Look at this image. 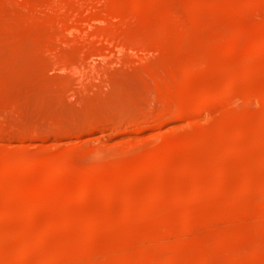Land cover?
<instances>
[{"label": "rangeland", "instance_id": "obj_1", "mask_svg": "<svg viewBox=\"0 0 264 264\" xmlns=\"http://www.w3.org/2000/svg\"><path fill=\"white\" fill-rule=\"evenodd\" d=\"M84 1V2H83ZM96 1V2H95ZM113 1V0H112ZM112 1H110V0H0V6L1 7H3V8H1L0 7V63H2L1 65H0V85L2 86V88L0 87V89L1 90H5V88H9V90L8 89H6L7 91H22L23 89V92H22V94L23 93H27V96H24V95H21V94H19L18 96L17 95H15V93L14 92H12L11 93V91L9 92V93H11V95L9 94H6L7 92H5L4 93V90L3 91H1L2 93L0 94L1 96V98H0V102L2 103H5V104H1L0 103V112H4L3 114L2 113H0V115H5L6 114V116H4V118L2 117V116H0V133H1V135H2V138L4 139H2L1 141H0V151H1V153H0V192L2 193H0V206H2V207H0V246H4L5 247V245H7L8 246V248H10L9 250H11V252H13L14 250V254H15V256H14V254H12V255H10L9 253H11V252H9L8 254L10 255V260H12V261H10V260H8L7 262H10L11 264H44V262H45V260H46V258H45V255H47L46 253L47 252H45V248H47L48 249V251H49V249H52L51 247H56L57 245H59L60 243H63L64 242V245H65V243H67L66 241H69V239H70V241H72V243L70 242L69 243V245L68 246H70V247H68L67 245H65V246H67L68 248H67V251H68V249H69V251L67 252L68 253V255L70 254V253H72V252H74L75 251V248L73 247V245L75 244H73V242H77V243H79V241H77V238H78V240H82V243L84 244L86 241L87 242H91V241H88L89 239H87V237H93V236H89V234L90 233H97V234H95L94 235V238L92 239L93 241L89 244L90 246H91V248H90V246L87 248V251H85V248H83L84 246L86 247V245H82L81 247H80V245L78 246V245H74V246H77V248H83L82 250H80V251H78V252H81L82 254V257L84 256V255H86V257H81L80 256V254L78 255V252H77V250L75 251L76 252V255H78V257L76 256V255H74L73 253V255H71L72 256V259L70 260L69 259V257L66 255L65 256V254H64V256L65 257H67L66 259L67 260H65V258H64V260H65V262H63V258H61L62 259V261H61V259H60V261H61V263H60V261H58L56 264H93L94 263V261L93 260H96L95 262V264H112V263H115L116 264V261H115V258H116V255H118L119 254V252H121V254H122V251L123 252H125L124 254H126L125 256H126V258H131V257H133V258H137L138 259V262H135L136 260H134V262H131L132 264H158V262L161 260V262H160V264H164V263H168V262H170L171 260H169V254H170V252H168L167 250H166V248H165V250L163 251V247L165 246L164 244V246H161L162 245V242H160V244L159 243H157L153 238L151 239V240H148V239H150V237L148 236L149 235V233H150V235L152 236V234L153 235H155V233L154 232H157V231H159L160 229H166V228H168V227H170V224L172 225V223H170V222H166V221H168L167 219H166V216H167V218H170V216H172V217H174V218H172V219H176V218H178V220H174V223H175V221H176V223H177V225H175V227H176V229H175V227H174V229L176 230L175 232H172V234H174L175 236H177V239H178V242H177V240H175L176 238H174V237H172L173 235H170V231L169 232H167V230L169 229H166V234L164 233V231H165V229L163 230L162 229V232L161 233H164L165 235H163V234H160V235H162L163 237H165L166 235H167V233H169V235H167L166 237H168V236H170L171 237V239L173 240H175V242H177V243H175L174 242V240L173 241H171V239H170V237H168V238H165V239H167V240H165V242H164V240H161V241H163V243H165L166 245H171V244H174V246H176L177 247V244L179 245L180 244V241H181V243H182V240L184 239V236L186 237H188V238H185V240L187 239V241L189 240V242H187L186 241V243L184 242L185 240H183V243H185L186 245H183V243L182 244H180L181 246H178V247H180V249L182 250H184V251H181L180 249H176V250H178L179 252H180V254L179 255H182V256H180V257H182L181 259L179 258V261H177L176 260V262H177V264L179 263V264H187L188 262H190L191 264L193 263V264H202V262H200V257L201 256H203V260L206 262L205 264H210V263H212V264H227V262H228V264H264L263 262H264V252L262 253V251L264 250V241H262L264 238V212H261V211H263V209H264V196L262 195L263 194V192H264V190H263V185H264V139L263 140H261V138H259V137H261L262 136V133L264 132V127L263 128H261L262 126H264L263 124L262 125H260V117H264V102H256L255 103V105L253 104V106H249L251 109H250V112H251V110H253V112L251 113L252 115L254 114L255 115V123H254V125L252 126V130H251V127L249 126V125H247V124H249L248 123V120H247V118L246 117H248L249 116V114L247 113V110H246V108H245V106H246V104H245V102H243L242 100V97H240V96H242V90H246V89H244V84H243V81H241L240 82V80H244V82L245 81H247L249 78L247 77V74H248V76L250 77V81H248V82H250L249 84H248V82H247V84L249 85V86H245V88H247L248 89V87H249V89H251V91H249V92H252V91H255V92H258L259 93V91H260V93L262 92V93H264V0H260L262 3H260V4H262V5H259L258 6V8H256L255 6H257V5H255V6H253V4H250V3H247V5H248V8H247V5H244V4H239L238 3V0L236 1L237 3H238V6H237V4L235 3V1L233 0H231L232 1V3H231V1L229 2L228 0H218L219 2H222L221 4L219 3V2H217V1H215V0H213L214 2H212V0H185V2H184V0H173L174 2H172V0H143L144 1V5L146 4L147 5V3H149V4H151L152 2L154 3L155 2V4H157V7L159 8H157L155 5V8H157L156 9V11L155 10H153L152 8V10L150 9V6L152 5L153 6V4H151L149 7H143V8H140V10L139 11H135L134 9H136V8H134V7H132L133 6V4H135L133 1H135V0H124V2H128L129 4H132V5H129L128 3V5L127 6H125V7H127V9L126 8H124V10H125V12L123 13V12H121L120 11V9L121 8H116L117 7V5H115L116 4V2H118V0L117 1H114L113 2V5L111 4L112 3ZM121 1V0H120ZM119 1V2H120ZM130 1V2H129ZM145 1L147 2V3H145ZM152 1V2H151ZM156 1H158V2H156ZM244 1V3L247 1H245V0H243ZM242 1V2H243ZM250 1H252V0H249V2ZM254 1V0H253ZM252 1V2H253ZM259 1V0H258ZM49 2V3H48ZM70 2V3H69ZM74 2V3H73ZM79 2V3H78ZM92 2V3H91ZM96 4H95V3ZM99 2H101V3H99ZM108 2H110V4L108 3ZM122 2V1H121ZM124 2H122V4L124 3ZM161 2H162V4L163 5H161ZM204 3L203 4V6L205 7L204 9H203V6H201V4L200 3ZM210 2H211V4H213V5H216V6H218L217 4H220V7H222V8H218V10H217V7L215 6V8H216V11L214 10V11H212V8L211 9H209L208 7H207V5L208 4H210ZM234 2V3H233ZM239 2H241V0L239 1ZM256 2V1H255ZM9 5H8V4ZM43 3V4H42ZM51 3H53V4H51ZM59 3V4H58ZM60 3H62L61 5H60ZM106 3V4H105ZM115 3V4H114ZM169 3V4H168ZM171 3H173V4H171ZM175 3V4H174ZM190 3V4H189ZM91 4V5H90ZM107 4H108V6H107ZM118 4V3H117ZM159 4V5H158ZM198 4H199V6H198ZM249 4L251 5L250 7H249ZM7 5V6H6ZM42 5V6H41ZM58 5H60L61 7H57ZM75 5H76V7H77V9H76V7H75ZM97 5H99V6H97ZM110 5H112L111 7H110ZM116 6L115 7V9H114V7L113 6ZM119 5V4H118ZM124 5H125V3H124ZM145 5V6H146ZM172 5H173V8H172ZM175 5H176V7H175ZM213 5H212V7H213ZM234 5H236V6H234ZM243 5V6H242ZM10 6H11V8H10ZM69 6V7H68ZM71 6V7H70ZM91 6H93V7H91ZM107 6V7H106ZM166 6V7H165ZM170 6V7H169ZM191 6V7H190ZM193 6V7H192ZM210 6V5H209ZM230 6H232V7H230ZM16 7V8H15ZM64 7V8H63ZM99 7V8H98ZM113 7V8H112ZM121 7H122V9H123V5H121ZM129 7V8H128ZM200 7H202L201 9H203V10H201V12L198 10V12H197V9L198 8H200ZM211 7V6H210ZM234 7V8H233ZM253 7H255L256 9H252ZM58 8V9H57ZM63 8V9H62ZM92 8V9H91ZM94 8H95V11H97V12H95L94 11ZM98 8V9H97ZM108 8H112V10L110 11V9H108ZM134 8V9H133ZM161 8V9H160ZM164 9V11H162L163 9ZM197 8V9H196ZM13 9V10H12ZM71 11H70V10ZM75 9V10H74ZM97 9V10H96ZM107 9V10H106ZM121 9V10H122ZM168 9V10H167ZM186 9V10H185ZM193 9V10H192ZM230 9V10H229ZM236 9V10H235ZM250 9V10H249ZM4 10V11H3ZM17 10V11H16ZM57 10V11H56ZM77 10V11H76ZM116 10V11H115ZM158 10H159V12H158ZM225 10V11H224ZM229 10V11H228ZM62 11V12H61ZM75 11V12H74ZM92 11V12H91ZM94 11V12H93ZM115 11V12H114ZM173 12V13H170V12ZM185 11V12H184ZM191 11V12H190ZM210 11H212V12H210ZM234 11V12H233ZM252 11V12H251ZM257 11H258V13H257ZM51 12V13H50ZM63 12H64V14H63ZM88 12V13H87ZM132 12V13H131ZM139 12V13H138ZM161 12V13H160ZM192 12H193V14H192ZM226 12H227V14H226ZM230 12V13H229ZM237 12V13H236ZM48 13V14H47ZM50 13V14H49ZM76 13V14H75ZM86 13V14H85ZM123 13V14H122ZM153 13H155V14H153ZM163 13H164V15H163ZM168 13H170L169 15H168ZM178 15H177V14ZM186 13V14H185ZM224 13V14H223ZM240 13V14H239ZM3 14V15H2ZM61 14V15H60ZM89 14H90V17H89ZM91 14H95V15H97L96 17H95V15H91ZM109 14V15H108ZM114 14V15H113ZM116 14V15H115ZM128 14V15H127ZM162 14V15H161ZM171 14H173V15H171ZM184 14V15H183ZM191 14V15H190ZM201 14V15H200ZM237 14H239V16H237ZM242 14V15H241ZM9 17H8V16ZM12 15V16H11ZM51 15V16H50ZM56 15V16H55ZM65 15V16H64ZM72 15V16H71ZM75 15V16H74ZM88 15V16H87ZM125 15V16H124ZM152 15V16H151ZM161 15V16H160ZM168 15V16H167ZM200 15V16H199ZM5 18H4V17ZM94 18H93V17ZM191 16V17H190ZM211 16V17H210ZM241 16V17H240ZM255 16H256V18H255ZM259 16V17H258ZM48 17V18H47ZM64 17H66V18H64ZM72 17V18H71ZM89 17V18H88ZM145 19H147V20H145ZM147 17H149V18H147ZM153 17H154V19H153ZM160 17H162L160 20H158ZM177 17V18H176ZM194 17H198V18H194ZM205 17V18H204ZM218 17V18H217ZM223 17V18H222ZM56 18V19H55ZM91 18V19H90ZM96 18V19H95ZM113 18V19H112ZM158 18V19H157ZM194 18V21L196 22V21H198V19H199V21H201V19H203L201 22H203V23H201L200 22V24H199V21L198 22H196V24L198 23L199 25L197 26V28L196 27H194L195 25H193V27H192V25H190V26H187L186 24L187 23H185L186 21L188 22V20L189 19H193ZM211 18V19H210ZM19 19V20H18ZM58 19V20H57ZM70 21H69V20ZM129 19H130V21H129ZM142 19H144V20H142ZM153 19V20H152ZM163 19V20H162ZM188 19V20H187ZM197 19V20H196ZM206 19V20H205ZM214 19H216L215 21L217 22H213V20ZM218 19V20H217ZM224 19V20H223ZM12 20V21H11ZM45 20V21H44ZM66 20V21H65ZM98 20V21H97ZM105 20V21H104ZM128 20V22H126V21ZM140 20V21H139ZM157 22H156V21ZM166 20H167V23H166ZM222 20V21H221ZM17 21V22H16ZM56 21V22H55ZM63 21H65V23H61V22H63ZM90 21V22H89ZM103 21V22H102ZM144 21H145V23H144ZM153 23H152V22ZM162 21H164V22H162ZM181 23H180V22ZM191 21V20H190ZM193 21V20H192ZM194 21H193V23H194ZM207 21V22H206ZM7 22V23H6ZM14 22V23H13ZM68 22V23H67ZM70 22H71V25H69L70 24ZM124 22V23H123ZM127 23V25H125L126 23ZM134 22V23H133ZM139 22H140V24H139ZM150 22V23H149ZM158 22H160V24L158 23ZM205 22V23H204ZM220 22V23H219ZM232 22V23H231ZM254 22H255V25H254ZM261 24H260V23ZM49 23V24H48ZM75 23V24H74ZM83 23V24H82ZM151 23H152V25H151ZM155 23V24H154ZM157 23V24H156ZM73 24V25H72ZM96 24V25H95ZM132 24V25H131ZM139 26H138V25ZM166 24V25H165ZM169 24V25H168ZM171 24V25H170ZM175 24V25H174ZM190 24V23H189ZM192 24V23H191ZM214 24V25H213ZM217 24V25H216ZM228 24H230V25H228ZM233 24V25H232ZM40 25H41V27H40ZM58 25V26H57ZM95 25V26H94ZM137 25V26H136ZM140 25H141V27H140ZM181 25H183V26H181ZM253 25H254V27H253ZM5 28H4V27ZM55 26V27H54ZM74 26V28L72 29V30H69L70 29V27H73ZM79 26V27H78ZM122 26V27H121ZM159 26H162V27H159ZM175 26H177V27H175ZM187 26V27H186ZM210 26V27H209ZM211 26H212V28H211ZM227 26H229V27H227ZM234 26V27H233ZM251 28H250V27ZM97 27V28H96ZM120 27V28H119ZM131 27H132V29H131ZM133 27H135V29L133 28ZM139 29H138V28ZM145 27V28H144ZM152 27V28H151ZM174 27V28H173ZM216 27V28H215ZM224 29H223V28ZM246 27V28H245ZM7 28H8V30H7ZM15 28V29H14ZM55 28V29H54ZM57 28H59L58 30L61 32H57ZM69 28V29H68ZM128 28V29H127ZM150 30H149V29ZM169 28V29H168ZM202 28H203V30H202ZM211 28V29H210ZM221 28V29H220ZM230 28V29H229ZM44 29V30H43ZM53 29H54V31H53ZM200 29V30H199ZM218 29H219V31H218ZM235 29V30H234ZM247 29V30H246ZM41 30V31H40ZM43 30V31H42ZM56 30V31H55ZM64 32H63V31ZM86 30V31H85ZM90 30V31H89ZM105 30V31H104ZM123 30V31H122ZM126 30V31H125ZM133 30V31H132ZM146 30V31H145ZM157 30V31H156ZM170 30V31H169ZM245 30V31H244ZM257 30V31H256ZM262 30V31H261ZM85 31V32H84ZM109 31H111V32H113V36H112V40H111V34L112 33H110ZM137 31V32H136ZM195 31V32H194ZM207 31V32H206ZM208 31H212V33H209ZM215 31H217V32H215ZM225 31V32H224ZM252 31V32H251ZM66 32H67V35H68V37H67V35H64V34H66ZM97 32V33H96ZM101 32V33H100ZM154 32H155V34H154ZM169 32V33H168ZM180 32V33H179ZM181 32H183V33H181ZM189 32V33H188ZM192 32H194V33H192ZM249 32V33H248ZM256 32V33H255ZM40 33V34H39ZM55 33V34H54ZM59 33V34H58ZM72 33V34H71ZM74 33V34H73ZM96 33V34H95ZM99 33V34H98ZM123 33V34H122ZM161 33V35H159ZM166 33H168L169 35H166ZM171 33V34H170ZM186 35H185V34ZM188 33V34H187ZM201 33V34H200ZM209 33V34H208ZM226 33H228V35L226 34ZM231 33V34H230ZM235 33V34H234ZM239 33V34H238ZM260 35H259V34ZM44 34V35H43ZM48 34H50V35H48ZM109 34H110V38H108V37H105V36H109ZM121 34V35H120ZM137 34H139L138 36H137ZM166 35L165 37H163L162 35ZM175 34H176V36H175ZM211 34V36H209ZM212 34H214V35H212ZM219 34V35H218ZM255 34V35H254ZM5 35V36H4ZM16 35V36H15ZM82 35V36H81ZM117 35V36H116ZM150 35V36H149ZM177 35H179V36H177ZM185 35V37H189V38H185V37H183ZM209 37H208V36ZM257 35V36H256ZM11 36V37H10ZM20 38H19V37ZM34 36V37H33ZM45 36V37H44ZM55 36H56V38H55ZM58 36H59V38H58ZM85 36V37H84ZM170 36V37H169ZM171 36H172V38H171ZM203 36H204V38H203ZM4 37H6V41L4 40ZM73 37V38H72ZM79 37V38H78ZM91 37V38H90ZM93 37V38H92ZM96 37V38H95ZM101 37H103V38H101ZM140 37H141V39H140ZM149 37V38H148ZM151 37V38H150ZM154 37V38H153ZM158 37V38H157ZM160 37V38H159ZM163 37V38H162ZM167 37V38H166ZM174 37V38H173ZM182 37V39L184 38L185 40H187V42L184 40V41H181V42H179L180 41V39L179 38H181ZM201 37V38H200ZM211 37V38H210ZM234 37V38H233ZM249 37L251 38V39H249ZM13 38V39H12ZM18 38V39H17ZM35 38V39H34ZM36 38H37V40H36ZM39 38V39H38ZM99 38V39H98ZM106 38H108V39H105ZM114 38V39H113ZM168 39L169 38V40H170V42H169V40H167L168 41V43L167 42H165L166 41V39ZM192 38V39H191ZM242 38H244V39H242ZM47 39V40H46ZM55 39V40H54ZM62 39V40H61ZM75 39V41H72V40H74ZM144 39H146L147 41V43L145 42V40ZM163 40V39H165V41L163 40V41H160V40ZM173 39V40H172ZM189 39V40H188ZM204 41H203V40ZM206 39V40H205ZM209 39H210V41H209ZM220 41H219V40ZM257 39V40H256ZM63 40H65V41H63ZM115 40V41H114ZM126 42H124V41ZM136 40V41H135ZM137 40H138V42H137ZM143 40V41H142ZM150 40V41H149ZM153 40V41H152ZM178 42H177V41ZM201 40V41H200ZM223 40V41H222ZM228 40V41H227ZM231 40V41H230ZM243 40V41H242ZM246 40V44L245 45H243L244 44V41ZM249 40H250V43H249ZM3 41V42H2ZM14 41V42H13ZM31 41V42H30ZM37 41V42H36ZM69 41V42H68ZM112 41V42H111ZM121 41H122V44H121ZM132 41V42H131ZM173 41V42H172ZM197 41V42H196ZM199 41V42H198ZM225 41H227V42H225ZM240 41V42H239ZM242 41V42H241ZM29 42L30 44L32 43V45L34 44V45H37V46H35L36 47V49L34 50L33 48V46L30 48H28V51L30 50V49H33L34 50V52L32 53V51L31 52H28L25 48H24V46H23V44L24 45H29V43L27 44V43ZM42 42H43V45H42ZM45 42V43H44ZM49 42L53 45V44H55V46L56 47H52V45L51 44H49ZM56 42V43H55ZM118 42V43H117ZM144 42V43H143ZM151 42V43H150ZM159 42V43H158ZM185 42V44H186V46H188V47H186L183 43ZM193 42V43H192ZM196 42V43H195ZM206 42H208V43H206ZM212 42V43H211ZM214 42H216V43H214ZM219 42L220 43H222L221 45L219 44ZM7 43V44H6ZM11 43V44H10ZM65 43V44H64ZM80 43V44H79ZM96 43V44H95ZM97 43H99V45L97 44ZM101 43V44H100ZM113 43V44H112ZM130 43V44H129ZM136 43V44H135ZM137 43H139V45H137ZM143 43V44H142ZM146 43V44H145ZM165 43V44H164ZM172 43H174V44H172ZM181 43H182V45H181ZM199 43V44H198ZM227 44V46H228V50H230V49H232L233 51H234V47H236L235 49V51H237V52H235L236 53V57L234 58L233 57V55L231 56V57H233V58H224V57H228V55H231L232 53H231V51H228L227 49H225V51H224V49H223V47H221V48H219V46H226L225 44ZM254 43H256L255 45H254ZM15 44V45H14ZM45 44V45H44ZM47 44H49L48 46H47ZM58 46H57V45ZM119 44H121V45H119ZM201 44V45H200ZM232 44V45H231ZM233 44H235V45H233ZM259 44V45H258ZM263 44V45H262ZM8 45H10V47H8ZM38 45H39V47H38ZM83 45H84V47H83ZM116 45V46H115ZM118 45V46H117ZM144 45H148V46H144ZM150 45V46H149ZM154 45H156V46H154ZM166 45V46H165ZM178 45V46H177ZM204 45V46H203ZM219 45V46H218ZM230 45V46H229ZM237 45H239V46H237ZM4 46H6L7 48H8V50L6 49V48H4ZM21 46V47H20ZM23 46V47H22ZM30 46V45H29ZM51 46V47H50ZM54 46V45H53ZM76 46V47H75ZM100 46H103V47H100ZM127 46V47H126ZM174 46V47H173ZM183 46H184V48H183ZM196 46V47H195ZM199 46V47H198ZM201 46V47H200ZM218 46V47H217ZM226 46V47H227ZM244 46V48H242ZM252 46H254V48L252 47ZM14 47L16 48V49H18V51L16 50L15 51V49H14ZM20 47V48H19ZM44 47H46V48H44ZM62 47V48H61ZM69 47H72V48H70L69 49ZM123 47V48H122ZM124 47H125V49H124ZM153 47V48H152ZM156 47V48H155ZM158 47H159V49H161V50H159L158 49ZM203 47V48H202ZM231 47V48H230ZM250 47H251V49H250ZM25 50H24V49ZM41 48V49H40ZM61 48V49H60ZM64 48H66V50L64 49ZM79 50H77V49ZM143 48V49H142ZM165 48H167V49H165ZM169 48H171V49H169ZM172 48H174V49H172ZM182 50H181V49ZM205 48V49H204ZM21 49H23L22 51H24V52H22L21 51ZM38 49H40L39 50V52H38ZM45 49V50H44ZM55 49V50H54ZM103 49V50H102ZM117 49H118V51H117ZM141 49V50H140ZM156 49V50H155ZM186 49V50H185ZM249 49V50H248ZM252 49H256L255 51V53H252V52H254V51H252ZM5 50H7V51H9V50H13V52L15 53H17V55H14L12 52H11V54L14 56V58H15V56H16V58L14 59V60H17V61H15V62H18V64L17 63H15V62H13V65L11 64V62H12V60L10 61L9 60V58H11L10 56H12V55H10L9 56V58H8V61H7V56L10 54H8V55H6V58H5V53L7 54V52L5 51ZM70 50V52H68L69 54H67V51H69ZM74 50V51H73ZM84 50H85V52H84ZM128 50V51H127ZM139 50V51H138ZM158 50V51H157ZM163 50H165V51H163ZM172 50V51H171ZM178 50V51H177ZM190 52V54H191V52L193 51H195V53H193L192 52V54H193V56L195 55V58H196V60H198L199 62H202V61H204L205 63H203V64H205L206 66H204V65H200V67H198L196 70V72H194V73H196V74H193V73H190V72H188V71H186V70H189L187 67H189V64L191 65V64H193L192 62H194V60L193 59H195L194 57L192 58V56L191 57H189L188 59L186 58V57H188V55H189V52ZM240 50H242L241 52H240ZM248 50V51H247ZM4 51H5V53H4ZM47 51L49 52V53H47ZM63 51H66L65 53L63 52ZM76 51H78V55H80L81 53H83L82 55H80V56H82L81 58H80V56H79V58H78V60L80 59H82L83 60V62L82 63H84V65L81 67V68H83L82 70H76L74 67H73V65L71 64V62H73V60H74V58H75V56H77V55H75V56H72L71 54L73 53H75V54H77V52ZM92 52H95V51H97V52H101V53H103V55L105 54L106 56H104L103 58L102 57H93L92 59H91V61L93 62V63H91V62H89L90 60H88V62H87V59L89 58V56L88 55H90ZM123 51V52H122ZM156 51V52H155ZM162 51V52H161ZM185 51V52H184ZM223 51L224 52H226L227 51V53H231V54H224L223 53ZM10 52V51H9ZM18 52H22V53H24V54H21L20 56H21V58L23 59H25V57H26V62H24V64L26 63V65H22V64H20L21 62H22V60L19 58L20 56L18 55L19 53ZM32 53V54H30L31 55V57H32V60L29 58V55L27 54L26 55V53ZM37 52V53H36ZM53 52V53H52ZM81 52V53H80ZM87 52H89V53H87ZM120 52V53H119ZM200 52L201 53V55H200V53H199V57H198V53ZM205 52H206V54H205ZM207 52H208V54H207ZM239 52V53H238ZM263 52V53H262ZM47 53V54H46ZM131 53V54H130ZM170 53V54H169ZM174 53V54H173ZM185 55H184V54ZM197 53V54H196ZM234 53V54H235ZM36 54V55H35ZM41 54V55H40ZM56 56H55V55ZM64 54H66V55H64ZM85 54V55H84ZM123 54H128V56H125V55H123ZM165 54L166 55H168V56H165ZM184 55L185 56V58H184V56L183 57H181V55ZM212 54V55H211ZM222 54H224L223 55V57H222ZM241 56H240V55ZM250 56H249V55ZM22 55H24V56H22ZM35 55V59L33 58V56ZM40 55V56H39ZM46 55V56H45ZM49 55V56H48ZM51 55V56H50ZM87 55V56H86ZM173 55V56H172ZM177 55V56H176ZM206 55V56H205ZM213 57V55L214 56H216V57H211V56ZM242 55H245L246 57L244 58V56H243V59L241 58L242 57ZM260 55V56H259ZM19 56V57H18ZM58 56V57H57ZM60 56V57H59ZM67 58H66V57ZM68 56H70V58L71 57H73V60H67V59H70V58H68ZM84 56H86V57H84ZM108 56V57H107ZM160 56V57H159ZM174 56H176L175 57V59H174ZM190 56V55H189ZM201 56V57H200ZM204 56H205V58H204ZM18 57V58H17ZM45 57V58H44ZM62 57V58H61ZM64 57H65V59H66V61L68 62V64H67V62L65 61V59H64ZM78 57V56H77ZM88 57V58H87ZM125 57H128L127 59L125 58ZM166 57V58H165ZM202 57H203V59H202ZM211 57V59L213 60L214 58V60H216L217 58H218V64L220 63V64H223V66L224 65H226V67L225 68H227V66H228V68L229 69H235L236 71H237V69H238V73L237 74H239L238 76H239V80H237L236 82H237V84L234 82H232V84L230 83V85H233L234 84V86H235V84H236V86L235 87H232L233 89H235L234 91H232V89H231V87H228V85L226 86V84L228 83L227 81H228V78H229V74L226 72L225 74H224V67H221L222 69H223V72H220L222 69H217V70H215L216 68L215 67H213V68H215L214 70L216 71V72H214V70H213V72H210L209 70L212 68V66H214V64L216 65L217 63H214L213 65H212V62L214 61H211V59H210V61H211V64L210 65H212V66H210V69H208L209 67V62H206V60H208L209 58ZM230 57V56H229ZM247 57L248 58H250L251 60H248L247 59ZM259 57V58H258ZM261 57V58H260ZM3 58V59H2ZM30 60H29V59ZM37 58H38V60H37ZM160 58H162L163 59V61H162V59H160ZM172 58V59H171ZM182 58V59H181ZM208 58V59H207ZM221 58V59H220ZM224 58V59H223ZM12 59H13V57H12ZM27 59H28V61H27ZM64 59V60H63ZM77 59V58H76ZM74 60V61H77V60ZM86 61H85V60ZM96 59V60H95ZM166 59V60H165ZM177 59H179V60H177ZM186 59V60H185ZM237 59V60H236ZM244 59L246 60L247 59V61H244ZM260 59V60H259ZM4 60V61H3ZM19 60V61H18ZM34 60V61H33ZM61 60H62V63H61ZM95 60V61H94ZM155 60H157V61H155ZM161 60V61H160ZM174 60V61H173ZM177 60V61H176ZM182 60H185V62H183ZM193 60V61H192ZM195 60V62L194 63H196L197 65H199L198 63V61H196ZM202 60V61H201ZM235 60V61H234ZM7 61V62H6ZM24 61V60H23ZM31 62L32 61V63H27V62ZM65 61V62H64ZM113 61H115V62H113ZM128 61V62H127ZM187 61H191V63H188ZM209 61V60H208ZM244 61V62H243ZM251 61V62H250ZM6 62V63H5ZM10 62V63H9ZM37 62V63H36ZM47 62V63H46ZM50 62V63H49ZM54 62V63H53ZM101 62V63H100ZM111 62V63H110ZM154 63V66L152 65L153 63ZM157 62V63H156ZM167 62H169V63H167ZM175 62V63H174ZM180 62H182L183 63V65H186V62H187V65H186V68L187 69H185V67L182 65L181 67V69H184L185 71H186V73L188 72V74H185V71H183V73L182 72H180V68H179V64L177 65V63H180ZM214 62H216V61H214ZM253 62V63H252ZM255 62V63H254ZM11 64V65H9V64ZM64 63V64H63ZM81 63V64H82ZM87 63V64H86ZM89 63V64H88ZM90 63H91V65H93L94 67H95V65H96V67H95V69L93 68V66L92 67H90L91 65H90ZM104 63V64H103ZM108 63V64H107ZM128 63V64H127ZM155 63L157 64V65H155ZM158 63H159V66H158ZM160 63H161V65H160ZM165 63V64H164ZM172 63H173V65H172ZM181 63V64H182ZM185 63V64H184ZM240 63V64H239ZM245 63L247 64V65H245ZM250 63H252L251 65H250ZM257 63V64H256ZM262 63V64H261ZM4 64V65H3ZM19 64H20V66H22L23 68H24V70H25V73H27L26 75H25V73L23 72V69L21 70V71H19L20 69H21V67L19 66ZM28 64H30L29 66H28ZM31 64H32V66H31ZM36 64V65H35ZM47 64H51V65H49V66H47ZM54 64V65H53ZM64 66H63V65ZM110 64V65H109ZM167 64V65H166ZM169 64L171 65V67L169 66ZM217 64V65H218ZM231 65V66H233V68H231V66H229V65ZM242 64V65H241ZM6 65H9L8 67L10 68V66L12 67L11 69L15 72V69L17 70V71H19V72H23V73H20L19 74V72H17L18 74L17 75H21V77L22 78H26L23 82H21V84H17V85H19V86H21V85H23V86H21V87H19L18 86V88H14L13 89V83H15V82H13L12 83V89L10 88V80H13V77L12 78H10V80L8 79L9 77H11V74H10V76H8L9 75V73H12V75H14V73L13 72H9L11 69H9ZM35 65V66H34ZM68 65V66H67ZM98 65H100V66H98ZM105 65H106V67H105ZM150 65V66H149ZM208 65V66H207ZM216 65V66H217ZM236 65V66H235ZM249 65V67L248 68H246L247 66ZM257 65V66H256ZM261 65H262V67H261ZM14 66V67H13ZM17 66L18 67H20V68H17ZM27 66H28V68H29V70H27L28 68H27ZM37 66H39L38 68H37ZM111 66V68H109V67ZM152 66V67H151ZM165 66V67H164ZM170 68H169V67ZM173 66H175V67H177V69H175V73H179V74H177L176 75V77H178V75H179V77L177 78L178 79V83H176L178 86H179V88H182V87H184V88H186V89H184V88H182V89H184L183 91L181 90V89H179V91L181 90V93H183L184 92V95L182 94L181 96H182V98L181 97H179L178 96V100H179V102H178V100H177V98L175 97V92H173V91H175V90H173V89H175V88H177L178 86L177 85H174V86H176L175 88H174V86L172 85V83L170 84V82L168 83V81H170V79H172V77L171 78H169L170 77V73L169 74H166V72L168 73V71L170 72L171 71V73H172V75H173V69L175 68V67H173ZM202 66H204L205 68H203ZM246 68L245 69V71H246V73L247 74H245V76L247 77V79L245 78V77H243L244 76V74H242V70H244V67ZM31 67H34V68H31ZM43 68V70L41 71V69ZM46 68V70H44L45 68ZM48 67V68H47ZM50 67H51V69H50ZM62 67V68H61ZM105 67V69H107V70H105V69H103ZM108 67V68H107ZM142 67V68H141ZM155 69H154V68ZM160 68V67H162V68H160V70L158 69V68ZM168 67V68H167ZM207 67V68H206ZM219 66H217V68H218ZM14 68V69H13ZM27 68V69H26ZM40 68V69H39ZM68 68V69H67ZM80 68V69H81ZM92 68H93V70H92ZM133 69V70H130V69ZM136 68V69H135ZM140 68V69H139ZM203 68V69H202ZM227 68V69H228ZM250 68V69H249ZM256 68V69H255ZM6 69H7V72H6ZM55 69V70H54ZM66 69V70H65ZM75 69V70H74ZM87 69V70H86ZM180 69V70H179ZM204 69H208V71H204ZM228 69V70H229ZM252 69V70H251ZM50 70V71H49ZM100 70H102L101 72H100ZM105 70V71H104ZM141 70L143 71V73L141 72ZM198 70H201L200 72L198 71ZM204 72H203V71ZM241 70V71H240ZM249 70V71H248ZM35 71V72H34ZM40 71V72H39ZM45 71V72H44ZM74 71H78V72H74ZM107 71V72H106ZM109 71V72H108ZM118 71V72H117ZM133 71H135V72H133ZM146 73H145V72ZM158 71V72H157ZM160 71H162V75L163 76H161V74H160ZM164 71V72H163ZM47 72V73H46ZM87 72V73H86ZM106 72V73H105ZM110 72H115V73H112V75L114 76V75H116V76H114V79H112V75H111V73ZM119 72H121V76H120V74H119ZM122 72H125V73H122ZM131 72L132 73H134L133 75L131 74ZM136 72L138 73V77H137V74H136ZM139 72H141V74L143 75H139ZM154 72L157 74L156 76H155V74H154ZM198 72V73H197ZM45 73V74H44ZM73 73V74H72ZM118 73V74H117ZM128 73L130 74V75H128ZM150 73V74H149ZM158 73L160 74V77L162 78H165V76L167 75V78H165L164 80L166 81V85L168 86L169 84V86H170V91H171V93L173 92V94L171 95V94H169L168 95V93H167V89H166V87L164 86V82L165 81H163V82H161V84H159L158 85V81H157V78H158ZM165 73V74H164ZM175 73H174V75H175ZM218 73V74H217ZM222 73V74H221ZM242 74V76H240L241 74ZM243 73H244V71H243ZM78 74V75H77ZM126 75V77L128 78V77H131V78H129V79H127L125 76H123V75ZM136 74V75H135ZM199 74V75H198ZM16 74H15V76H17ZM31 75V76H30ZM69 76V78L68 79H66L68 76ZM70 75L72 76L71 78H70ZM76 75V76H75ZM118 75V76H117ZM128 75V76H127ZM135 75V76H134ZM192 75V76H191ZM200 75H201V77H200ZM221 75V76H220ZM226 75H228V76H226ZM7 76V77H6ZM40 76V77H39ZM52 76V77H51ZM57 76V77H56ZM65 76H67V77H65ZM123 76V78H121ZM134 76V77H133ZM169 76V77H168ZM187 76V77H186ZM193 76H194V78H193ZM209 76V77H208ZM18 78L20 77V76H17ZM20 77V78H21ZM42 77V78H41ZM47 77H49V78H47ZM74 77V78H73ZM77 77V79H75ZM139 77H141V79L139 78ZM144 77V78H143ZM152 77V78H151ZM157 77V78H156ZM160 77H159V79H160ZM174 77V76H173ZM189 77V78H188ZM196 77V78H195ZM199 77V78H198ZM215 77V78H214ZM225 77V78H224ZM241 77V78H240ZM7 78V79H6ZM16 78V77H15ZM14 78V79H15ZM45 78V79H44ZM55 78V79H54ZM57 78V79H56ZM118 78V79H117ZM125 78V79H124ZM133 78H136V79H134L133 80ZM137 78L139 79V80H137ZM191 78V81H189V79ZM192 78L196 81H194V80H192ZM209 80H208V79ZM245 78V79H244ZM38 79V80H37ZM41 79V80H40ZM53 80V81H50V80ZM66 79V80H65ZM73 79V80H72ZM120 79V80H119ZM124 81H122V80ZM131 79V80H130ZM143 79H145V80H143ZM150 79H153V80H149ZM156 79V80H155ZM158 79V80H159ZM167 79V80H166ZM169 79V80H168ZM176 79V78H175ZM176 79V80H177ZM179 79H180V82H179ZM202 79H203V81H202ZM213 79V80H212ZM217 79V80H216ZM224 79V80H223ZM225 79H227V81L225 80ZM4 80H5V83H4ZM21 80H23V79H21ZM33 80H34V82H33ZM47 80V81H46ZM62 80H63V82H62ZM71 80V81H70ZM117 80H119V82H120V85H119V83L117 82ZM128 80H130V81H128ZM199 80V81H198ZM204 80H205V83H204ZM15 81V80H14ZM18 82H19V80H17ZM35 81H36V83H38V84H36L35 83ZM39 81H40V83H42V84H40L41 86H42V88H39L40 87V85H39ZM44 82V87L45 88H47L48 90H46L47 92H44L43 91V82ZM46 81V82H45ZM74 81V82H73ZM114 81V82H113ZM129 83V84H127V82ZM132 81H133V83H132ZM137 81H139V82H137ZM141 81H143V82H141ZM147 81H148V83H147ZM184 81H186L185 83H184ZM193 81H194V83H193ZM218 81V82H217ZM263 81V82H262ZM50 82L53 84H56V85H52V84H50ZM58 84H57V83ZM65 82V83H64ZM72 82V83H71ZM126 82V83H125ZM135 82H136V84H135ZM152 82V83H151ZM154 82V83H153ZM156 82V83H155ZM189 82V83H188ZM256 82V83H255ZM9 84L8 86L9 87H6L7 86V84ZM74 83V84H73ZM116 83V84H115ZM127 85L126 87H128V88H126L125 87V84ZM141 83V84H140ZM151 83V84H150ZM163 83V84H162ZM182 83V84H181ZM200 83V84H199ZM213 83V84H212ZM215 83V84H214ZM239 83V84H238ZM251 83H254V84H251ZM3 84V85H2ZM46 84H48L47 85V87H46ZM71 84V86H69ZM73 84V85H72ZM135 84V85H134ZM147 84H149L150 86L148 87V85ZM155 84H157V85H155ZM187 84H189L190 86H192V87H190L191 89H189L188 87H185V86H188ZM197 84V85H196ZM219 84V85H218ZM246 84V83H245ZM33 85V86H32ZM34 85H35V87L38 85V87L37 88H35L34 87ZM49 85H51L50 87H51V89L50 88H48L49 87ZM58 85V87H55V86H57ZM62 85H66L67 87H65L66 88V91H64V90H60V92L58 91V92H56V94L54 93V91H53V89H52V87H55V89H64L63 87L64 86H62ZM75 85V86H74ZM128 85H130V87L128 86ZM137 85V86H136ZM153 85V86H152ZM252 85V86H251ZM5 88H4V87ZM61 88H60V87ZM136 86V87H135ZM158 86V87H157ZM161 86V87H160ZM213 86V87H212ZM218 86H219V88H218ZM239 86V87H238ZM255 86V87H254ZM17 87V86H16ZM35 89H34V88ZM71 87V88H70ZM119 87H121V88H119ZM123 87V88H122ZM151 87H154V88H151ZM162 87H165V88H162ZM172 87H173V89H172ZM206 88V89H209V90H206V91H208L209 92V94L211 93V95H212V97L213 96H215L216 95V93L215 92H217L218 90L220 91V92H222V93H226L227 92V90H229L228 88H230V90L232 91V92H230V91H228V93L230 92V93H232L230 96L231 97H229L228 99H230L231 101H229L228 99H225V98H216V99H214L213 101H211V100H208L206 103V105H204V103L202 102V105L200 106L201 107V110H197V112L199 113L200 111V113L197 115V113H196V115H194V116H190V115H188V114H185V116H183V119H185V120H183L182 118H179V119H177V118H174V117H176L175 115H177V112H175L176 111V109L179 107L178 105H180V104H182L184 107H187L188 106V103H190L188 100V98H191V97H188V96H191L192 95V93H193V91L194 92H196L197 94H198V92L201 90V89H203L204 90V88ZM212 87V88H211ZM225 87H228V88H225ZM239 89H238V88ZM45 88H44V90H45ZM69 90H68V89ZM73 88V89H72ZM76 88V89H75ZM125 88V89H124ZM132 88H134V91H133V89ZM140 88V89H139ZM161 90H160V89ZM168 88V87H167ZM195 88V89H194ZM225 88V89H224ZM237 88V89H236ZM260 88V89H259ZM16 89H18V90H16ZM22 89V90H21ZM34 90V92H33V90ZM54 89V90H55ZM75 89V90H74ZM130 89V90H129ZM178 89V88H177ZM187 89H189V90H187ZM194 89V90H193ZM241 89V90H240ZM5 90V91H6ZM39 90V92H37L39 95H38V97L40 98V96L42 95V93L44 94H46V95H48L49 96V91H50V93H53L55 96H59L60 95V97L61 96H63V97H59L58 99L56 98V97H54L52 94H50V97L52 96V98L51 99H54L55 98V100H56V102L57 101H59V102H57V103H55V101L54 100H51L50 99V97L49 98H47V99H45V97H47L45 94V96H43L44 97V99H45V103H47L45 106H46V108H44L45 110H43V112L45 111H47L46 112V114L45 113H41L42 114V116H41V118L39 117L38 119H40V120H37V121H39V123H36V124H34V126L32 125V128H34V129H32L30 126L29 127H27L28 125H30V124H32L33 122L31 121V123L29 122V121H25L24 120V118H23V116H21L20 117V119H18V120H16V118H17V116L19 115H17V114H15V113H17V112H14V113H12L14 110H17L16 109V106L13 108V107H11L10 108V110L12 111H9L8 110V107H10V105H12L13 103H11L12 101H14L15 100V98H17V97H20V99L23 97V98H25V97H28L29 95H37V94H35L36 92L35 91H38ZM40 90H42L41 92V94H40ZM52 90V91H51ZM73 90V91H72ZM121 90H123L124 91V93H123V91L121 92ZM128 90V91H127ZM138 90V91H137ZM140 90V91H139ZM156 91V92H154V91ZM161 92L160 94L158 93L159 91ZM165 90H166V92H165ZM190 90H192V93H191V95H190V93H188L189 95H187L186 93L187 92H189ZM195 90H197V91H195ZM214 90H217V91H214ZM240 90V91H239ZM258 90V91H257ZM55 91H57V90H55ZM75 91V92H74ZM126 91H127V93H126ZM143 91H146V93L145 92H143ZM169 91V88H168V92H170ZM177 91V90H176ZM202 91V90H201ZM62 92H63V94H62ZM129 92V93H128ZM136 92V93H135ZM141 92V94H139ZM186 92V93H185ZM234 92H235V94H234ZM239 92H241L240 94H239ZM245 92H248V91H245ZM14 93V95L16 96H12V94ZM19 93V92H18ZM58 93H60V94H58ZM65 93H67V94H65ZM143 93V94H142ZM152 93H154V94H152ZM177 93V92H176ZM180 92L179 93H177V95L178 94H181ZM244 93V92H243ZM2 94H3V96L5 95H8L9 97L10 96H12L11 98L12 99H10L9 97H6L5 99H3V101H1V99L2 98H4L3 96H2ZM70 94V95H69ZM123 94V95H122ZM139 96H138V95ZM145 94V96L143 97V95ZM147 94V95H146ZM197 94H194V95H197ZM234 94V95H233ZM238 94V95H237ZM67 96V97H64V96ZM69 95V96H68ZM126 95V96H125ZM158 95V96H157ZM163 95V96H162ZM168 95V96H167ZM171 95V96H170ZM174 95V96H173ZM187 95V96H186ZM210 95V96H211ZM232 95H233V97H232ZM240 95V96H239ZM118 98H116V97ZM153 96V97H152ZM162 96V97H161ZM170 96V98H168ZM15 97V98H14ZM54 97V98H53ZM122 97V98H121ZM125 97V98H124ZM139 99H141L142 98V101L144 102V99H145V102L143 103L141 100H138V98ZM156 97V98H155ZM158 97V98H157ZM161 97V98H160ZM164 97H166V98H164ZM175 97V100L173 99ZM238 97V98H237ZM10 99V101H9V99ZM22 98V99H23ZM62 98H63V100H62ZM64 98H65V100H64ZM66 98H67V100H66ZM85 98V99H84ZM128 98V99H127ZM144 98V99H143ZM148 98H150V99H148ZM179 98H181V101H182V103H180V99ZM194 98V97H193ZM192 98V99H193ZM239 98H241V99H239ZM8 99V101H6ZM14 99V100H13ZM18 100H19V98H17ZM22 99H21V101H22ZM26 99V98H25ZM49 99V100H48ZM60 99V100H59ZM99 99V100H98ZM107 99V100H106ZM124 100V99H126L127 100V106L125 105L124 106V103L126 102V100L124 101V102H122L121 103V101L122 100ZM165 99V101H163ZM195 99V98H194ZM225 99V100H224ZM71 100V101H70ZM119 100V101H118ZM155 100H157V101H155ZM220 100V101H219ZM223 100V101H222ZM226 100H228L227 102H226ZM236 100H238V101H236ZM50 101H53L54 103L53 104H55V105H52V106H54V107H52V109H50L51 108V105H50V107H48L49 105H48V103ZM60 101H61V103H60ZM65 101V102H64ZM70 101V102H69ZM94 101H96L95 103H94ZM105 103H104V102ZM141 101V102H140ZM151 101V102H150ZM159 101V102H158ZM162 101V102H161ZM16 102V101H15ZM14 102V103H15ZM18 103H21L20 101H17ZM15 103L14 105H16L17 104V106H18V103ZM24 102V101H23ZM67 102V104H68V102H69V104H68V106L70 107V104H71V107H74V108H72V109H70L68 106H65V103ZM72 102H74L75 104H73ZM91 102V103H90ZM155 102V103H154ZM175 102V104H173ZM177 102H178V104H177ZM192 102V101H191ZM200 102V101H199ZM220 102V103H219ZM10 103V104H9ZM50 103H52V102H50ZM49 103V104H50ZM60 103V104H59ZM98 103V104H97ZM109 104V105H107V104ZM143 103V104H142ZM158 103H160L159 105H158ZM163 103V104H162ZM165 103H167L166 105H165ZM173 105H171V104ZM198 103V102H197ZM223 103V104H222ZM233 103V104H232ZM240 103V104H239ZM22 104H24V103H21V105ZM72 104L73 105H75V106H78V107H76L75 108V106H72ZM96 104V105H95ZM101 104H102V106H101ZM104 104H106L105 106H104ZM123 106H122V105ZM126 104V103H125ZM139 104V105H138ZM177 104V105H176ZM185 104V105H184ZM201 103H198V105H200ZM210 104V105H209ZM236 104H238V105H236ZM257 104V105H256ZM5 105H6V107H5ZM13 105V106H14ZM62 105V106H61ZM65 107H64V106ZM82 105H84L83 107H84V109L83 108H81V110L79 109L80 107H82ZM111 105V106H110ZM130 105H131V107H130ZM135 105V106H134ZM170 105V106H169ZM175 105V106H174ZM192 105V104H191ZM190 105V106H191ZM197 105V106H198ZM218 107H217V106ZM221 105V106H220ZM224 105V106H223ZM231 105H233V106H231ZM239 105H241V106H239ZM243 105V106H242ZM250 105H252V104H250ZM87 106V107H86ZM96 106V107H95ZM101 107V109H108L107 111H105L104 109V111H105V113L103 114V115H101L99 112L101 111L100 110V108L99 107ZM132 106H133V108H132ZM138 106H140V107H138ZM142 106V107H141ZM163 106V107H162ZM178 106V107H177ZM196 105L194 104V106H192V107H195ZM216 108H215V107ZM227 106H228V109H227ZM21 107V106H20ZM20 107H19V109H20ZM48 107V108H47ZM61 108V107H64V108H67L66 110L65 109H63V108H61V109H59V110H57L58 108ZM110 107V108H109ZM124 107H128V110H130V111H132V113H136L135 115V117L133 116L134 114H132L130 111H128L126 108H124ZM137 107V108H136ZM199 107V106H198ZM230 107V108H229ZM240 107H242L241 109H240ZM13 108V109H12ZM88 108V109H87ZM98 108V109H97ZM141 108H144L143 109V111H142V109ZM170 108V109H169ZM175 108V110L172 112L171 110L172 109H174ZM181 108V107H180ZM179 108V109H180ZM188 108V107H187ZM204 108V109H203ZM221 108V109H220ZM235 110H234V109ZM237 108H239V109H237ZM263 108V109H262ZM49 109V110H48ZM55 109V110H54ZM65 110L64 112H62L63 110ZM68 109H70L69 110V112H72V113H69L68 112ZM76 109L78 110V111H76ZM198 109H200V108H198ZM214 109L217 111H215V112H212V111H214ZM218 109V110H217ZM234 111H233V110ZM9 111V113L7 114L6 113V111ZM52 112H51V111ZM73 110V111H72ZM96 110H98L97 112H96ZM103 110H102V112H103ZM113 110V111H112ZM125 110V111H124ZM134 110V111H133ZM137 110H138V112H137ZM144 110H145V112H144ZM151 112H150V111ZM204 110V111H203ZM239 110V112L241 113H239V112H237V111ZM255 110H256V112H255ZM18 111V110H17ZM48 111H50V112H48ZM58 111V112H57ZM60 111V112H59ZM67 111V112H66ZM80 111V112H79ZM87 111V112H86ZM91 111V112H90ZM108 111L110 112L111 111V113H109V115H110V117L107 115L106 116V114L108 113ZM142 111V112H141ZM148 111V112H147ZM164 111V112H163ZM166 111V112H165ZM177 111H178V109H177ZM227 111H229V112H231V113H233L232 115H231V113L228 115V117L229 116H231V117H233V119L231 118V117H229V118H231L232 119V121H231V119H229L228 121L230 122V123H228V122H226V120H222V119H224V118H222V115L225 117V116H227V115H224V114H226V113H229V112H227ZM236 111V112H235ZM244 111V112H243ZM19 112H20V110H19ZM18 112V113H19ZM54 112H56V114L54 113ZM65 112H66V114H65ZM83 112H85V113H83ZM92 113V114H90V113ZM107 112V113H106ZM141 112V113H140ZM147 112V113H146ZM153 112H155V113H153ZM162 112V113H161ZM172 112V113H171ZM174 112H175V114H174ZM209 112H212V113H209ZM11 113V118L13 117V115H14V117H13V119L15 118V120L14 121H18L17 123H15V122H13V119H11L10 118V116H9V114ZM40 113V112H39ZM49 113V115H47ZM74 113H76L77 115H78V113H79V116L81 115V113H82V116H80V118L82 117V120L79 118V117H77L76 115H74V116H76V119H75V117H73V119H71L72 118V116H73V114ZM95 113H97V114H95ZM127 113H129V114H132V115H128ZM140 115H138V114ZM157 113V114H156ZM168 113V114H167ZM220 115H219V114ZM234 113H239V115L240 116H243L244 115V117H240L239 115H237V114H234ZM244 113H246V114H244ZM260 113V114H259ZM262 113V114H261ZM22 114V113H21ZM114 114V115H113ZM115 114H116V116H115ZM119 114V115H118ZM141 114H143V115H141ZM154 116V118H155V116L156 117H158V116H160L161 114H162V117L161 118H163V122H161V121H159V119L158 118H155L154 120H158V122H161V123H159V125L157 124V121L155 122V121H152L153 120V116ZM164 114V115H163ZM202 114V115H201ZM213 114V115H212ZM222 114V115H221ZM248 114V116H246ZM258 114H259V116H258ZM17 115V116H16ZM60 115V116H59ZM61 115H62V117H61ZM67 115H69V116H71L70 118H69V116L67 117H65V116ZM99 115V116H98ZM146 115V116H145ZM201 115V116H200ZM207 115V116H206ZM235 115H237V116H239V118H238V121H236V119H237V117L235 116ZM253 115V116H254ZM8 116V117H7ZM20 116V115H19ZM19 116H18V118H19ZM47 116V117H46ZM96 116H98L97 118H96ZM102 116L104 117H106V119H102ZM113 116H115V117H113ZM147 117V120H145L144 121V119H146L145 117ZM150 116H152V120H151V117ZM168 116V117H170V120H172V121H170V120H168V118H166V117ZM186 116H188V119L186 118ZM198 116H200L199 118H198ZM212 116H214V117H212ZM44 117H46V118H44ZM57 117H58V119H57ZM95 117V119H94V122H93V118ZM113 117V118H112ZM129 117H130V119H129ZM133 117V118H132ZM144 117V118H143ZM191 117V118H190ZM194 117V118H193ZM227 117V118H228ZM235 117V118H234ZM12 120V122L10 121V119ZM48 118V119H47ZM62 118V119H61ZM65 118V119H64ZM67 118V119H66ZM84 118V119H83ZM99 118H101L100 119V121H98L99 120ZM111 118L112 119H114V120H112L111 121ZM160 118V117H159ZM165 118H166V120H167V123L165 124L164 122L166 121L165 120ZM197 118H198V120H197ZM211 118V119H210ZM218 118V119H217ZM226 118V119H227ZM47 119V120H46ZM54 119V120H53ZM69 119H71V121L69 120ZM77 119L78 120H81L80 121V123L77 121ZM91 119V120H90ZM116 119V120H115ZM190 119V120H189ZM191 119H193V120H191ZM208 119V120H207ZM243 119H246V120H243ZM3 120H5V121H3ZM7 120V121H6ZM22 120H24V121H22ZM51 120V121H50ZM61 121V122H59V121ZM72 120H73V122H72ZM86 122H85V121ZM96 120V121H95ZM148 120H151L150 122L148 121ZM176 120V121H175ZM219 120H222V122H220ZM9 121V122H8ZM36 121V122H37ZM41 121V122H40ZM43 121H44V123H43ZM75 121H76V123H75ZM107 121V122H106ZM196 121V122H195ZM212 121V122H211ZM214 121V122H213ZM223 121H225L227 124H225V123H223ZM28 122V123H27ZM53 122V123H52ZM59 122V123H58ZM65 122V123H64ZM69 122H70V124H69ZM84 122V123H83ZM91 122V123H90ZM103 123V126L101 125V123ZM108 123L107 125H105L106 123ZM154 122V123H153ZM189 122H191V124L189 123ZM213 123V124H209V123ZM217 122L218 123H221L220 125H222V126H220L219 124L217 125ZM247 122V123H246ZM35 123V122H34ZM43 123V124H42ZM97 123H99V124H97ZM111 123V124H110ZM153 123V124H152ZM157 125H156V124ZM200 123H202V124H200ZM216 123V124H215ZM18 124H20L19 126H20V128H19V126H18ZM27 124V125H26ZM73 124H74V127H73ZM75 124H78V125H75ZM87 124V125H86ZM94 125V127L96 128L97 126V129H94V127H93V125ZM96 124V125H95ZM145 124V125H144ZM187 124V125H186ZM207 124V125H206ZM235 124H239L238 126L237 125H235ZM10 125V126H9ZM26 125V126H25ZM41 125V126H40ZM43 125V126H42ZM47 125V126H46ZM69 125V126H68ZM89 125V126H88ZM100 125V126H99ZM109 125V126H108ZM116 125V126H115ZM120 125V126H119ZM148 125V126H147ZM198 125V126H197ZM199 125H200V129H199ZM206 125V127H204ZM209 125V126H208ZM212 125V126H211ZM227 125H228V128H227ZM242 125V126H241ZM15 128H14V127ZM18 126V128H16ZM23 126V127H22ZM47 128H46V127ZM56 126V127H55ZM62 126H64V127H62ZM72 126V127H71ZM77 126V127H76ZM86 126V127H85ZM113 126L114 127H116V128H113ZM143 126V127H142ZM188 126V127H187ZM198 128L197 130L196 129H194L193 130V128L192 127H194V128H196V127ZM224 126V127H223ZM6 127V128H5ZM11 127V128H10ZM24 127H26L25 128V130H24ZM74 128V129H70L69 130V128ZM75 127H76V129H75ZM88 127V128H87ZM186 127V128H185ZM191 128V130L193 131V133H192V131L190 130V128ZM215 127H217V128H220V130H225V131H230V133L229 134H231L232 135V138L230 139V137H231V135H230V137L228 138L229 140H233V142H234V140H235V142H237V144H238V146H239V144L240 145H242V147H244L245 149H248V152L249 153H252V151H254L255 152V154L254 153H252L251 155V158L249 157H245V155H240L239 157L237 156V155H234V156H232V154H230V153H228L227 152V148H228V146L229 145H231V146H237V144L235 143L234 145H232V144H229L228 146H227V148L225 147V149L224 150H226V152L223 150L222 151V153L224 154V152H225V154H230V156H228V155H223V154H221L220 153V151L221 150H219L218 148V146H226L227 144H225V143H222V141H220V140H222V139H216L217 137H215L216 135L217 136H219L218 134H214L215 136H214V138H215V140L216 141H218V142H215V143H219V141L221 142V144H223V145H220V144H218V146H217V144L216 145H214L213 144V146H216V147H218L217 149H216V147L214 148L211 144L214 142V139H212L213 141H210L209 142V140H208V142L210 143L209 145H211L212 146V148H209L208 147V149H207V147H206V149L207 150H205V149H203L204 148V145H206V140H204L205 142H204V144H203V147L199 144V146H201L202 148H196L195 147V149H194V146H189L190 148H192V149H194V150H192L191 151V153L193 152L194 153V155L195 154H197L196 155V158H198L199 159V161H197V162H199V163H203V159H204V163H203V165H202V167H204L205 168V166H207L208 168V170H204V168H202L203 169V171H204V173H203V175L201 176L203 179H206L205 180V185L207 184V186H210V183L212 182L211 180H212V178L214 177V175L215 176H217L216 174H215V172L217 171L216 169H213V171H212V168H215V167H217V166H215V164L214 163H217L219 160L218 159H220L221 157V160H222V162H223V164H222V166L223 167H226V169H229V170H226L225 171V169H223L224 171V177L223 178H227L225 181L227 182V183H229L228 185H227V183L225 182V184H226V186L225 185H222V186H224L223 188L225 189V188H227L230 184H232V186L230 185L229 186V188L231 187V189L234 187V189L235 190H233V191H235V192H233V191H231L233 194H236V195H232L231 194V192H230V190L231 189H229V193L226 195V193H224V195H222V196H230V197H228V199H230V198H235L236 200L238 199H240L241 201H239L240 202V204L239 203H237L236 201V204H232L233 206H235L236 207V210L235 209H231V208H233V207H228L227 205H229V206H231L230 205V203H228V201H233V200H228L227 199V197L226 198H223V200L221 199L220 200V197H216V196H211V193H208V194H206V195H209V196H204V198L203 197H201V196H203V194L201 195V196H199L198 198V201L197 200H195V199H197V198H193L192 199V196H189L188 197V199L186 200V201H184L183 203V207L181 206H175L174 207V205L175 204H173V206L171 207L170 205H169V207L168 208H166L165 207V205H163L165 208H166V210H165V208L164 207H162L161 206V208H164V210L162 211V213H169V214H171V215H169V214H167L166 215V213L164 214V217H165V219L163 220H161V218H160V214H161V216L163 215L162 213H160L158 210H156V211H158L157 213L159 214V216L157 215H155L154 214V210H151V209H153L154 208V206L152 207V205H153V201H152V198H153V200H155V197L157 196V198L156 199H158V202L160 203H158L157 201H155L156 203H158V205H162V204H164L163 202H165L166 204H168V202H170V201H168L167 202V200H169L170 199V197H169V195L168 194H171V193H169V192H171V190H170V186H172V191H173V189H176V187L179 185V183L180 184H182L181 186H183V185H187L188 186V188H189V190H190V186L192 185H194V183H196L197 181H199V180H201L202 181V183H203V179L200 177V179L198 180V177H197V175L195 174L196 172H195V168H194V172L192 171V167H193V165H192V163L194 162V163H197V162H195L196 161V159L195 160H193L192 158H190L189 157V153H190V148L188 147L187 148V145L188 144H193L194 142H196L197 140L195 139V137L194 136H192V135H197L196 137L198 138V136H200L199 134H201L202 132V134H203V136L206 134V133H208V134H206L208 137L211 135L210 133H209V130L211 131H213L214 129H217V128H215ZM234 127V128H233ZM238 127L240 128H244V130L245 131H249V134H247L248 136L250 135V139H248V137L247 138H245L244 140H245V142H239V140H238V134H239V131H241V130H239V131H237L238 130ZM248 127H250V129L248 128ZM255 127V128H254ZM3 128H5V129H3ZM10 128V129H9ZM22 128H23V130H22ZM28 128V129H27ZM31 128V129H30ZM55 128V129H54ZM62 128H64V129H62ZM82 128H83V130H82ZM85 128V129H84ZM92 128V129H91ZM100 128V129H99ZM144 128V129H143ZM204 128H205V130H204ZM210 128V129H209ZM222 128H224V129H222ZM13 129H15L14 130V132L12 131ZM17 129H18V131H19V129H21V131H17ZM36 129H37V131H36ZM42 129V130H41ZM52 131H51V130ZM78 129H79V131H78ZM94 129V130H93ZM99 129V130H98ZM142 129V130H141ZM202 129H203V131H202ZM247 129H249V130H247ZM262 129V130H261ZM28 130V131H27ZM40 130L42 131L41 132V134H40ZM96 130V131H95ZM187 131V134H186V131ZM200 130V131H199ZM220 130H218L217 129V131L219 132ZM255 130V131H254ZM1 131H3V133L1 132ZM16 131V132H15ZM26 131H27V133H29L28 134V136H27V133H26ZM33 131V132H32ZM75 131H77V132H75ZM81 131V132H80ZM94 131V132H93ZM175 131V132H174ZM177 131V132H176ZM181 131H184V132H181ZM190 133H189V132ZM196 131V132H195ZM197 131H199V133L197 134ZM211 131V132H212ZM224 131V132H225ZM233 131V132H232ZM242 131H243V129H242ZM251 131V132H250ZM254 131V132H253ZM11 132V133H10ZM37 132V133H36ZM45 132V133H44ZM74 132V133H73ZM178 132H180V133H178ZM204 132H206V133H204ZM215 132V131H214ZM213 132V133H214ZM237 132V133H236ZM259 132H262V133H259ZM19 133H20V135L23 137V138H19ZM31 133H33V134H31ZM43 133H44V135H43ZM67 133V134H66ZM69 133V134H68ZM170 135H169V134ZM174 133V134H173ZM178 133V134H177ZM195 133V134H194ZM222 133V132H221ZM236 133V134H235ZM255 133L256 134H258L259 133V135H261V136H257L256 138H255ZM23 134H25V135H23ZM176 134H177V137H176ZM210 134V135H209ZM225 134V133H224ZM253 134V141L251 140V135ZM18 135V136H17ZM37 135H40V136H36ZM64 135H66L65 137H64ZM70 135V136H69ZM161 135V136H160ZM165 135L167 136V135H169V136H167V137H165ZM185 135V136H184ZM187 135V136H186ZM236 135V136H235ZM255 135V136H254ZM29 136L31 137V138H29ZM34 136V137H33ZM171 136V137H170ZM172 136L173 137H175V138H173L172 139ZM183 136H184V138H183ZM203 136H201V141H203V138H205V139H207L206 137H203ZM227 136V135H226ZM225 136V137H226ZM37 139H36V138ZM160 137V138H159ZM162 137H164V138H162ZM192 137H194L193 139H192ZM203 137V138H202ZM220 137H222L221 135H220ZM27 138V139H26ZM35 138V139H34ZM155 138H156V140H155ZM177 138H178V140H179V142H178V140H177ZM181 138V139H180ZM186 138V139H185ZM188 138H190V140L188 139ZM233 138H236V139H233ZM262 138H264L263 136H262ZM184 139L185 140H187L188 141V144L184 141ZM196 141H195V140ZM199 139V138H198ZM210 139V140H211ZM255 139H260V140H255ZM26 140V141H25ZM158 140V141H157ZM161 140V141H160ZM167 140V141H166ZM170 140V141H169ZM181 140H182V142L184 141L185 143H182L181 142ZM192 140V142H193V140H194V142L193 143H191L190 141ZM224 140V139H223ZM243 140V141H244ZM257 141V142H255V141ZM23 141V142H22ZM25 141V142H24ZM173 141H175V142H173ZM240 141H242V140H240ZM250 141V142H249ZM3 142V143H2ZM10 142V143H9ZM141 142V143H140ZM158 142V143H157ZM190 142V143H189ZM225 142L226 143H229L228 141H227V139H225ZM254 142V143H253ZM24 143V144H23ZM129 145H128V144ZM132 143H134V144H132ZM154 143V144H153ZM155 143H157V144H155ZM162 143V144H161ZM169 143H171V144H169ZM181 145H180V144ZM197 143V142H196ZM202 143V142H201ZM250 143V144H249ZM27 144H29V145H27ZM146 144V145H145ZM149 144V145H148ZM151 144H153V145H151ZM183 144V145H182ZM186 144V145H185ZM225 144V145H224ZM245 144H247L248 146H245ZM21 145V146H20ZM83 145V146H82ZM185 145V146H184ZM194 145V144H193ZM244 145V146H243ZM251 145V146H250ZM25 146H27V147H25ZM72 147V149H74L73 151L71 150V147ZM93 146V147H92ZM95 146V147H94ZM101 146V147H100ZM132 146V147H131ZM136 146V147H135ZM137 146H139V147H137ZM150 146H151V148H150ZM172 146H173V148H172ZM195 146H196V144H195ZM198 146V147H199ZM208 146V145H207ZM4 147V148H3ZM68 147H70V149L68 148ZM75 147H78V148H75ZM84 147H86L87 148V150H86V148H84ZM144 147H146V149L144 148ZM154 147V148H153ZM178 147V149H175V148H177ZM185 147V148H184ZM242 147H239V148H242ZM260 147V148H259ZM7 148V149H6ZM12 148V149H11ZM15 148H19V149H15ZM65 148L67 149V150H65ZM95 148V149H94ZM132 148V149H131ZM142 150H141V149ZM161 148H162V150H161ZM181 148V149H180ZM186 148L188 149V151L186 150ZM222 148V147H221ZM243 148V149H244ZM254 148V149H253ZM259 148V149H258ZM2 149H4L3 150V153H2ZM68 149L70 150V151H68ZM84 149V151H81V150H83ZM92 149H93V151H92ZM99 149V150H98ZM126 149V150H125ZM136 149V150H135ZM137 149H138V151H137ZM145 149V151H143ZM148 149V150H147ZM158 149H160L161 151H159ZM182 149L184 150V152H181L182 151ZM199 149V150H198ZM244 149V150H245ZM256 149H258V150H256ZM12 150V151H11ZM15 150L17 151V153H15ZM46 150V151H45ZM105 150V151H104ZM120 150V151H119ZM126 151L125 153H124V151ZM134 150L135 151H137V152H134ZM156 150V151H155ZM215 150H218L219 151V153H217ZM11 151V152H10ZM44 151V152H43ZM47 151H48V154H44V153H47ZM53 153H52V152ZM60 151V152H59ZM61 151H63L64 153H66L67 151H68V153L67 154H64L63 152H61ZM77 152V153H75V152ZM80 151L81 152H83L84 153V155H83V153H80ZM88 151H92V152H90V153H88L87 155H86V152H88ZM118 151V152H117ZM129 151V152H128ZM143 151V152H142ZM151 151V152H150ZM153 151V152H152ZM170 151H172V153L170 152ZM187 151V152H186ZM200 151V152H199ZM202 151H204V152H202ZM247 151V150H246ZM50 152V153H49ZM58 152V153H57ZM73 152V153H72ZM111 154H109V153ZM120 152H122L121 154H120ZM134 152V153H133ZM160 152V153H159ZM214 152H216V153H214ZM263 152V153H262ZM5 153V154H4ZM8 153V154H7ZM55 153L56 154H58V155H55ZM60 153V154H59ZM71 153L72 154H74V155H76V156H78V157H76V156H72L71 155ZM101 153V154H100ZM114 153H116V155L114 154ZM131 153H132V155H131ZM137 153V154H136ZM140 153V154H139ZM142 153V154H141ZM176 153V154H175ZM187 153V154H186ZM193 153L190 155V156H192V157H194V155H193ZM205 153V154H204ZM207 153V154H206ZM259 153V154H258ZM1 154H2V156H1ZM12 154H14L15 155V157L17 156H19L18 158H16L15 159V157H13L12 159L10 158V157H12L13 155ZM19 154V155H18ZM20 154H23V155H20ZM36 154H38V155H36ZM79 154H80V156H79ZM135 154V156H133ZM164 154V155H163ZM167 154L169 155L168 157H170L169 159L166 157L167 156ZM183 154H184V156H183ZM209 154H211V155H213V156H210ZM261 154H262V156H261ZM3 155H5V156H3ZM33 155H36V156H33ZM52 155V156H51ZM61 155V156H60ZM91 155H92V157H91ZM98 155V156H97ZM104 157H103V156ZM114 155V156H113ZM128 155H130V157H129V159H128ZM157 155V156H156ZM178 155V156H177ZM201 155V156H200ZM203 155H206L207 157H205L204 156V158H203ZM209 155V156H208ZM253 155H254V157H253ZM257 155L259 156V157H257ZM6 156H9V161H8V159L6 160L5 158H8V157H6ZM26 156H28V157H33V158H36L37 157V159L38 160H40L41 161V158L42 159H45L46 158V160L44 161V162H48V163H54L55 165H57L58 166V169H57V171H55V172H53V173H51L50 172V170H49V166H47V164L45 163V164H38L37 166H35V169H33V168H25V165H24V162H22L21 163V161H23V160H21V159H23V157H26ZM39 156V157H38ZM53 156H54V158H53ZM56 156H58V157H56ZM68 156H71V157H69L68 158ZM87 156V157H86ZM94 156V157H93ZM107 156H109V161L107 160L108 159V157ZM111 156V157H110ZM152 156V157H151ZM175 156V158H173ZM200 156V157H199ZM214 156H215V158H214ZM22 157V158H21ZM49 157V158H48ZM74 157V158H73ZM80 157V158H79ZM83 157V158H82ZM86 157V158H85ZM102 157V158H101ZM113 157H114V159H113ZM116 157V158H115ZM119 157V158H118ZM121 157V158H120ZM178 157V158H177ZM179 157H181L180 159H179ZM185 158V160L183 159L182 160V158ZM202 157V158H201ZM211 157V158H210ZM227 157H229V158H227ZM20 158V159H19ZM40 158V159H39ZM73 158V160H71ZM75 158L78 160V161H80V159H81V161H82V159H83V161H84V163H83V161H82V164H81V162H80V164L77 162V160L75 161ZM112 158V159H111ZM127 158V159H126ZM163 158V159H162ZM165 158V159H164ZM205 158H207V160L205 159ZM210 158V159H209ZM231 158V159H230ZM233 158H234V160H233ZM237 158H238V160H237ZM255 158V159H254ZM263 158V159H262ZM49 159V160H48ZM88 159H93V160H91L92 162H93V164H92V162L89 160L88 161ZM101 159V160H100ZM174 159V160H173ZM176 159H177V161H176ZM189 159L191 160H193V162L192 161H190V162H188V165L190 166V168H191V170H190V168H189V170H188V165H187V167H186V165H185V167L187 168L186 170H187V172L188 171H190V172H188V174H190V175H188L187 174V172L185 173V167H182V165H184L185 163H187V161H189ZM208 159H209V161H208ZM213 159V160H212ZM216 159V160H215ZM243 159V160H242ZM13 160V161H12ZM71 160V161H70ZM103 160H105V161H103ZM113 160V161H112ZM125 160V161H124ZM130 160V161H129ZM142 160V161H141ZM162 160H165L166 161V165H165V163L163 164L162 162V167L164 166V168L166 169V168H168V169H170V163L172 162H174L173 163V166H175L176 168H173V166H171L172 168H171V170L173 169V171L171 172L170 170H169V172H170V174H168L169 172H168V169H166L167 170V173L165 172L164 173V171H166V170H164V169H162L161 170V172L162 173H160V178H159V175L158 174H156L155 176L154 175H152V174H155L157 171H155V169L154 168H156V167H158L159 168V166H157V164H160L159 162L160 161H162ZM181 160V161H180ZM211 160H212V162H211ZM218 160V161H217ZM221 160L218 162L220 165H221ZM230 160V161H229ZM6 161H7V163H6ZM16 161H18V162H16ZM62 161V162H61ZM65 161H66V163H65ZM85 161L88 163H91L92 164V166H94L95 167V170L91 173V172H89V168H88V171H86V168H87V166L88 167H90V164H88V165H86L87 163H85ZM100 161H101V164H97V163H100ZM108 161V162H107ZM120 161V162H119ZM148 161H151V162H148ZM182 161H184L183 163H182ZM216 161V162H215ZM243 162V164H242V162ZM244 161H246L245 163H244ZM254 161V162H253ZM262 161V162H261ZM4 162V163H3ZM14 162V163H13ZM61 162V163H60ZM75 162V163H74ZM77 162V163H76ZM107 162V163H106ZM148 162V163H147ZM209 162H211L210 163V165H209ZM238 162V163H237ZM252 162V163H251ZM10 163H13V164H15V163H17L16 165H15V169L14 170H9V172L7 171V169L6 168H8V165L10 164ZM19 163V164H18ZM59 165H58V164ZM62 163H63V165H62ZM72 163H74V164H72ZM171 163V164H172ZM179 163V165H181V166H179V165H176V164H178ZM182 163V164H181ZM208 163V164H207ZM217 163V164H218ZM228 163V164H227ZM236 163V164H235ZM241 163V164H240ZM246 163H247V166L246 167H244V165H246ZM7 164V165H6ZM22 164V165H21ZM70 164V165H69ZM76 164H77V167H76ZM78 164H79V166H80V168H79V166H78ZM96 164V165H95ZM106 164V165H105ZM131 164V165H130ZM198 164V163H197ZM205 164H207V165H205ZM214 164V165H213ZM216 164V165H217ZM227 164V165H226ZM237 164H239V165H237ZM249 164V165H248ZM6 165V166H5ZM24 165V166H23ZM105 165V166H104ZM108 165V167H106ZM144 165V166H143ZM156 165V166H155ZM192 165V166H191ZM200 167H201V165L200 164H198ZM212 165V166H211ZM243 165V166H242ZM252 165V166H251ZM19 166V167H18ZM60 166V167H59ZM84 166V167H83ZM149 166H151V171H150V174H148V172L147 173H145V172H142V170L141 169H143L144 167H146V168H149ZM153 166V167H152ZM160 166H161V164H160ZM165 166H167V167H165ZM197 166V165H196ZM213 166H215V167H213ZM229 166H233L232 168H230ZM234 166H236V167H234ZM238 166V167H237ZM240 166H242V167H240ZM25 169H24V168ZM46 167H48V168H46ZM73 167V168H72ZM83 167V168H82ZM124 167H126V168H124ZM133 167V168H132ZM178 167V168H177ZM195 167V166H194ZM210 167H212L211 169H210ZM229 167V168H228ZM20 168V169H19ZM60 168V169H59ZM66 168V169H65ZM83 169V171H81L82 169ZM91 169L93 168V167H90ZM115 168V169H114ZM141 168V169H140ZM154 170H153V169ZM182 168H184V169H182ZM197 168V167H196ZM236 168V169H235ZM238 168H240V169H238ZM242 168V169H241ZM247 168V169H246ZM6 169V170H5ZM22 169H23V172L21 173V172H19V171H22ZM29 169V170H28ZM69 169H71V170H69ZM77 169V170H76ZM94 169V168H93ZM120 169H126V170H131V169H138V170H141L140 171V173H142V174H140L139 173V175L140 176H136V178L135 179H133L132 181L133 182H130V181H128V179H124L123 181H122V183L124 184L122 187H123V193L127 196V197H129V198H131L135 203L136 202H138L139 203V201L141 200V201H143L145 198L147 199V203L146 204H148L149 205V207H148V205H147V207L151 210V213H152V211H153V213H152V215L154 216H152V218H155V219H153L152 220V218H151V216H149V222L151 223V225H150V227H149V223H148V220L146 219H141L139 216H141L140 214H139V216H137L136 215V213L134 212V210L136 211V209H137V207L136 206H134V209L132 208V215L129 217V220L130 221H132V224H133V222H135V225H137V227L138 228H134V227H132L130 224H129V227L127 226V229L125 228L126 227V223H130L129 222V220L126 218V216H125V211L128 209L125 205H124V208H126V210L124 211V208L123 207H121V206H123L122 205V203L121 204H119V203H117V204H115L113 207H111V208H109L108 206H107V204H105L106 203V199H104V198H102L103 200H105V203H104V205L103 206H101V203L100 202H102V199H101V201L99 200V199H97L96 201L94 200L95 198H94V196H95V192H96V190H95V192L93 191V189H94V187L95 186H93V185H95V184H97V183H104V184H107V182H109L108 180H110V183H112V181H114L113 180V177H115V174H116V172H118ZM206 169V168H205ZM250 170V172H251V175H252V177H250V179L251 178H253L254 180H256V183H258V184H261V185H257L256 183H254V184H256L257 185V190L255 189V188H253V189H255V191H253V189H252V191L250 190H247V189H244L243 187H242V185L241 186H239V184H241L242 182L240 181L241 179V177H242V179L243 178H245V177H248V175H249V173H248V175L246 176V175H244L243 173L244 172H246L247 173V170ZM74 170V171H73ZM145 170V169H144ZM146 170H148V169H146ZM156 170H157V168H156ZM176 170V171H175ZM179 170V171H178ZM210 170H211V172H210ZM214 170H216L215 172H214ZM219 170V169H218ZM221 170V169H220ZM3 171V172H2ZM4 171H7V172H4ZM16 172V174L15 173H13V172ZM58 171H59V173H58ZM76 171V172H75ZM78 171V172H77ZM159 171V170H158ZM209 171V172H208ZM243 171V172H242ZM261 171V172H260ZM2 172V173H1ZM19 172V173H18ZM73 172H75V174L73 173ZM80 172V173H79ZM155 172V173H154ZM174 172V173H173ZM176 172H177V175H175L176 174ZM218 173H220V171H217ZM226 172V173H225ZM249 172V171H248ZM5 173V174H4ZM21 173V174H20ZM41 174V175H38L37 176V174ZM63 173V174H62ZM79 173V174H78ZM144 173V174H143ZM184 175H183V174ZM211 173V174H210ZM213 173H214V175H213ZM241 173V174H240ZM245 173V174H246ZM3 174V175H2ZM7 174V175H6ZM18 174V175H17ZM36 174V175H35ZM62 174V175H61ZM146 174V176H148V178L146 177V178H143V180H142V178H140V177H142V176H144ZM148 174V175H147ZM162 174V175H161ZM165 174V175H164ZM180 174H181V176L182 177H180ZM194 174L196 175V177H197V179L196 178H194L195 176H194ZM14 176V177H12V176ZM68 175H69V177H68ZM74 175V176H73ZM142 175V176H141ZM158 175V179H155L156 178V176ZM170 175V176H169ZM173 175V176H172ZM209 175V176H208ZM220 175V174H219ZM219 175L217 176L218 178H219ZM251 175H249V176H251ZM257 175V176H256ZM50 176V177H49ZM153 176V179H151V178H149V177H152ZM176 176V177H175ZM177 176H178V178H177ZM187 176V178H189V179H187V178H185ZM191 176V177H190ZM260 176V177H259ZM35 177H36V180H35ZM64 177V178H63ZM84 177V178H83ZM168 177V178H167ZM171 177V178H170ZM180 177V178H179ZM210 177V178H209ZM217 177H215L216 179H217V181H218V178ZM33 178V179H32ZM38 178V179H37ZM46 180H45V179ZM165 180H164V179ZM177 178V179H176ZM234 178V179H233ZM49 179V180H48ZM84 179V180H83ZM103 179H107V181L106 180H103ZM146 179H148V180H146ZM149 179L150 180H152L154 183V185L152 186V185H150L149 187L151 188V189H149V190H152V192L154 193V190H155V196L152 194V196H151V194H150V192H149V190H147V192H149V193H145V189L147 188L146 186L149 184V182L150 183H152L151 181H149ZM170 179V180H169ZM173 181H172V180ZM187 179V180H186ZM191 179V180H190ZM215 179V180H216ZM252 179V180H253ZM260 179V180H259ZM17 180V181H16ZM28 180V181H27ZM30 180V181H29ZM90 180V181H89ZM112 180V181H111ZM135 180H138V182L137 181H135ZM163 180V181H162ZM166 180H169V181H166ZM183 180V181H182ZM215 180H213V182L215 181ZM263 180V181H262ZM16 181V182H15ZM39 183H38V182ZM47 181V182H46ZM56 181V182H55ZM86 181H89V183L91 184H86V185H90L89 187H91V188H89L88 186H86V188L88 187L89 188V190L91 191V195H93V196H91V195H88L87 197H85V198H83L82 200H80V201H78V200H75V198H77V189L80 187V186H83L85 183H86ZM134 181L136 182V183H134ZM143 181V182H142ZM144 181H148V183H146V182H144ZM177 181V182H176ZM181 181V182H180ZM187 181L190 183V185H188L189 183H187ZM191 181V182H190ZM196 181V182H195ZM201 181L200 182H198L199 184L201 183ZM217 181H216V183H217ZM223 181V180H222ZM257 181H262V183L260 182H257ZM18 182H20L19 184H21L22 186H24L23 188H25L24 189V191L26 192V193H28V194H31L32 193V191H36V189L35 188H37V189H39L40 190V188H41V191H39V193H37V192H35L34 193V195H33V193L31 194L32 196L31 197H33L34 199H35V203L37 204L41 199H42V195H43V192H45V191H47V192H49L48 194H49V196H51V198L53 199L52 200V202H55L54 200H56V198H57V195L59 194V193H63V194H65V195H67V203H66V209L64 208V207H61V208H59V206H58V208H57V206H55V205H57L56 203H51V204H53L52 205V207H50L49 205H48V207H50V208H45V207H43L42 206V204H40V205H38L39 206V209L37 210H35L34 211V213L32 214V215H30L27 211H26V205H25V203H23V202H25V201H19L18 199H17V202H16V199H14L12 202H11V200L10 201H8L7 199V201L8 202H4V198L3 197H5V196H3V194H5L4 193V191L7 193V191L10 189V187H12V184H14L13 185V187L15 186V185H17V183ZM32 182V183H31ZM36 184H35V183ZM82 182H83V184H82ZM94 182H95V184H94ZM115 182V181H114ZM113 182V184H115ZM141 182V183H140ZM160 182H162V183H165L166 185H162V183H160ZM167 182H168V185H167ZM171 182V183H170ZM184 182V183H183ZM186 182V183H185ZM212 182V183H213ZM10 183H11V185H10ZM103 183H102V185H103ZM174 183H175V185H174ZM211 183V184H212ZM215 182H214V184H216ZM223 183H224V181H223ZM236 183H238V188H237V185L235 186L234 184H236ZM5 184V185H4ZM24 184V185H23ZM117 184V183H116ZM115 184V185H116ZM127 184H128V186H127ZM138 184V185H137ZM141 186H140V185ZM146 184V185H145ZM263 184V185H262ZM31 187H30V186ZM33 185V186H32ZM142 185H145L144 187H142ZM160 185V186H159ZM202 185V184H201ZM200 185V186H201ZM204 185V184H203ZM213 185V184H212ZM35 186V187H34ZM46 186V187H45ZM119 186H121V184H119ZM131 186V187H130ZM132 186H133V188H132ZM136 186V187H135ZM141 188H140V187ZM166 187L165 188V190H163V189H161V188H164V187ZM174 186V187H173ZM180 186V185H179ZM196 186V185H195ZM260 186H263L262 188L260 187ZM7 187L9 188V189H7ZM12 187V188H13ZM34 187V189H32ZM48 187H50L49 188V190H48ZM135 187V188H134ZM167 187H170V188H167ZM198 187V186H197ZM203 187H205V186H203ZM213 187V186H212ZM242 187V188H241ZM259 187H260V189H262V190H258L259 189ZM42 188H44L43 190H42ZM132 188V189H131ZM155 188V189H154ZM179 188V187H178ZM181 188V187H180ZM185 189H186V186L184 187ZM192 188V187H191ZM6 189H7V191H6ZM30 189H32V191H29ZM129 189V190H128ZM138 189V190H137ZM141 189V190H140ZM154 189V190H153ZM185 189H183V191L185 190ZM238 189V190H237ZM243 189V191H241ZM11 190V189H10ZM14 190V189H13ZM53 190V191H52ZM131 190V191H130ZM189 190H185V192L186 191H189ZM226 190V189H225ZM228 190V189H227ZM244 190H247V191H244ZM15 191H16V189H15ZM23 191V192H24ZM65 191V192H64ZM127 191V192H126ZM136 191H137V193H136ZM163 192V194L164 195H162V192ZM168 193H167V192ZM224 191V190H223ZM238 191V192H237ZM241 191V192H240ZM262 191V192H261ZM29 192H31V193H29ZM133 192H135V196L134 195H132L133 194ZM140 192V193H139ZM157 192V193H156ZM161 192V193H160ZM174 192V191H173ZM225 192V191H224ZM227 192V191H226ZM10 193V192H9ZM12 193V192H11ZM10 193V194H11ZM16 193V192H15ZM55 193V194H54ZM68 193V194H67ZM129 193V194H128ZM175 193V192H174ZM188 193V192H187ZM186 193V194H187ZM189 193H190V191H189ZM254 193H256V194H254ZM261 193V194H260ZM8 194V193H7ZM37 194V195H36ZM145 196H144V195ZM249 196H248V195ZM253 195V196H251V195ZM262 195V196H260V195ZM36 195V196H35ZM131 195L133 196V197H131ZM165 195H166V197H168L169 199H167L166 197H165ZM172 195H174V194H172ZM188 195H190V194H188ZM245 195H247L246 197H245ZM54 196V197H53ZM142 196V198L140 199V197ZM154 196V197H153ZM160 196V197H159ZM171 196V195H170ZM186 196V195H185ZM240 196V197H239ZM244 196V197H243ZM258 196H260L261 198H259ZM6 197H7V195H6ZM145 197V198H144ZM172 197V196H171ZM187 197V196H186ZM185 197V198H186ZM191 197V198H190ZM250 199H248V198ZM251 197H252V199H251ZM254 197V198H253ZM257 197V198H256ZM263 197V198H262ZM133 198H136V199H133ZM161 198V199H160ZM202 198V199H201ZM211 198V199H210ZM217 200H216V199ZM37 199V200H36ZM137 199H139V200H137ZM200 199H201V201H200ZM219 199V200H218ZM227 199V201L225 202V200ZM75 200V202H73ZM164 200V201H163ZM203 200V201H202ZM141 201H140V204H143V203H141ZM151 201H152V204H151ZM211 201V202H210ZM223 201L225 202V203H223ZM249 201H252V202H256L255 203V205L253 204H251L252 206H253V208L251 207V210H250V216L249 215H247L246 217H245V215H243V213H244V207L246 206V202H247V205L249 206L250 204V202ZM263 201V202H262ZM15 202V203H14ZM19 202H21V203H19ZM41 202V201H40ZM39 202V203H40ZM190 202V203H189ZM192 202V203H191ZM207 202V203H206ZM213 202V203H212ZM214 202H215V204L216 205H213L214 204ZM220 202H222V203H220ZM261 202V203H260ZM9 205H8V204ZM17 203V204H16ZM91 205H90V204ZM97 203V204H96ZM103 203V202H102ZM187 203V204H186ZM197 203V204H196ZM204 203H206L207 204V206L208 207H206V206H204V205H206V204H204ZM210 203H212L211 204V206H209V204ZM220 205H219V204ZM232 203H234V202H232ZM258 203H260V204H258ZM12 204V205H11ZM194 204H195V206H194ZM7 205H8V207H7ZM69 205V206H68ZM90 205V206H89ZM95 205L97 206V207H99V209L97 208V207H95ZM121 205V206H120ZM136 205H138L137 203H136ZM155 205V204H154ZM157 205V204H156ZM171 205H172V203H171ZM192 206V207H187V206ZM200 205V207H198ZM239 205V206H238ZM263 205V206H262ZM68 206V207H67ZM95 207V208H93V207ZM138 206H140V205H138ZM166 206H168V205H166ZM195 208H194V207ZM215 206V207H214ZM216 206H218L217 207V209H220L221 208V210L223 209L224 210V208L227 210V209H229V210H227V212L225 211V213H223V214H227V213H229L227 216L226 215H223V217H221L220 218V215H222L221 214V210H219L220 211V215H219V218H218V220L216 219V220H214V222L212 223V226L211 225H206L205 223H200V222H204V220H202V219H200V220H198L197 222H195V223H192V224H188V223H186V224H188V225H190V226H186V224L183 222V218H182V216H184V215H186V214H184V215H182L183 213H187V211H186V209L188 210V209H192V208H194V209H192V211L194 210H196L197 211V213H198V210L200 211L198 214H195V215H198V217H202L203 216V214L204 213H202L203 211H205L206 210V217L207 218H209V216L208 215H210L211 217H212V214L209 212V211H214V210H217V209H213V207L214 208H216ZM238 206V207H237ZM14 207V208H13ZM101 207V208H100ZM106 207V208H105ZM146 207V209H147V214L149 215V213H148V211H150V210H148V208ZM156 207H158V206H156ZM155 207V208H156ZM177 207H179V210L178 211H176L175 212V209L177 210ZM196 207L197 208H199V209H196ZM211 207H212V209H211ZM227 207V208H226ZM242 207V208H241ZM250 207V206H249ZM262 207V208H261ZM6 208V209H5ZM44 208L47 210L46 212L44 211ZM64 208V209H63ZM84 208V209H83ZM98 209V211H99V213H100V215L102 214V217L103 218H107V219H109V222H110V226L111 227H109V224L107 225V224H105L106 225V227L105 228H107V229H105V228H103V229H101L100 231H98V232H90V233H88V236H87V234H85V232H79V230L80 229H82L81 228V226L79 227L80 229H78L77 227H76V225H78V224H75V227H76V229H78V232H79V234L78 233H76L77 235H75L74 233L76 232V229L73 231V229L75 228L74 227V224H70V225H67V224H65V226L67 225V227H69V228H62V224H61V229H60V231L62 232V230H64V229H66V230H68L67 232L66 231H63V232H65L64 234L63 233H60L59 231H57L56 232V228L55 229H52V230H54V233L53 232H49L48 233V235H49V241H48V238H47V235H46V238H44L46 241H42L41 239H42V237L43 236H45V235H42L43 233H42V231H43V228H42V230L40 231V227H41V225L43 224V223H47L48 224V222L49 223H52L51 222V220L52 221H55V224L57 225V224H59V223H56V222H60V221H56V220H61L62 221V219L64 220V217H66L68 214H69V212H71L70 214H72L71 216H76L77 215V217H80V215H85V216H87L86 214L87 213H89L88 214V216L90 215V214H92V212L91 211H93V209ZM103 208V209H102ZM104 208H105V210H104ZM107 208H109V209H107ZM112 208H114V209H112ZM119 208L122 210V212L119 210ZM136 208V209H135ZM185 208V209H184ZM202 208V209H201ZM238 208V209H237ZM240 208H241V210H240ZM247 208V207H246ZM260 208V209H259ZM20 210L18 213H15V214H13V215H8V211L9 210ZM55 209V210H54ZM102 209V210H101ZM158 209H160L159 207H158ZM168 209V210H167ZM170 209V210H169ZM201 209V210H200ZM204 209V210H203ZM208 209V210H207ZM250 209V208H249ZM262 209V210H261ZM40 210V211H39ZM50 210H52V211H50ZM117 210V211H116ZM129 210V209H128ZM171 210H173V214H172V212H171ZM181 210V211H180ZM231 210V211H230ZM254 210V211H253ZM258 212H257V211ZM5 211V212H4ZM49 211V212H48ZM55 211H57V213L55 212ZM167 211H170V212H167ZM182 211H183V213H182ZM189 211V210H188ZM195 211V212H196ZM208 211V212H207ZM219 211H217V212H219ZM224 211H222V212H224ZM238 211H240V212H238ZM242 211V212H241ZM246 211V210H245ZM253 211V212H252ZM256 211V212H255ZM22 212V213H21ZM38 212H39V214H38ZM91 212V213H90ZM104 212V213H103ZM105 212H107V213H105ZM178 212V213H177ZM181 214H180V213ZM216 212V211H215ZM36 213H37V217H35L36 216ZM51 213H52V216H51ZM59 213V214H58ZM67 213V214H66ZM79 213V214H78ZM110 213H112V214H110ZM123 213V215L125 216V217H123V218H126V219H124L123 220V218H121L122 216H121V214ZM139 213V212H138ZM189 213V212H188ZM194 213V212H193ZM213 213V212H212ZM232 213V214H231ZM235 213H240L239 215H241L240 216V218L242 217L243 218V220H242V218L240 219L239 218V215H238V219L236 220V217H235ZM260 213V214H259ZM27 214V215H26ZM70 214H69V216H70ZM75 214V215H74ZM110 214V215H109ZM147 214H146V216H147ZM178 214V216H176ZM181 216H180V215ZM192 214V213H191ZM247 214V213H246ZM33 215H34V219L35 220H33L32 221V219L30 218L31 216L33 217ZM45 215V216H44ZM54 215V216H53ZM79 215V216H78ZM105 215V216H104ZM169 215V216H168ZM175 215V216H174ZM213 215H214V213H213ZM233 215V216H232ZM29 217L30 219H31V221H32V225L31 224H29L28 223V221H30V220H28L27 221V217ZM121 216V217H120ZM134 217V219H141V221H142V225L140 226V225H138L139 223L141 224V221L140 222H138L137 221V224H136V221H134L133 220V217ZM145 216V215H144ZM145 216V217H146ZM216 218L218 217V215H217V213H216V215H214ZM68 217V216H67ZM135 217H138V218H135ZM148 217V216H147ZM158 217V219H156ZM164 217H162V218H164ZM176 217V218H175ZM193 217H195V216H193ZM61 218V219H60ZM105 218V219H106ZM203 218V217H202ZM227 218H229L228 219V221L226 220ZM250 218V219H249ZM50 219V220H49ZM106 219V221H108ZM132 219V220H131ZM196 219V218H195ZM205 220H206V218H204ZM213 219V218H212ZM224 219V220H223ZM245 219V220H244ZM66 220V219H65ZM111 220V221H110ZM128 220V221H127ZM151 220V221H150ZM157 220H158V222L161 224V223H163L164 222V225L162 226L161 225V227L162 228H160V225H159V229L157 230V227H156V224H154L152 221H155V222H157ZM163 221V222H161V221ZM231 220V221H230ZM234 220V221H233ZM260 220H261V222H260ZM27 222V224H25V222ZM38 221V222H37ZM125 221H127L126 223H125ZM170 221H173V220H170ZM180 223H179V222ZM185 221V220H184ZM208 221L209 222H211V219L209 218L208 219ZM219 221V222H218ZM223 221V222H222ZM249 221V222H248ZM251 221V222H250ZM64 222V221H63ZM62 222V223H63ZM225 222H227V224L225 223ZM229 222V223H228ZM246 222V223H245ZM261 224H260V223ZM15 223V224H14ZM24 223V224H23ZM41 225H40V224ZM106 223V222H105ZM123 223H124V225H123ZM165 223H167V224H165ZM170 223V224H169ZM185 225H184V224ZM207 223V222H206ZM224 223V224H223ZM237 225V227H235L236 225ZM21 224V225H20ZM23 224V225H22ZM29 224V225H28ZM39 224V225H38ZM59 224V225H60ZM63 224V225H64ZM118 224H120V225H122L121 227H120V225L118 226V228L119 229H115V226L117 227V225ZM148 226H147V225ZM208 224V223H207ZM231 224V225H230ZM233 224H234V227H235V229L236 230H233ZM256 224V225H255ZM260 225V226H258V225ZM26 225V226H25ZM35 227H34V226ZM134 225V226H135ZM144 225V226H143ZM146 225V226H145ZM196 225H197V227H196ZM204 225H206V226H204ZM222 225V226H221ZM225 225V226H224ZM243 227H242V226ZM6 226V227H5ZM11 226V227H10ZM14 226V227H13ZM20 226V227H19ZM31 226V227H30ZM44 226H46L45 224H44ZM44 226H42V227H44ZM64 226V227H65ZM155 226V227H154ZM158 226V225H157ZM174 226V225H173ZM183 226V227H182ZM192 226L195 228H193L192 230H191V228H192ZM214 227V228H211V227ZM242 227L243 229H245V231L243 230V229H241L240 227ZM256 226V227H255ZM258 226V227H257ZM27 227L28 228H30V230H24V229H27ZM32 227L33 228H35L34 229V232H33V234L35 233V231H36V229L37 228H39V229H37V232H38V230L41 232V233H39V234H41V235H39L38 234V236L41 238L40 240H41V242H43V244H46L47 243V245L45 246V245H43V246H45V248L42 246L41 247V249L42 248H44L43 250L44 251H42L41 252V249L39 248V251H37V252H33V253H29V255H26L25 257H23L22 256V254L21 255H16L17 254V251L19 250L20 251V249H18L19 248V245H17L20 241H22L21 239V237L23 236L22 235V232L24 233V231H29L28 233H30L31 232V234H32V231H33V229H32ZM72 227V229H70ZM142 227H146V229L145 228H142ZM149 227V228H148ZM180 227V228H179ZM188 227H190L189 229H187ZM223 227H225V229L223 228ZM227 227H230L229 229H227ZM255 227V228H254ZM8 228V229H7ZM54 228V227H53ZM59 228V227H58ZM144 230V232L142 231V229ZM170 228H172V227H170ZM210 228H211V230H210ZM219 228V229H218ZM240 228V230H239V232L237 231V229H239ZM259 228V229H258ZM4 229V230H3ZM24 230V231H22L21 232V230ZM32 229V230H31ZM138 229V230H137ZM141 229V230H140ZM155 229H156V231H155ZM181 229V230H180ZM184 229H186L185 231H184ZM208 229V230H207ZM216 229V230H215ZM58 230V229H57ZM134 230V233H135V235L137 234L138 236L141 234L142 235V233H143V235H142V237L146 234V232H147V236L149 237V238H147V241L145 240V238H142V237H139V238H137V240H136V238H134V241H128L129 243L128 244H126V243H124L125 242V240L127 239V238H129V237H127V238H125L124 237V235H131V233H133L132 231ZM136 230H137V232H136ZM170 230V229H169ZM172 230V229H171ZM199 230V231H198ZM210 230V231H209ZM215 230V231H214ZM250 231V232H248V231ZM82 231H84V230H82ZM113 233V235H112V233ZM140 233H139V232ZM146 231V232H145ZM153 232V233H151V232ZM189 231H191V233L189 232ZM204 233H203V232ZM214 233H213V232ZM223 233H222V232ZM231 231H233V232H231ZM244 231V232H243ZM247 231V232H246ZM21 232V233H20ZM69 232V233H68ZM74 232V233H73ZM88 232V231H87ZM107 232V233H106ZM177 232V233H176ZM179 232V233H178ZM181 232V233H180ZM192 232H194V233H192ZM200 232V233H199ZM202 232V233H201ZM212 232V233H211ZM236 232H238V233H236ZM253 232V233H252ZM259 232H260V235H259ZM262 232V233H261ZM28 233H26L27 235H28ZM50 233H52V234H54L53 235V237L51 236V234ZM67 233V234H66ZM83 233V234H82ZM106 233V234H105ZM120 234V235H117V234ZM159 233V232H158ZM158 233H157V235H155L156 236V238H159L158 237ZM184 233V234H183ZM208 235H207V234ZM210 233V234H209ZM225 233V234H224ZM236 235H235V234ZM240 233H242L241 235H240ZM246 233V234H245ZM253 234V236H249V235H251V234ZM25 234V233H24ZM31 235V237L33 236L34 237V235ZM74 234V235H73ZM82 234V235H81ZM101 234H102V236H101ZM105 236H104V235ZM112 235V237H111V235ZM177 234V235H176ZM192 234V235H191ZM231 235V236H229V235ZM244 234H245V236H244ZM248 234V235H247ZM22 235V236H21ZM27 235H25L26 237L24 238L25 239V241H26V238H28L29 236H30V234L28 235V237H27ZM64 235V236H63ZM90 235H92V234H90ZM140 235V236H141ZM182 235H184L183 236V238L182 239H180L181 237H182ZM194 235V236H193ZM213 235V236H212ZM226 235H228V237L226 236ZM234 235V236H233ZM10 236V237H9ZM35 236H37V235H35ZM35 237V240H38V238L39 237ZM42 236V237H41ZM70 236V237H69ZM97 236V237H96ZM100 236H101V238H100ZM114 236H117L118 238L116 239V237L114 238ZM162 236H160V239H163L162 238ZM193 236V237H192ZM207 236V237H206ZM208 236H210L211 238H209ZM247 236H249L248 238H247ZM108 237V238H107ZM111 237V238H110ZM135 237H137V236H135ZM179 237V238H178ZM192 237V238H191ZM197 237V238H196ZM200 237V239H198ZM220 237V238H219ZM222 237V238H221ZM245 237V238H244ZM257 237H259V238H257ZM261 237V238H260ZM37 238V239H36ZM76 238V239H75ZM97 238V239H96ZM131 238V237H130ZM129 238V239H130ZM142 238V239H141ZM230 238V239H229ZM232 238V239H231ZM244 238V239H243ZM19 239V240H18ZM57 239V240H56ZM73 239H75V240H73ZM86 239V240H85ZM100 239V240H99ZM103 239V240H102ZM110 239V240H109ZM116 239V240H115ZM119 239V240H118ZM125 239V240H124ZM132 239H133V236H132ZM131 239V240H132ZM180 239V240H179ZM196 241H195V240ZM212 239V240H211ZM223 239V240H222ZM224 239L225 240H227V242L226 241H224ZM239 239V240H238ZM247 239V240H246ZM249 239V240H248ZM250 239H252L253 240V242H252V240H250ZM257 239V240H256ZM32 240V239H31ZM80 240V241H81ZM91 240V239H90ZM121 240V241H120ZM124 240V242L122 243V241ZM128 240V239H127ZM155 242H154V241ZM197 240H198V242H197ZM28 241V240H27ZM102 241V242H101ZM138 241V242H137ZM143 241V242H142ZM149 241V242H148ZM167 241H168V243H167ZM169 241H171V243L169 242ZM192 241V242H191ZM223 241V242H222ZM229 241V242H228ZM232 241V242H231ZM241 241H245V242H241ZM247 241V242H246ZM251 241V242H250ZM259 241V242H258ZM13 242V243H12ZM17 242V243H16ZM40 242V241H39ZM50 242V243H49ZM55 242V243H54ZM87 242L85 243V244H87ZM152 242H154V243H156V244H154V243H152ZM172 242H174V243H172ZM225 242V243H224ZM2 243H4V245L2 244ZM12 245H11V244ZM22 243V242H21ZM21 243H19V244H21ZM59 243V244H58ZM96 243V244H95ZM111 243V244H110ZM147 243V244H146ZM149 243H151V244H149ZM170 243V244H169ZM196 243H200V244H196ZM202 243V244H201ZM227 243V244H226ZM237 243V244H236ZM240 243H242V244H240ZM14 244V245H13ZM51 244V245H50ZM53 244V245H52ZM70 244H73L72 245V247H71V245ZM80 244V243H79ZM192 246H191V245ZM217 244V245H216ZM230 244V245H229ZM239 244V245H238ZM261 244V245H260ZM64 245H62V246H64ZM88 245V244H87ZM117 245H118V247H117ZM121 245V246H120ZM156 245H160L159 247H157ZM189 245V246H188ZM200 245H202L201 247H200ZM208 245V246H207ZM226 245V246H225ZM237 245V246H236ZM18 248H17V247ZM49 246V247H48ZM61 246V248H63ZM119 246L121 247V249L119 248ZM174 246H171V248L172 247H174ZM191 246V247H190ZM195 246V247H194ZM210 246V247H209ZM234 247V248H231V247ZM239 246H241V247H239ZM256 246V247H255ZM260 246V247H259ZM261 246L263 247V248H261ZM59 247V246H58ZM103 247V248H102ZM114 247H117L118 249H120L119 251H118V249H114ZM155 247V248H154ZM161 247L163 248V249H161ZM185 247V248H184ZM194 247V248H193ZM199 249H198V248ZM203 247V248H202ZM214 247V248H213ZM244 247V248H243ZM5 248H7V247H5ZM7 248V249H8ZM16 248L18 249L17 251H16ZM60 248V247H59ZM108 248H110V249H108ZM111 248H113V249H111ZM133 248V249H132ZM143 248H145V249H143ZM196 248V249H195ZM221 248V249H220ZM229 248V249H228ZM236 248V249H235ZM259 248H261L260 250H261V252L260 253H262V255H260L259 256V253H258V251H256V250H258ZM71 249H73V251L71 250ZM123 249V250H122ZM147 249V251L145 252L144 250H146ZM159 249V250H158ZM201 249H202V251H201ZM210 249V250H209ZM213 249V250H212ZM220 249V250H219ZM238 249V250H237ZM252 251H251V250ZM254 249H256V250H254ZM8 250V251H9ZM13 250V251H12ZM36 250V249H35ZM38 250V249H37ZM55 250V249H54ZM57 250V249H56ZM55 250V251H56ZM59 250V249H58ZM79 250V249H78ZM96 250V251H95ZM105 250V251H104ZM125 250V251H124ZM169 250V249H168ZM194 250H196L195 252H194ZM197 250H198V252H197ZM206 250V251H205ZM226 250V251H225ZM235 250L237 251V252H235ZM245 250V253L243 252ZM53 251V250H52ZM52 251H50V252H52ZM64 251H66V250H64ZM110 251V252H109ZM115 251H118L117 253L115 252ZM177 251V252H178ZM192 251V252H191ZM199 251L202 253H199ZM215 251H216V253H215ZM224 251H225V253H224ZM228 251V252H227ZM49 252V253H50ZM115 252V253H114ZM134 252H136V253H134ZM148 252V253H147ZM181 252H182V254H181ZM184 252V253H183ZM186 252V253H185ZM190 252V253H189ZM210 252V253H209ZM222 252V253H221ZM227 252V253H226ZM248 252H250V253H248ZM257 252V253H256ZM44 254V257H43V254ZM65 253V252H64ZM87 253V254H86ZM110 253V254H109ZM146 253H147V256H145L146 255ZM164 253H165V255H164ZM252 253V254H251ZM257 255H256V254ZM7 254V255H8ZM41 254V255H40ZM84 254V255H83ZM121 254H119L120 256H121ZM145 254V255H144ZM150 254V255H149ZM178 254V253H177ZM193 254V255H192ZM197 254V255H196ZM209 254V255H208ZM210 254H212V255H210ZM219 254V255H218ZM222 254V255H221ZM230 254V255H229ZM241 254V255H240ZM30 255L32 256V257H30ZM100 255H102V256H100ZM168 255V256H167ZM171 255V254H170ZM186 255H187V257H186ZM190 255H192V257L190 256ZM198 255H199V258H197L198 257ZM240 255V256H239ZM244 255V256H243ZM41 256V257H40ZM70 256V255H69ZM73 256H75V257H73ZM94 256H96L97 257V259L96 258H94ZM128 256H130V257H128ZM145 256V257H144ZM165 256V257H164ZM188 256H190V257H188ZM218 256V257H217ZM225 256V257H224ZM227 256V257H226ZM235 256H236V258H235ZM8 257V256H7ZM21 257V258H20ZM108 257V258H107ZM115 257V258H114ZM141 257V258H140ZM171 257V256H170ZM223 257V259H221ZM251 257V258H250ZM253 257V258H252ZM88 258V259H87ZM120 258V257H119ZM122 258V257H121ZM155 258V259H154ZM159 258V259H158ZM177 258H178V256H177ZM190 258V259H189ZM204 258H206V260L204 259ZM226 258H227V260H226ZM8 259H9V257H8ZM90 259V260H89ZM110 259V260H109ZM116 259H118V258H116ZM124 259V258H123ZM146 259V261H147V259H149L148 261H150L151 263H149L148 261V263L146 262L145 263V261L144 260ZM168 259V260H167ZM171 259V258H170ZM186 259V260H185ZM195 259V261H193ZM210 259V260H209ZM230 259H231V261H230ZM239 259V260H238ZM248 259V260H247ZM252 259H254V260H252ZM262 259V260H261ZM32 260V261H31ZM35 260V261H34ZM86 260V261H85ZM109 260V261H108ZM114 260V261H113ZM130 260V259H129ZM128 260V261H129ZM141 260V261H140ZM155 260L157 261V262H155ZM159 260V261H158ZM181 260V261H180ZM188 260V261H187ZM217 260V261H216ZM221 260V261H220ZM229 260V261H228ZM245 260H247V262L245 261ZM40 261V262H39ZM90 261V262H89ZM113 261V262H112ZM120 261H122V260H120ZM120 261L118 260V262L120 263ZM131 261H133V260H131ZM193 261V262H192ZM201 261H202V259H201ZM235 261V262H234ZM255 261V262H254ZM258 261H261V262H259L258 263ZM76 262V263H75ZM86 262V263H85ZM124 262H127L126 260L124 261ZM124 262H121V264H126V263H124ZM141 262V263H140ZM176 262L174 263H171V264H176ZM220 262V263H219ZM223 262V263H222ZM231 262H233V263H231ZM10 263H8V264H10ZM119 263H117V264H119ZM129 263V262H128ZM189 263V264H190ZM1 264H4V263H1ZM5 264H7V263H5ZM169 264V263H168ZM204 264V263H203Z\"/></svg>", "mask_w": 264, "mask_h": 264}, {"label": "bare ground", "instance_id": "obj_2", "mask_svg": "<svg viewBox=\"0 0 264 264\" xmlns=\"http://www.w3.org/2000/svg\"><path fill=\"white\" fill-rule=\"evenodd\" d=\"M47 1H48V0H47ZM105 1H106V0H105ZM110 1H112V0H110ZM114 1H117V0H113L112 3H111L112 5H113V2H114ZM119 1H120V0H118V2H116V4L114 3L115 5H117V7H116L115 5H114L113 7H114V9H115V7L118 8V7L120 6L119 8L122 9L121 5H123V6H124L123 9H122V10L120 9V11L124 13L125 10L127 9V7H125V6H127L129 3L127 2V3H128V4H127L126 2H124V0H121L122 2L125 3V5H124V3L122 4V2H121V1L119 2ZM154 1H155V0H154ZM159 1H160V0H159ZM174 1H175V0H174ZM174 1L172 0V2H174ZM215 1L219 2L220 0H219V1H218V0H215ZM228 1L230 2L231 0H228ZM232 1H233V0H232ZM232 1H231V3H232ZM234 1H235V3L237 4V6H238V3H239V4L242 3V4H244V5H247V3H250V4H253V6H255V5H257V4L259 3L257 6H255L256 8H258L259 5H262V4H260V3L263 2L262 0H261L262 2H261L260 0H259V1H258V0H254V1L252 0L253 2H252V1L249 2V0H247V1L245 0V1H246L245 3H244L243 0H241V2H239L240 0H238V3L236 2L237 0H234ZM242 1H243V2H242ZM255 1H256V2H255ZM83 2H84V1H83ZM95 2H96V1H95ZM95 2H94V3H95ZM129 2H130V1H129ZM133 2H134L135 4H133L132 7L136 8V9L133 8L135 11H139L140 8H143V7H149L151 4H153V6L151 5V6H150V9L152 8V9L155 10V11H156V9L159 7V6L157 7V4H155V2L153 3L152 1H151V2H152L151 4H149V3H147V2L145 1V3H147V5L145 4L146 6L144 5V1H143V0H135V1H133ZM156 2H158V1H156ZM184 2H185V0H184ZM212 2H214V1L212 0ZM222 2H223V1H222ZM222 2H219V3L221 4ZM48 3H49V2H48ZM69 3H70V2H69ZM73 3H74V2H73ZM78 3H79V2H78ZM91 3H92V2H91ZM99 3H101V2H99ZM108 3L110 4V2H108ZM117 3H118L119 5H118ZM223 3H224V2H223ZM233 3H234V2H233ZM7 4H8V3H7ZM42 4H43V3H42ZM51 4H53V3H51ZM58 4H59V3H58ZM61 4H62V3H60V5H61ZM95 4H96V3H95ZM105 4H106V3H105ZM168 4H169V3H168ZM171 4H173V3H171ZM174 4H175V3H174ZM189 4H190V3H189ZM200 4H201V6H203L204 3L202 2V3H200ZM220 4H217L218 6H216V5L211 4V2H210V4H208L207 7H208L209 9L212 8V11H214V10L216 11L215 6L217 7V10H218V8H222V7H220ZM250 4H249V7L251 6ZM263 4H264V3H263ZM8 5H9V4H8ZM60 5H58L57 7L59 8V7L62 6V5H61V6H60ZM90 5H91V4H90ZM112 5H110V7H111ZM129 5H132V4H129ZM148 5H149V6H148ZM154 5H155L157 8H155ZM158 5H159V4H158ZM161 5H163L162 2H161ZM209 5H210L211 7H210ZM212 5H213V7H212ZM6 6H7V5H6ZM41 6H42V5H41ZM97 6H99V5H97ZM107 6H108V4H107ZM107 6H106V7H107ZM198 6H199V4H198ZM204 6H205V5H204ZM204 6H203V9L205 8ZM234 6H236V5H234ZM242 6H243V5H242ZM263 6H264V5H263ZM0 7H1V6H0ZM68 7H69V6H68ZM70 7H71V6H70ZM75 7H76V5H75ZM77 7H78V6H77ZM77 7H76V9H77ZM91 7H93V6H91ZM113 7H112V8H113ZM165 7H166V6H165ZM169 7H170V6H169ZM175 7H176V5H175ZM190 7H191V6H190ZM192 7H193V6H192ZM230 7H232V6H230ZM255 7H253V8L251 7V8H252V9H256ZM1 8H3V7H1ZM10 8H11V6H10ZM15 8H16V7H15ZM58 8H57V9H58ZM63 8H64V7H63ZM63 8H62V9H63ZM98 8H99V7H98ZM98 8H97V9H98ZM112 8H108V9H110V11H111ZM124 8H126V9L124 10ZM128 8H129V7H128ZM172 8H173V5H172ZM201 8H202V7L198 8V9L196 8V9H197V12H198V10L201 12V10H203V9H201ZM233 8H234V7H233ZM247 8H248V5H247ZM91 9H92V8H91ZM97 9H96V10H97ZM152 9H151V10H152ZM158 9H159V8H158ZM160 9H161V8H160ZM162 9H163V8H162ZM213 9H214V10H213ZM258 9H259V8H258ZM12 10H13V9H12ZM69 10H70V9H69ZM71 10H72V9H71ZM71 10H70V11H71ZM74 10H75V9H74ZM106 10H107V9H106ZM167 10H168V9H167ZM185 10H186V9H185ZM192 10H193V9H192ZM229 10H230V9H229ZM229 10H228V11H229ZM235 10H236V9H235ZM249 10H250V9H249ZM256 10H257V9H256ZM3 11H4V10H3ZM16 11H17V10H16ZM56 11H57V10H56ZM76 11H77V10H76ZM94 11H95V8H94ZM94 11H93V12H94ZM115 11H116V10H115ZM115 11H114V12H115ZM162 11H164V9H163ZM212 11H210V12H212ZM224 11H225V10H224ZM61 12H62V11H61ZM74 12H75V11H74ZM91 12H92V11H91ZM95 12H97V11H95ZM158 12H159V10H158ZM169 12H170V11H169ZM184 12H185V11H184ZM190 12H191V11H190ZM233 12H234V11H233ZM251 12H252V11H251ZM50 13H51V12H50ZM50 13H49V14H50ZM87 13H88V12H87ZM123 13H122V14H123ZM131 13H132V12H131ZM138 13H139V12H138ZM160 13H161V12H160ZM170 13H173V12H170ZM170 13H168V15H169ZM229 13H230V12H229ZM236 13H237V12H236ZM257 13H258V11H257ZM47 14H48V13H47ZM63 14H64V12H63ZM75 14H76V13H75ZM85 14H86V13H85ZM153 14H155V13H153ZM176 14H177V13H176ZM185 14H186V13H185ZM192 14H193V12H192ZM223 14H224V13H223ZM226 14H227V12H226ZM239 14H240V13H239ZM239 14H237V16H239ZM2 15H3V14H2ZM60 15H61V14H60ZM91 15H95V14H91ZM108 15H109V14H108ZM113 15H114V14H113ZM115 15H116V14H115ZM127 15H128V14H127ZM161 15H162V14H161ZM161 15H160V16H161ZM163 15H164V13H163ZM168 15H167V16H168ZM171 15H173V14H171ZM177 15H178V14H177ZM183 15H184V14H183ZM190 15H191V14H190ZM200 15H201V14H200ZM200 15H199V16H200ZM241 15H242V14H241ZM0 16H1V15H0ZM7 16H8V15H7ZM11 16H12V15H11ZM50 16H51V15H50ZM55 16H56V15H55ZM64 16H65V15H64ZM71 16H72V15H71ZM74 16H75V15H74ZM87 16H88V15H87ZM96 16H97V15H95V17H96ZM124 16H125V15H124ZM151 16H152V15H151ZM169 16H170V15H169ZM3 17H4V16H3ZM8 17H9V16H8ZM89 17H90V14H89ZM89 17H88V18H89ZM92 17H93V16H92ZM190 17H191V16H190ZM210 17H211V16H210ZM240 17H241V16H240ZM258 17H259V16H258ZM0 18H1V17H0ZM4 18H5V17H4ZM47 18H48V17H47ZM64 18H66V17H64ZM71 18H72V17H71ZM93 18H94V17H93ZM143 18H144V17H143ZM147 18H149V17H147ZM158 18H159V17H158ZM158 18H157V19H158ZM161 18H162V17H160L158 20H160ZM176 18H177V17H176ZM194 18H198V17H194ZM194 18H193V19H189V20L187 19L188 22H187V21L185 22V23H187L186 25H187V26L192 25V27H193V25H195L194 27L197 28V26L200 24V22H201L203 19H201V21H199V19H198L199 24H198V23L196 24V22H198V21L195 22V21H194ZM204 18H205V17H204ZM217 18H218V17H217ZM222 18H223V17H222ZM255 18H256V16H255ZM55 19H56V18H55ZM90 19H91V18H90ZM95 19H96V18H95ZM112 19H113V18H112ZM144 19H145V18H144ZM144 19H142V20H144ZM153 19H154V17H153ZM153 19H152V20H153ZM210 19H211V18H210ZM18 20H19V19H18ZM57 20H58V19H57ZM68 20H69V19H68ZM70 20H71V19H70ZM70 20H69V21H70ZM145 20H147V19H145ZM162 20H163V19H162ZM190 20H191V21H190ZM192 20L194 21V23H193ZM196 20H197V19H196ZM205 20H206V19H205ZM215 20H216V19H214L213 22H214ZM217 20H218V19H217ZM223 20H224V19H223ZM11 21H12V20H11ZM44 21H45V20H44ZM65 21H66V20H65ZM65 21H63V22H61V23L63 24V23H65ZM97 21H98V20H97ZM104 21H105V20H104ZM125 21H126V20H125ZM129 21H130V19H129ZM139 21H140V20H139ZM155 21H156V20H155ZM221 21H222V20H221ZM263 21H264V20H263ZM16 22H17V21H16ZM55 22H56V21H55ZM89 22H90V21H89ZM102 22H103V21H102ZM126 22H128V20H127ZM126 22H125V23H126ZM151 22H152V21H151ZM156 22H157V21H156ZM162 22H164V21H162ZM179 22H180V21H179ZM206 22H207V21H206ZM215 22H216V21H215ZM6 23H7V22H6ZM13 23H14V22H13ZM67 23H68V22H67ZM123 23H124V22H123ZM133 23H134V22H133ZM144 23H145V21H144ZM149 23H150V22H149ZM152 23H153V22H152ZM152 23H151V25H152ZM158 23L160 24V22H158ZM166 23H167V20H166ZM180 23H181V22H180ZM189 23H190V24H189ZM191 23H192V24H191ZM201 23H203V22H201ZM204 23H205V22H204ZM216 23H217V22H216ZM219 23H220V22H219ZM231 23H232V22H231ZM259 23H260V22H259ZM48 24H49V23H48ZM74 24H75V23H74ZM82 24H83V23H82ZM139 24H140V22H139ZM154 24H155V23H154ZM156 24H157V23H156ZM260 24H261V23H260ZM69 25H71V22H70ZM72 25H73V24H72ZM95 25H96V24H95ZM95 25H94V26H95ZM125 25H127V23H126ZM131 25H132V24H131ZM137 25H138V24H137ZM137 25H136V26H137ZM165 25H166V24H165ZM168 25H169V24H168ZM170 25H171V24H170ZM174 25H175V24H174ZM196 25H197V26H196ZM213 25H214V24H213ZM216 25H217V24H216ZM228 25H230V24H228ZM232 25H233V24H232ZM254 25H255V22H254ZM254 25H253V27H254ZM57 26H58V25H57ZM138 26H139V25H138ZM181 26H183V25H181ZM187 26H186V27H187ZM0 27H1V26H0ZM3 27H4V26H3ZM40 27H41V25H40ZM54 27H55V26H54ZM78 27H79V26H78ZM121 27H122V26H121ZM140 27H141V25H140ZM159 27H162V26H159ZM175 27H177V26H175ZM209 27H210V26H209ZM227 27H229V26H227ZM233 27H234V26H233ZM249 27H250V26H249ZM4 28H5V27H4ZM73 28H74V26H73V27H70V29H69V28H68V29H69V30H72ZM96 28H97V27H96ZM119 28H120V27H119ZM133 28L135 29V27H133ZM137 28H138V27H137ZM144 28H145V27H144ZM151 28H152V27H151ZM173 28H174V27H173ZM211 28H212V26H211ZM211 28H210V29H211ZM215 28H216V27H215ZM222 28H223V27H222ZM245 28H246V27H245ZM250 28H251V27H250ZM14 29H15V28H14ZM54 29H55V28H54ZM54 29H53V31H54ZM58 29H59V28H57V32L59 31ZM127 29H128V28H127ZM131 29H132V27H131ZM138 29H139V28H138ZM148 29H149V28H148ZM168 29H169V28H168ZM220 29H221V28H220ZM223 29H224V28H223ZM229 29H230V28H229ZM7 30H8V28H7ZM43 30H44V29H43ZM43 30H42V31H43ZM149 30H150V29H149ZM199 30H200V29H199ZM202 30H203V28H202ZM234 30H235V29H234ZM246 30H247V29H246ZM263 30H264V29H263ZM40 31H41V30H40ZM55 31H56V30H55ZM62 31H63V30H62ZM85 31H86V30H85ZM85 31H84V32H85ZM89 31H90V30H89ZM104 31H105V30H104ZM122 31H123V30H122ZM125 31H126V30H125ZM132 31H133V30H132ZM145 31H146V30H145ZM156 31H157V30H156ZM169 31H170V30H169ZM203 31H204V30H203ZM218 31H219V29H218ZM244 31H245V30H244ZM256 31H257V30H256ZM261 31H262V30H261ZM59 32H60V31H59ZM63 32H64V31H63ZM109 32L112 33V34H111V40H112L113 32H111V31H109ZM136 32H137V31H136ZM194 32H195V31H194ZM194 32H192V33H194ZM206 32H207V31H206ZM208 32H209V33H212V31H208ZM215 32H217V31H215ZM224 32H225V31H224ZM251 32H252V31H251ZM263 32H264V31H263ZM60 33H61V32H60ZM96 33H97V32H96ZM96 33H95V34H96ZM100 33H101V32H100ZM168 33H169V32H168ZM168 33H166V35H169ZM179 33H180V32H179ZM181 33H183V32H181ZM188 33H189V32H188ZM188 33H187V34H188ZM209 33H208V34H209ZM248 33H249V32H248ZM255 33H256V32H255ZM39 34H40V33H39ZM54 34H55V33H54ZM58 34H59V33H58ZM71 34H72V33H71ZM73 34H74V33H73ZM98 34H99V33H98ZM122 34H123V33H122ZM154 34H155V32H154ZM170 34H171V33H170ZM184 34H185V33H184ZM200 34H201V33H200ZM226 34L228 35V33H226ZM230 34H231V33H230ZM234 34H235V33H234ZM238 34H239V33H238ZM258 34H259V33H258ZM43 35H44V34H43ZM48 35H50V34H48ZM64 35H67V32H66V34H64ZM120 35H121V34H120ZM138 35H139V34H137V36H138ZM159 35H161V33H160ZM166 35L164 34V35H162V36L165 37ZM185 35H186V34H185ZM185 35H184L183 37H185ZM212 35H214V34H212ZM218 35H219V34H218ZM254 35H255V34H254ZM259 35H260V34H259ZM4 36H5V35H4ZM15 36H16V35H15ZM81 36H82V35H81ZM116 36H117V35H116ZM149 36H150V35H149ZM175 36H176V34H175ZM177 36H179V35H177ZM207 36H208V35H207ZM209 36H211V34H210ZM209 36H208V37H209ZM228 36H229V35H228ZM256 36H257V35H256ZM263 36H264V35H263ZM10 37H11V36H10ZM18 37H19V36H18ZM33 37H34V36H33ZM44 37H45V36H44ZM67 37H68V35H67ZM84 37H85V36H84ZM105 37L110 38V34H109V36H105ZM163 37H162V38H163ZM169 37H170V36H169ZM19 38H20V37H19ZM55 38H56V36H55ZM58 38H59V36H58ZM72 38H73V37H72ZM78 38H79V37H78ZM90 38H91V37H90ZM92 38H93V37H92ZM95 38H96V37H95ZM101 38H103V37H101ZM108 38H106V39H108ZM148 38H149V37H148ZM150 38H151V37H150ZM153 38H154V37H153ZM157 38H158V37H157ZM159 38H160V37H159ZM166 38H167V37H166ZM166 38H165V39H166ZM171 38H172V36H171ZM173 38H174V37H173ZM185 38H189V37H185ZM200 38H201V37H200ZM203 38H204V36H203ZM210 38H211V37H210ZM233 38H234V37H233ZM12 39H13V38H12ZM17 39H18V38H17ZM34 39H35V38H34ZM38 39H39V38H38ZM98 39H99V38H98ZM104 39H105V38H104ZM106 39H105V40H106ZM113 39H114V38H113ZM140 39H141V37H140ZM165 39H163V40L165 41ZM179 39H180L179 42L185 40L184 38H183V39H184V40H183L182 37L179 38ZM191 39H192V38H191ZM242 39H244V38H242ZM249 39H251V38L249 37ZM4 40L6 41V37H4ZM36 40H37V38H36ZM46 40H47V39H46ZM54 40H55V39H54ZM61 40H62V39H61ZM144 40H145V42L147 41L146 39H144ZM163 40L161 39L160 41H163ZM167 40H169V38L166 39V41H165V42L168 43ZM172 40H173V39H172ZM188 40H189V39H188ZM202 40H203V39H202ZM205 40H206V39H205ZM218 40H219V39H218ZM256 40H257V39H256ZM0 41H1V40H0ZM63 41H65V40H63ZM72 41H75V39L72 40ZM114 41H115V40H114ZM123 41H124V40H123ZM135 41H136V40H135ZM142 41H143V40H142ZM149 41H150V40H149ZM152 41H153V40H152ZM176 41H177V40H176ZM185 41L187 42V40H185ZM200 41H201V40H200ZM203 41H204V40H203ZM209 41H210V39H209ZM219 41H220V40H219ZM222 41H223V40H222ZM227 41H228V40H227ZM227 41H225V42H227ZM230 41H231V40H230ZM242 41H243V40H242ZM242 41H241V42H242ZM2 42H3V41H2ZM6 42H7V41H6ZM13 42H14V41H13ZM30 42H31V41H30ZM36 42H37V41H36ZM68 42H69V41H68ZM111 42H112V41H111ZM124 42H125V41H124ZM131 42H132V41H131ZM137 42H138V40H137ZM169 42H170V40H169ZM172 42H173V41H172ZM177 42H178V41H177ZM196 42H197V41H196ZM196 42H195V43H196ZM198 42H199V41H198ZM239 42H240V41H239ZM245 42H246V40L244 41V44H243V45H245V44L247 43V42H246V43H245ZM26 43H27V42H26ZM28 43H29V42H28ZM28 43H27V44H28ZM44 43H45V42H44ZM51 43H52V42H51ZM51 43L49 42V44H51ZM55 43H56V42H55ZM117 43H118V42H117ZM125 43H126V42H125ZM143 43H144V42H143ZM143 43H142V44H143ZM146 43H147V42H146ZM146 43H145V44H146ZM150 43H151V42H150ZM158 43H159V42H158ZM192 43H193V42H192ZM206 43H208V42H206ZM211 43H212V42H211ZM214 43H216V42H214ZM249 43H250V40H249ZM251 43H252V42H251ZM251 43H250V44H251ZM6 44H7V43H6ZM10 44H11V43H10ZM49 44H47V46H48ZM64 44H65V43H64ZM79 44H80V43H79ZM95 44H96V43H95ZM97 44L99 45V43H97ZM100 44H101V43H100ZM112 44H113V43H112ZM121 44H122V41H121ZM121 44H119V45H121ZM129 44H130V43H129ZM135 44H136V43H135ZM164 44H165V43H164ZM172 44H174V43H172ZM183 44L186 46L185 42H184ZM198 44H199V43H198ZM219 44L221 45L222 43L219 42ZM224 44H225V43H224ZM255 44H256V43H254V45H255ZM14 45H15V44H14ZM29 45H30V46H29ZM29 45H24V44H23L24 48L26 47L25 49H26L27 51H28V48H29V47L31 48L32 46L34 47V48H33L34 50L36 49L35 46H37V45H34V44L32 45V43H31V44L29 43ZM42 45H43V42H42ZM44 45H45V44H44ZM51 45H52V44H51ZM53 45H54V46H53ZM53 45H52V47H56L55 44H53ZM56 45H57V44H56ZM137 45H139V43H137ZM181 45H182V43H181ZM200 45H201V44H200ZM225 45L227 46V44H225ZM231 45H232V44H231ZM233 45H235V44H233ZM258 45H259V44H258ZM262 45H263V44H262ZM23 46H22V47H23ZM57 46H58V45H57ZM115 46H116V45H115ZM117 46H118V45H117ZM144 46H148V45H144ZM149 46H150V45H149ZM154 46H156V45H154ZM165 46H166V45H165ZM177 46H178V45H177ZM203 46H204V45H203ZM218 46H219V45H218ZM218 46H217V47H218ZM226 46H225V47H224V46H219V48L223 47V49H224V48L227 49L228 46H227V47H226ZM229 46H230V45H229ZM235 46H236V45H235ZM237 46H239V45H237ZM263 46H264V45H263ZM8 47H10V45H8ZM20 47H21V46H20ZM20 47H19V48H20ZM27 47H28V48H27ZM38 47H39V45H38ZM50 47H51V46H50ZM75 47H76V46H75ZM83 47H84V45H83ZM100 47H103V46H100ZM126 47H127V46H126ZM173 47H174V46H173ZM186 47H188V46H186ZM195 47H196V46H195ZM198 47H199V46H198ZM200 47H201V46H200ZM252 47L254 48V46H252ZM4 48H6V49L8 50V48H7L6 46H4ZM24 48H23V49H24ZM44 48H46V47H44ZM61 48H62V47H61ZM61 48H60V49H61ZM70 48H72V47H69V49H70ZM122 48H123V47H122ZM152 48H153V47H152ZM155 48H156V47H155ZM183 48H184V46H183ZM202 48H203V47H202ZM230 48H231V47H230ZM235 48H236V47H234V51L237 49V48H236V49H235ZM242 48H244V46H243ZM14 49H15V51H16V50L18 51V49H16L15 47H14ZM23 49H21V51H22ZM25 49H24V50H25ZM33 49H30L28 52H31ZM40 49H41V48H40ZM40 49H38V52H39ZM46 49H47V48H46ZM64 49L66 50V48H64ZM76 49H77V48H76ZM124 49H125V47H124ZM142 49H143V48H142ZM158 49H159V47H158ZM165 49H167V48H165ZM169 49H171V48H169ZM172 49H174V48H172ZM180 49H181V48H180ZM204 49H205V48H204ZM225 49H224V51H225ZM232 49H233V48H232ZM232 49H230V50L227 49V50H228V51H231ZM244 49H245V48H244ZM250 49H251V47H250ZM7 50H5V51L7 52V54H6L5 51H4V53H5V58H6V55H8V54L10 53V54L7 56V61H8L9 56L12 55L11 52H12L14 55H17V53H16V52L14 53L13 50H12V51L9 50L10 52L7 51ZM34 50L32 51V53L34 52ZM36 50H37V49H36ZM44 50H45V49H44ZM54 50H55V49H54ZM77 50H78V49H77ZM79 50H80V49H79ZM79 50H78V51H79ZM102 50H103V49H102ZM140 50H141V49H140ZM155 50H156V49H155ZM159 50H161V49H159ZM181 50H182V49H181ZM185 50H186V49H185ZM248 50H249V49H248ZM248 50H247V51H248ZM255 50H256V49H255ZM255 50L252 49V51H254V52H252V53H255V52H256ZM73 51H74V50H73ZM78 51H76L77 54H75V53H74V54H73V53L71 54L72 56H75V55L78 56V57L75 56V58H74V60L77 58V59H76L77 61H74V60H73V57L70 58V56H68V58H70V59H67V60H73V62H71V64L73 65V67H74L76 70H82L83 68H81V67L84 65V63H82V62H83L82 59H81V60H80V59L78 60V58H79V56L82 55L83 53L80 52L81 54L78 55ZM117 51H118V49H117ZM127 51H128V50H127ZM138 51H139V50H138ZM157 51H158V50H157ZM163 51H165V50H163ZM171 51H172V50H171ZM177 51H178V50H177ZM187 51H188V50H187ZM224 51H223L224 54H225V53H226V54H231V53L233 52L231 55H228V57H224L225 59H226V58H233V57L235 58V57L238 55V54L236 55V53H235V52H237V51L234 52V51L232 50L231 53H227V51H226V52H224ZM241 51H242V50H240V52H241ZM263 51H264V50H263ZM22 52H24V51H22ZM22 52H21V53L18 52V53H19L18 55L20 56L21 54H24V53H22ZM63 52L65 53L66 51H63ZM68 52H70V50L67 51V54H69ZM84 52H85V50H84ZM89 52H90V51H89ZM89 52H87V53H89ZM122 52H123V51H122ZM155 52H156V51H155ZM161 52H162V51H161ZM184 52H185V51H184ZM188 52H189V51H188ZM192 52H193V51H192ZM192 52H191V54H190V52H189V55H190V56L188 55V57H186L187 59H188L189 57H191V56H192V58H193V57L195 58V55L193 56ZM25 53H26V52H25ZM32 53H26V55L28 54V55H29V58H30V57H31L30 54H32ZM36 53H37V52H36ZM47 53H49V52L47 51ZM47 53H46V54H47ZM52 53H53V52H52ZM90 53H91V52H90ZM90 53H89V54H90ZM119 53H120V52H119ZM193 53H195V51H194ZM197 53H198V52H197ZM197 53H196V54H197ZM199 53H200V52H199ZM199 53L197 54L198 57H199ZM234 53H235V54H234ZM238 53H239V52H238ZM262 53H263V52H262ZM130 54H131V53H130ZM169 54H170V53H169ZM173 54H174V53H173ZM183 54H184V53H183ZM183 54L181 55V57H183V56L185 55V54H184V55H183ZM205 54H206V52H205ZM207 54H208V52H207ZM224 54H222V57H223ZM32 55H33V54H32ZM35 55H36V54H35ZM35 55L33 56V58L35 57ZM40 55H41V54H40ZM40 55H39V56H40ZM54 55H55V54H54ZM64 55H66V54H64ZM84 55H85V54H84ZM123 55L128 56V54H123ZM200 55H201V53H200ZM211 55H212V54H211ZM211 55H210V56H211ZM232 55H233V57H231ZM239 55H240V54H239ZM248 55H249V54H248ZM19 56H18V57H19ZM22 56H24V55H22ZM45 56H46V55H45ZM48 56H49V55H48ZM50 56H51V55H50ZM55 56H56V55H55ZM86 56H87V55H86ZM86 56H84V57H86ZM88 56H89V58L87 57V58H88V59H87V62H88V60H90L89 62L93 63V62L91 61V59H92L93 57H102V58H103V57L106 56V55H105V54L103 55V53H101V52H97V51H95V52H92V53H91L90 55H88ZM165 56H168V55L165 54ZM172 56H173V55H172ZM176 56H177V55H176ZM176 56H174V59H175ZM205 56H206V55H205ZM205 56H204V58H205ZM224 56H225V55H224ZM229 56H230V57H229ZM240 56H241V55H240ZM243 56H244V58L246 57L245 55H242V57H241L242 59H243ZM249 56H250V55H249ZM259 56H260V55H259ZM10 57H11V58H9V60H10V61L12 60L11 64L13 65V62L17 61V60H14V59L16 58V56H15V58H14L13 55L10 56ZM12 57H13V59H12ZM18 57H17V58H18ZM24 57H25V56H24ZM57 57H58V56H57ZM59 57H60V56H59ZM65 57H66V56H65ZM65 57H64V59H65ZM81 57H82V56H80V58H81ZM107 57H108V56H107ZM159 57H160V56H159ZM168 57H169V56H168ZM200 57H201V56H200ZM211 57H212V56H211ZM211 57H210L209 59L207 58L209 61L206 60V62H209V66L207 65V66L209 67L208 69H210V66H212L214 63H217V64H218V58H217L216 60H214V59H215V58H214L213 60L216 61V62H214V61L211 59ZM213 57H216V56L213 55ZM213 57H212V58H213ZM19 58L22 60V62H21L20 64L23 63L22 65H26V63L24 64V62H26V61H25V60H26V57H25V59H24V58L22 59L21 56H20ZM29 58H28V59H29ZM44 58H45V57H44ZM61 58H62V57H61ZM66 58H67V57H66ZM125 58L127 59L128 57H125ZM165 58H166V57H165ZM184 58H185V56H184ZM192 58H191V59H192ZM224 58H223V59H224ZM258 58H259V57H258ZM260 58H261V57H260ZM2 59H3V58H2ZM28 59H27V61H28ZM30 59L32 60V57H31ZM30 59H29V60H30ZM34 59H35V58H34ZM64 59H63V60H64ZM160 59H162V58H160ZM171 59H172V58H171ZM181 59H182V58H181ZM189 59H190V58H189ZM191 59H190V60H191ZM202 59H203V57H202ZM210 59H211V61H213V62H212V65H210V64H211ZM220 59H221V58H220ZM247 59H248V60H251V59L248 58V57H247ZM247 59H246V60L244 59V61H247ZM23 60H24V61H23ZM37 60H38V58H37ZM84 60H85V59H84ZM95 60H96V59H95ZM95 60H94V61H95ZM165 60H166V59H165ZM177 60H179V59H177ZM177 60H176V61H177ZM185 60H186V59H185ZM185 60H182V61L185 62ZM193 60H194V62H195L196 58L193 59ZM193 60H192V61H193ZM236 60H237V59H236ZM259 60H260V59H259ZM3 61H4V60H3ZM7 61H6V62H7ZM18 61H19V60H18ZM33 61H34V60H33ZM65 61H66V59H65ZM65 61H64V62H65ZM85 61H86V60H85ZM155 61H157V60H155ZM160 61H161V60H160ZM162 61H163V59H162ZM173 61H174V60H173ZM179 61H180V60H179ZM196 61H198V60H196ZM201 61H202V60H201ZM204 61H205V60H204ZM204 61H202V62L205 63ZM234 61H235V60H234ZM244 61H243V62H244ZM6 62H5V63H6ZM66 62H67V61H66ZM113 62H115V61H113ZM127 62H128V61H127ZM187 62H188V63H191V61H190V62L187 61ZM187 62H186V65H187ZM194 62H192L193 64H191V65L189 64V67H187L189 70H186V71H188V72H190V73H193V74H196V73H194V72L197 71L196 69H197L198 67H200L201 64L204 65V66H206V65L203 64L202 62H199V61H198V62H199V63H198L199 65H197V64L194 63ZM250 62H251V61H250ZM9 63H10V62H9ZM9 63H8V64H9ZM15 63L18 64V62H15ZM27 63H32V61H31V62L29 61V62H27ZM36 63H37V62H36ZM46 63H47V62H46ZM49 63H50V62H49ZM53 63H54V62H53ZM61 63H62V60H61ZM81 63H82V64H81ZM91 63H90V65H91ZM100 63H101V62H100ZM110 63H111V62H110ZM152 63H153V62H152ZM156 63H157V62H156ZM156 63H155V65H157ZM167 63H169V62H167ZM174 63H175V62H174ZM181 63H182V62L177 63V65L179 64V68H180V69L182 68L181 66L183 65V63H182V64H181ZM252 63H253V62H252ZM252 63H250V65H251ZM254 63H255V62H254ZM1 64H2V63H0V65H1ZM11 64H9V65H11ZM20 64H19V66H20ZM32 64H33V63H32ZM32 64H31V66H32ZM63 64H64V63H63ZM63 64H62V65H63ZM67 64H68V62H67ZM86 64H87V63H86ZM88 64H89V63H88ZM103 64H104V63H103ZM107 64H108V63H107ZM127 64H128V63H127ZM164 64H165V63H164ZM184 64H185V63H184ZM217 64H216V65H217ZM239 64H240V63H239ZM256 64H257V63H256ZM261 64H262V63H261ZM3 65H4V64H3ZM9 65H6V66L8 67ZM12 65H11V66H12ZM29 65H30V64H28V66H29ZM35 65H36V64H35ZM35 65H34V66H35ZM49 65H51V64H47V66H49ZM53 65H54V64H53ZM81 65H82V66H81ZM109 65H110V64H109ZM152 65L154 66V63H153ZM160 65H161V63H160ZM166 65H167V64H166ZM172 65H173V63H172ZM186 65H183V66L185 67V69H187V68H186ZM216 65L214 64V66H212V68H211L209 71H210V72H213V70H214L215 68H216L215 70H217V69H222L221 67H224V66L226 67V65L223 66V64H220V63L217 65V66H219L218 68H217ZM221 65H222V66H221ZM228 65H229V64H228ZM241 65H242V64H241ZM245 65H247V64L245 63ZM1 66H2V65H1ZM11 66H10V68H9V67H8V68L11 69V68H12ZM28 66H27V68H28ZM63 66H64V65H63ZM67 66H68V65H67ZM92 66H93V65H91L90 67H92ZM98 66H100V65H98ZM149 66H150V65H149ZM158 66H159V63H158ZM169 66L171 67L170 64H169ZM169 66H168V67H169ZM187 66H188V65H187ZM197 66H198V67H197ZM204 66H202V67L205 68ZM220 66H221V67H220ZM229 66H231V65H229ZM235 66H236V65H235ZM256 66H257V65H256ZM13 67H14V66H13ZM20 67H21V69H20L19 71H21V70L23 69V72L25 73L24 68H23L22 66H20ZM20 67L17 66V68H20ZM38 67H39V66H37V68H38ZM95 67H96V65H95ZM95 67L93 66L94 69H95ZM105 67H106V65H105ZM105 67H104L103 69H105ZM108 67H109V66H108ZM108 67H107V68H108ZM151 67H152V66H151ZM164 67H165V66H164ZM168 67H167V68H168ZM170 67H169V68H170ZM173 67H175V66H173ZM213 67H215V68H213ZM225 67L223 68V69H224V74H225L226 72L229 74L228 81H227V79H225V80L228 82V83L226 84V86L228 85V87H231L232 91H234L235 89H233L232 87H235L236 84H237L236 81L239 80V76H238L239 74H237V73H238V69H237V71H236V70L233 68V66H231V68H233V69H229L228 66H227V68L229 69V70H228V69L225 68ZM243 67H244V66H243ZM245 67H246V66H245ZM245 67H244V70H242V74H244L243 77H245L246 79H247V77H248V78L250 79V77H249L248 74H247L248 72L246 73V71H245V69L248 68L249 65H248L246 68H245ZM261 67H262V65H261ZM27 68H26V69H27ZM29 68H30V67H29ZM29 68H28L27 70H29ZM31 68H34V67H31ZM41 68H42V67H41ZM44 68H45V67H44ZM47 68H48V67H47ZM61 68H62V67H61ZM80 68H81V69H80ZM93 68H92V70H93ZM109 68H111V66H110ZM141 68H142V67H141ZM153 68H154V67H153ZM157 68H158V67H157ZM160 68H162V67H160ZM160 68H158V69L160 70ZM203 68H202V69H203ZM206 68H207V67H206ZM13 69H14V68H13ZM39 69H40V68H39ZM50 69H51V67H50ZM67 69H68V68H67ZM75 69H74V70H75ZM135 69H136V68H135ZM139 69H140V68H139ZM154 69H155V68H154ZM162 69H163V68H162ZM175 69H177V67H175V68L173 69V72H174V73H175ZM180 69H179V70H180ZM208 69H204V71L206 72V71H208ZM223 69H222L220 72H223ZM249 69H250V68H249ZM255 69H256V68H255ZM42 70H43V68L41 69V71H42ZM44 70H46V68H45ZM54 70H55V69H54ZM65 70H66V69H65ZM86 70H87V69H86ZM105 70H107V69H105ZM105 70H104V71H105ZM130 70H133V69L131 68ZM215 70H214V72H216ZM251 70H252V69H251ZM16 71H17L16 69H15V72H14L12 69L9 71V72H13L14 75H12V73H9L8 76H10V74H11V77H9L8 79L10 80V78L13 77V80H10V81H9V82H10V85L6 83V84H7L6 87H9V86H10V88H11V87H12V83L15 82V83H13V89H14V88H18L19 85H17V84H21V82H23V81L26 79V78H22L21 75H17V74H18L17 72H19V71H17V72H16ZM49 71H50V70H49ZM101 71H102V70H100V72H101ZM183 71H185V70H184V69H181V70H180V72H182V73H183ZM186 71H185V74H188V72L186 73ZM198 71L200 72L201 70H198ZM202 71H203V70H202ZM204 71H203V72H204ZM209 71H208V72H209ZM240 71H241V70H240ZM243 71H244V73H243ZM248 71H249V70H248ZM6 72H7V69H6ZM23 72H19V74H20V73H23ZM34 72H35V71H34ZM39 72H40V71H39ZM44 72H45V71H44ZM74 72H78V71H74ZM106 72H107V71H106ZM106 72H105V73H106ZM108 72H109V71H108ZM117 72H118V71H117ZM133 72H135V71H133ZM141 72L143 73L142 70H141ZM141 72H139V75L141 74ZM144 72H145V71H144ZM157 72H158V71H157ZM157 72H156V73H157ZM163 72H164V71H163ZM236 72H237V73H236ZM24 73H23V74H24ZM46 73H47V72H46ZM86 73H87V72H86ZM110 73H111V75H112V73H115V72H110ZM122 73H125V72H122ZM145 73H146V72H145ZM156 73L154 72L155 76L157 75ZM161 73H162V71H160V74H161ZM169 73H170V77H169V76H168V77H169V78L172 77V79H170V81H168V83H169V82H170V84L172 83L173 86H174V85H177L176 83H178V82H177V81H178L177 78L179 77V75H178V77H176V75L179 74V73L177 72V73H175V75H174V73H173V75H172L171 71H170V72L168 71V73L166 72V74H169ZM197 73H198V72H197ZM15 74H16L17 76H20L21 78H20V77L18 78L17 76H15ZM26 74H27V73H25V75H26ZM44 74H45V73H44ZM72 74H73V73H72ZM115 74H116V73H115ZM117 74H118V73H117ZM119 74H120V76H121V72H119ZM131 74L133 75L134 73L131 72ZM136 74H137V77H138V73H137V72H136ZM136 74H135V75H136ZM149 74H150V73H149ZM160 74L158 73L159 76H158V78L156 77V78H157V81H158V85L161 84V82L165 81V80H164L165 78H167V75L165 76V78H163V77L161 78V77H160ZM164 74H165V73H164ZM183 74H184V73H183ZM217 74H218V73H217ZM221 74H222V73H221ZM240 74H241V73H240ZM242 74H241L240 76H242ZM245 74H247V77L245 76ZM77 75H78V74H77ZM128 75H130V74L128 73ZM128 75H127V76H128ZM135 75H134V76H135ZM141 75H142V74H141ZM141 75H140V76H141ZM198 75H199V74H198ZM30 76H31V75H30ZM67 76H68V75H67ZM67 76H65V77H67ZM75 76H76V75H75ZM112 76H113V75H112ZM114 76H116V75H114ZM114 76L112 77V79H114ZM117 76H118V75H117ZM123 76L126 77L125 74H124ZM123 76H122L121 78H123ZM134 76H133V77H134ZM142 76H143V75H142ZM161 76H163V75L161 74ZM173 76H174V77H173ZM191 76H192V75H191ZM220 76H221V75H220ZM226 76H228V75H226ZM6 77H7V76H6ZM15 77H16V78H15ZM39 77H40V76H39ZM51 77H52V76H51ZM56 77H57V76H56ZM71 77H72V76L70 75V78H71ZM159 77H160V79H159ZM186 77H187V76H186ZM200 77H201V75H200ZM208 77H209V76H208ZM14 78H15V79H14ZM41 78H42V77H41ZM47 78H49V77H47ZM68 78H69V76H68L66 79H68ZM73 78H74V77H73ZM126 78H127V77H126ZM129 78H131V77H128L127 79H129ZM139 78L141 79V77H139ZM143 78H144V77H143ZM151 78H152V77H151ZM175 78H176L177 80H176ZM188 78H189V77H188ZM193 78H194V76H193ZM193 78H192V80H194ZM195 78H196V77H195ZM198 78H199V77H198ZM214 78H215V77H214ZM224 78H225V77H224ZM240 78H241V77H240ZM245 78H244V79H245ZM6 79H7V78H6ZM21 79H23V80H21ZM44 79H45V78H44ZM54 79H55V78H54ZM56 79H57V78H56ZM66 79H65V80H66ZM75 79H77V77H76ZM117 79H118V78H117ZM124 79H125V78H124ZM131 79H132V78H131ZM131 79H130V80H131ZM134 79H136V78H133V80H134ZM158 79H159V80H158ZM207 79H208V78H207ZM249 79H248L247 81H245V82H244V80H240V82L243 81V84H244L243 87H244V89H246V90H242V91H241L242 93L239 92V94H240V93L242 94V96H240V95H239V96L242 97L243 100H242L241 98H239V99H241V100H242L243 102H245V104H246L245 108H246V110H247V113L249 114V116H248V114L246 115V116H248V117H246V118H247L248 123H249V124H247V125H249V126L251 127V130H252V129H253L252 126H253L254 123H255V119H254V118H255V115L253 114V115H254V116H253V115L251 114V113L253 112V110H251V112H250V109H251V108H250L249 106H253V104L255 105L256 102H258V103H259V102H264V93H262V92L260 93V91H259V93H258V92H255V91L249 92V91H251L252 88H251V89H249V87H248V89L245 88V86H246V87L249 86V85H248V84L250 83V82H248V81H250ZM14 80H15V81H14ZM17 80H19V82H18ZM37 80H38V79H37ZM40 80H41V79H40ZM72 80H73V79H72ZM77 80H78V79H77ZM119 80H120V79H119ZM119 80H117V82H118L119 85H120ZM121 80H122V79H121ZM130 80H128V81H130ZM137 80H139V79L137 78ZM143 80H145V79H143ZM148 80H149V79H148ZM150 80H153V79H150ZM150 80H149V81H150ZM155 80H156V79H155ZM166 80H167V79H166ZM168 80H169V79H168ZM195 80H196V79H195ZM195 80H194V81H195ZM208 80H209V79H208ZM212 80H213V79H212ZM216 80H217V79H216ZM223 80H224V79H223ZM20 81H21V82H20ZM46 81H47V80H46ZM46 81H45V82H46ZM50 81H53V80L51 79ZM70 81H71V80H70ZM122 81H123V80H122ZM134 81H135V80H134ZM189 81H191V78L189 79ZM194 81H193V83H194ZM198 81H199V80H198ZM202 81H203V79H202ZM33 82H34V80H33ZM42 82H43V81H42ZM62 82H63V80H62ZM73 82H74V81H73ZM113 82H114V81H113ZM123 82H124V81H123ZM126 82H127V81H126ZM126 82H125V83H126ZM130 82H131V81H130ZM130 82H129V83H130ZM137 82H139V81H137ZM141 82H143V81H141ZM179 82H180V79H179ZM185 82H186V81H184V83H185ZM195 82H196V81H195ZM217 82H218V81H217ZM232 82H233V83H234V82L236 83L235 86H234V84H233V85H230V83L232 84ZM247 82H248V84H247ZM262 82H263V81H262ZM4 83H5V80H4ZM35 83H36V81H35ZM56 83H57V82H56ZM64 83H65V82H64ZM71 83H72V82H71ZM125 83H124V84H125ZM129 83L127 82V84H129ZM132 83H133V81H132ZM147 83H148V81H147ZM151 83H152V82H151ZM151 83H150V84H151ZM153 83H154V82H153ZM155 83H156V82H155ZM164 83H165V84H164V86H165V85H166V81H165ZM188 83H189V82H188ZM204 83H205V80H204ZM241 83H242V82H241ZM245 83H246V84H245ZM255 83H256V82H255ZM36 84H38V83H36ZM40 84H42V83H40V81H39V85H40ZM50 84H52V83L50 82ZM57 84H58V83H57ZM73 84H74V83H73ZM73 84H72V85H73ZM115 84H116V83H115ZM135 84H136V82H135ZM135 84H134V85H135ZM140 84H141V83H140ZM162 84H163V83H162ZM170 84H169V85H170ZM181 84H182V83H181ZM199 84H200V83H199ZM205 84H206V83H205ZM212 84H213V83H212ZM214 84H215V83H214ZM238 84H239V83H238ZM251 84H254V83H251ZM2 85H3V84H2ZM8 85H9V86H8ZM44 85H45V84H44V82H43V87H44ZM47 85H48V84H46V87H47ZM52 85H56V84L53 83ZM147 85H148V87L150 86L149 84H147ZM155 85H157V84H155ZM169 85H168V86L166 85V86L169 88V91H170V86H169ZM187 85H188V86H185V87H188L189 89H191L190 87H192V86H190L189 84H187ZM196 85H197V84H196ZM218 85H219V84H218ZM254 85H255V84H254ZM16 86H17V87H16ZM21 86H23V85H21ZM21 86H19V87H21ZM32 86H33V85H32ZM50 86H51V85H49L48 88L51 89ZM62 86H64V85H62ZM69 86H71V84H70ZM74 86H75V85H74ZM120 86H121V85H120ZM126 86H127V85L125 84V87H126ZM128 86L130 87V85H128ZM136 86H137V85H136ZM136 86H135V87H136ZM152 86H153V85H152ZM166 86H165V87H166ZM177 86H178V85H177ZM189 86H190V87H189ZM251 86H252V85H251ZM0 87L2 88L1 85H0ZM3 87H4V86H3ZM34 87H35V85H34ZM34 87H33V88H34ZM37 87H38V85H37L35 88H37ZM55 87H58V85L55 86ZM55 87H52V89H53V88L55 89ZM59 87H60V86H59ZM65 87H67V86L65 85V86L63 87L64 89H59V90H58V89H55V90H57V91H55V90L53 89V91H54L55 94H56V92H58V91L60 92V90H64V91H66V88H65ZM71 87H72V86H71ZM71 87H70V88H71ZM157 87H158V86H157ZM160 87H161V86H160ZM165 87H162V88H165ZM167 87H166V89H167V93H168V95H169V94L172 95L173 92H175L174 94H175V97L177 98V100H178V96H179V95H180L179 97H181V98H182L181 95H182V94L184 95V92L181 93V90L183 91L184 89H186V88H184V87H182V88H184V89L179 88V86L177 87V88H178V89H177V88H175L176 86H174L175 89H173V87H172V89L175 90V91H173V92L171 93V91L168 92V88H167ZM212 87H213V86H212ZM212 87H211V88H212ZM228 87H225V88H228ZM238 87H239V86H238ZM238 87H237V88H238ZM254 87H255V86H254ZM4 88H5V87H4ZM21 88H22V87H21ZM35 88H34V89H35ZM39 88H42V86L40 85ZM44 88H45V87H44ZM44 88H43V91H44V92H47L46 90H48V89L45 88V90H44ZM60 88H61V87H60ZM119 88H121V87H119ZM122 88H123V87H122ZM126 88H128V87H126ZM151 88H154V87H151ZM192 88H193V87H192ZM203 88H204V87H203ZM218 88H219V86H218ZM225 88H224V89H225ZM237 88H236V89H237ZM6 89L9 90V88H5V90H6ZM11 89H12V88H11ZM13 89H12V90H13ZM18 89H19V88H18ZM18 89H16V90H18ZM22 89H23V88H22ZM22 89H21V90H22ZM67 89H68V88H67ZM72 89H73V88H72ZM75 89H76V88H75ZM75 89H74V90H75ZM124 89H125V88H124ZM132 89H133V91H134V88H132ZM139 89H140V88H139ZM159 89H160V88H159ZM179 89H181V90L179 91ZM189 89H187V90H189ZM194 89H195V88H194ZM194 89H193V90H194ZM228 89H229V90H227L226 93H222V92H220L219 90H218V91H217V90H214V91H217V92H215L216 95L213 96V97H212L213 94H212V95H211V93L209 94V92L206 91V90H209V89H206V88H204V90L201 89L202 91L200 90V91L198 92V94H197L196 92H194V91H193V93H192V90H190V91L187 92V93L185 92L187 95H189L188 93H190V92L192 93V95H191V93H190L191 96H188V97H191V98H188V99H189L188 101L190 102V103H188V106H187L188 108H187V107H184L182 104L178 105V106H179V107L177 106V107H178V108H177L178 111H177V109H176V111H175V112H177V115H175L176 117H174V118H177V119L182 118V119H183V116H185V114H188V115H190V116H194V115H196V113H197V115H198V114L202 111V110H201V107H200V106L202 105V102L204 103V105H206V104H207L206 102H207L208 100L213 101V100L216 99V98H218V99H219V98H222V99H223V98L228 99L229 97H231L230 95L232 94V93H230V92H232V91L230 90V88H228ZM238 89H239V88H238ZM259 89H260V88H259ZM3 90H4V89H3ZM3 90L0 89V94L2 93L1 91H3ZM5 90H4V93L7 92L6 94H8V93L11 91V90H10V91H7V90L5 91ZM14 90H15V89H14ZM23 90H24V89H23ZM23 90H22V91H17V92H16V91H11V93H12V92H14V93L16 92L15 95H17V96H18L19 94L24 95L25 93L22 94ZM32 90H33V89H32ZM68 90H69V89H68ZM129 90H130V89H129ZM160 90H161V89H160ZM176 90H177V91H176ZM240 90H241V89H240ZM240 90H239V91H240ZM41 91H42V90H40V94L42 93ZM51 91H52V90H51ZM72 91H73V90H72ZM122 91H123V90H121V92H122ZM127 91H128V90H127ZM127 91H126V93H127ZM137 91H138V90H137ZM139 91H140V90H139ZM153 91H154V90H153ZM158 91H159V90H158ZM184 91H185V90H184ZM195 91H197V90H195ZM228 91H230V92L228 93ZM245 91H248V92H245ZM257 91H258V90H257ZM18 92H19V93H18ZM33 92H34V90H33ZM35 92H36L35 94H37V95H29L28 97H25L26 99L22 97V98H23V99L21 98L22 101H21L20 97H17V98H19V100H18L17 98H15L16 96H15L14 93H13L12 96H15V97H14L15 100L13 99L14 101L11 102V103H13V104L10 105V107H8V110L11 111L10 108H11V107L14 108V107L16 106V109H17L18 111H17V110H14V111L12 110L13 112L11 111L12 113L17 112V113H15V114H17V115L19 114V115H20V116L18 115L19 118H18V116L16 115V116H17V118L15 117L16 120L20 119V117L23 116V118H24L25 121L27 120V121H29L30 123H31V121L33 122L32 124H30V125L27 126V127L30 126L31 128H32V125L34 126V124L39 123V121H37V120H40V119H38V118H39V117L41 118V116H42L41 113L43 112V110H45L44 108H46L45 105H46L47 103H45V102H46L45 99L49 98V97H50V94H52V95H53L54 97H56L57 99L60 97V95H59V96H55L53 93H50V91H49V92H48V93H49V96L46 95L47 93H46V94L44 93V94L47 96V97H45V99H44L43 96H45V95H44L43 93H42L43 96L41 95L40 98H39V97H38L39 94L37 93V92H39V90H38V91H35ZM74 92H75V91H74ZM143 92L146 93V91H143ZM154 92H156V91H154ZM165 92H166V90H165ZM176 92H177V93L180 92L181 94H178V95H177ZM243 92H244V93H243ZM11 93H9V94L11 95ZM123 93H124V91H123ZM128 93H129V92H128ZM135 93H136V92H135ZM158 93L160 94L161 92L159 91ZM9 94H8V95H9ZM58 94H60V93H58ZM62 94H63V92H62ZM65 94H67V93H65ZM139 94H141V92H140ZM142 94H143V93H142ZM152 94H154V93H152ZM194 94H197V95H194ZM234 94H235V92H234ZM234 94H233V95H234ZM8 95H6V96L4 95V96H3V94H2V96H3L4 98H2L1 101H3V99H5L6 97H9ZM69 95H70V94H69ZM69 95H68V96H69ZM122 95H123V94H122ZM137 95H138V94H137ZM146 95H147V94H146ZM154 95H155V94H154ZM168 95H167V96H168ZM171 95H170V96H171ZM187 95H186V96H187ZM210 95H211V96H210ZM233 95H232V97H233ZM237 95H238V94H237ZM0 96H1V95H0ZM12 96H10L9 98L12 99V98H13ZM19 96H20V95H19ZM24 96H27V93H26ZM125 96H126V95H125ZM138 96H139V95H138ZM144 96H145V94L143 95V97H144ZM157 96H158V95H157ZM162 96H163V95H162ZM162 96H161V97H162ZM170 96H169L168 98H170ZM173 96H174V95H173ZM11 97H12V98H11ZM54 97H53V98H54ZM61 97H63V96H61ZM61 97H60V98H61ZM64 97H67V96L65 95ZM115 97H116V96H115ZM152 97H153V96H152ZM161 97H160V98H161ZM175 97L173 98L174 100H175ZM193 97H194L195 99H194ZM0 98H1V97H0ZM9 98H8V99H9ZM51 98H52V96L50 97V99H51ZM116 98H117V97H116ZM121 98H122V97H121ZM124 98H125V97H124ZM137 98H138V97H137ZM155 98H156V97H155ZM157 98H158V97H157ZM164 98H166V97H164ZM181 98H179V99H180V103H182ZM192 98H193V99H192ZM233 98H234V97H233ZM237 98H238V97H237ZM8 99H7L6 101H8ZM10 99H9V101H10ZM57 99H56V100H57ZM84 99H85V98H84ZM117 99H118V98H117ZM127 99H128V98H127ZM143 99H144V98H143ZM148 99H150V98H148ZM225 99H224V100H225ZM230 99H231V98H230ZM230 99H228V100L231 101ZM48 100H49V99H48ZM51 100H54L55 103L59 102V101L56 102L55 98H54V99H51ZM59 100H60V99H59ZM62 100H63V98H62ZM64 100H65V98H64ZM66 100H67V98H66ZM98 100H99V99H98ZM106 100H107V99H106ZM121 100H122V99H121ZM125 100H126V99L122 100L121 103L124 102ZM138 100H141V101H142V98H141V99L138 98ZM228 100H226V102H227ZM9 101H8V102H9ZM15 101H16V102H17V101H20L21 103H24V104L21 105V103H18V102H17V103H18V106H17V104L14 105V104L16 103ZM23 101H24V102H23ZM70 101H71V100H70ZM70 101H69V102H70ZM118 101H119V100H118ZM141 101H140V102H141ZM155 101H157V100H155ZM163 101H165V99H164ZM191 101H192V102H191ZM199 101H200V102H199ZM219 101H220V100H219ZM222 101H223V100H222ZM229 101H228V102H229ZM236 101H238V100H236ZM14 102H15V103H14ZM48 102H49V101H48ZM50 102H52V103H50ZM50 102H49L50 104L48 103V105H49L48 107H50V105H51V108H50V109H52V107H54V106H52V105H55V104H53V103H54L53 101H50ZM64 102H65V101H64ZM69 102H68V104H69ZM95 102H96V101H94V103H95ZM103 102H104V101H103ZM142 102H143V101H142ZM144 102H145V99H144ZM144 102H143V103H144ZM150 102H151V101H150ZM158 102H159V101H158ZM161 102H162V101H161ZM178 102H179V100H178ZM178 102H177V104H178ZM197 102H198V103H201V104L198 105ZM0 103H1V102H0ZM2 103H3V102H2ZM2 103H1V104H2ZM60 103H61V101H60ZM60 103H59V104H60ZM72 103L75 104L74 102H72ZM90 103H91V102H90ZM104 103H105V102H104ZM125 103H126V104H125ZM125 103H124V106H125V105L127 106V105H128V104H127V103H128L127 100H126ZM143 103H142V104H143ZM154 103H155V102H154ZM219 103H220V102H219ZM3 104H5V103H3ZM9 104H10V103H9ZM44 104H45V105H44ZM68 104H67V102H66V103H65V106H68ZM73 104H72V106H75V105H73ZM97 104H98V103H97ZM106 104H107V103H106ZM106 104H104V106H105ZM159 104H160V103H158V105H159ZM162 104H163V103H162ZM166 104H167V103H165V105H166ZM170 104H171V103H170ZM173 104H175V102H174ZM177 104H176V105H177ZM191 104H192V105H191ZM194 104H195L196 106H195V107H192V106H194ZM222 104H223V103H222ZM232 104H233V103H232ZM239 104H240V103H239ZM250 104H252V105H250ZM13 105H14V106H13ZM95 105H96V104H95ZM107 105H109V104H107ZM121 105H122V104H121ZM138 105H139V104H138ZM171 105H172V104H171ZM184 105H185V104H184ZM190 105H191V106H190ZM197 105H198L199 107H198ZM209 105H210V104H209ZM236 105H238V104H236ZM256 105H257V104H256ZM0 106H1V105H0ZM20 106H21V107H20ZM55 106H56V105H55ZM61 106H62V105H61ZM63 106H64V105H63ZM65 106H64V107H65ZM78 106H79V105H78ZM78 106H75V108L78 107ZM83 106H84V105H82V107H80L79 109H80V110H81V108L84 109ZM101 106H102V104H101ZM110 106H111V105H110ZM122 106H123V105H122ZM134 106H135V105H134ZM169 106H170V105H169ZM172 106H173V105H172ZM174 106H175V105H174ZM202 106H203V105H202ZM216 106H217V105H216ZM220 106H221V105H220ZM223 106H224V105H223ZM231 106H233V105H231ZM239 106H241V105H239ZM242 106H243V105H242ZM5 107H6V105H5ZM19 107H20V109H19ZM48 107H47V108H48ZM64 107H61V108H63V109L66 110L69 106H68L67 108H64ZM70 107H71V104H70ZM70 107H69V108H70ZM86 107H87V106H86ZM95 107H96V106H95ZM98 107H99V106H98ZM130 107H131V105H130ZM138 107H140V106H138ZM141 107H142V106H141ZM162 107H163V106H162ZM180 107H181V108H180ZM214 107H215V106H214ZM217 107H218V106H217ZM233 107H234V106H233ZM6 108H7V107H6ZM13 108H12V109H13ZM57 108H58V107H57ZM61 108H58L57 110H59V109H61ZM72 108H74V107H71L70 109H72ZM99 108H100V110H101L99 113H100V114L102 113L101 115H103V114L105 113V111L108 110V109H104V108H103V109L105 110V111H104L103 109H101V107H99ZM109 108H110V107H109ZM124 108H126V109L128 110V107H124ZM132 108H133V106H132ZM136 108H137V107H136ZM179 108H180V109H179ZM198 108H200V109H198ZM215 108H216V107H215ZM229 108H230V107H229ZM241 108H242V107H240V109H241ZM63 109H62V110H63ZM70 109H68V112H69ZM79 109H78V110H79ZM87 109H88V108H87ZM97 109H98V108H97ZM133 109H134V108H133ZM141 109H142V111H143L144 108H141ZM169 109H170V108H169ZM203 109H204V108H203ZM220 109H221V108H220ZM227 109H228V106H227ZM233 109H234V108H233ZM233 109H232V110H233ZM237 109H239V108H237ZM242 109H243V108H242ZM262 109H263V108H262ZM19 110H20V112H19ZM48 110H49V109H48ZM54 110H55V109H54ZM65 110H63L62 112H64ZM78 110L76 109V111H78ZM102 110H103V112H102ZM174 110H175V108L172 109L171 111L173 112ZM197 110H201V111L198 113ZM217 110H218V109H217ZM234 110H235V109H234ZM234 110H233V111H234ZM263 110H264V109H263ZM5 111H6V110H5ZM9 111H6V113H7V112L9 113ZM50 111H51V110H50ZM50 111H48V112H50ZM72 111H73V110H72ZM97 111H98V110H96V112H97ZM112 111H113V110H112ZM124 111H125V110H124ZM128 111H130V110H128ZM133 111H134V110H133ZM142 111H141V112H142ZM149 111H150V110H149ZM203 111H204V110H203ZM215 111H216V110L214 109V111H212V112H215ZM236 111H237V110H236ZM236 111H235V112H236ZM18 112H19V113H18ZM39 112H40V113H39ZM46 112H47V111H46ZM46 112L44 111L43 113L46 114ZM51 112H52V111H51ZM57 112H58V111H57ZM59 112H60V111H59ZM66 112H67V111H66ZM66 112H65V114H66ZM79 112H80V111H79ZM86 112H87V111H86ZM90 112H91V111H90ZM90 112H89V113H90ZM130 112L132 113V111H130ZM137 112H138V110H137ZM141 112H140V113H141ZM144 112H145V110H144ZM147 112H148V111H147ZM147 112H146V113H147ZM150 112H151V111H150ZM163 112H164V111H163ZM165 112H166V111H165ZM172 112H171V113H172ZM175 112H174V114H175ZM212 112H209V113H212ZM216 112H217V111H216ZM227 112H229V111H227ZM237 112H239V110H238ZM240 112H241V111H240ZM240 112H239V113H240ZM243 112H244V111H243ZM255 112H256V110H255ZM0 113H2V112H0ZM3 113H4V112H3ZM3 113H2V114H3ZM8 113H7V114H8ZM21 113H22V114H21ZM54 113L56 114V112H54ZM69 113H72V112H69ZM83 113H85V112H83ZM106 113H107V112H106ZM109 113H111V111H110V112L108 111V113L106 114V116L108 115V116L110 117ZM153 113H155V112H153ZM161 113H162V112H161ZM230 113H231V112L226 113V114H224V115H227V114L229 115ZM239 113H234V114L239 115ZM85 114H86V113H85ZM90 114H92V113H90ZM95 114H97V113H95ZM127 114H128V115H132V114H134V113H132V114L127 113ZM135 114H136V113H135ZM135 114L133 115L134 117L136 116ZM137 114H138V113H137ZM156 114H157V113H156ZM167 114H168V113H167ZM218 114H219V113H218ZM232 114H233V113H231V115H232ZM240 114H241V113H240ZM244 114H246V113H244ZM259 114H260V113H259ZM259 114H258V116H259ZM261 114H262V113H261ZM47 115H49V113H48ZM74 115H76L77 117L80 118V116H82V113H81L80 116H79V113H78V115H77L76 113H74L71 119H73V117H75V119H76V116H74ZM113 115H114V114H113ZM118 115H119V114H118ZM138 115H139V114H138ZM141 115H143V114H141ZM151 115H152V114H151ZM163 115H164V114H163ZM201 115H202V114H201ZM201 115H200V116H201ZM212 115H213V114H212ZM219 115H220V114H219ZM221 115H222V114H221ZM228 115L225 116V117L222 115V118H224V119H222V120H226V122L230 123V122H229V121H230L229 119H231V118L233 119V117L229 116V117H231V118H229ZM237 115H235V116L237 117L236 121H238V118H239V116H240V115H239V116H237ZM0 116H2V117L4 118V116H6V114H5L4 116H3V115H0ZM9 116H10V118H11V113L9 114ZM49 116H50V115H49ZM59 116H60V115H59ZM64 116H65V115H64ZM66 116H67V115H66ZM66 116H65V117H66ZM68 116H69V115H68ZM68 116H67V117H68ZM98 116H99V115H98ZM98 116H96V118H97ZM115 116H116V114H115ZM115 116H113V117H115ZM139 116H140V115H139ZM145 116H146V115H145ZM145 116H144V117H145ZM152 116H153V115H152ZM152 116H150V117H151V120H152ZM200 116H198V118H199ZM206 116H207V115H206ZM7 117H8V116H7ZM13 117H14V115H13ZM13 117H12L11 119H13ZM42 117H43V116H42ZM46 117H47V116H46ZM46 117H44V118H46ZM61 117H62V115H61ZM70 117H71V116H69V118H70ZM104 117H105V116H104ZM104 117L102 116V119H103ZM113 117H112V118H113ZM144 117H143V118H144ZM159 117H160V118H159ZM161 117H162V114H161L160 116H158V117L155 116V118H158L159 121L163 122V118H161ZM165 117H166V116H165ZM212 117H214V116H212ZM227 117H228V118H227ZM240 117H244V115H243V116H240ZM10 118H9V119H10ZM15 118L13 119V122L17 123L18 121H17V122L14 121ZM112 118H111V121L114 120V119H112ZM132 118H133V117H132ZM145 118H146V119H144V121L147 120V117H145ZM155 118H154V116H153V120H152V121H155V122L157 121V124L159 125V123H161V122H158V120H154ZM166 118H168V120H170V117L167 116ZM166 118H165V120H166ZM186 118L188 119V116H186ZM190 118H191V117H190ZM193 118H194V117H193ZM198 118H197V120H198ZM214 118H215V117H214ZM226 118H227V119H226ZM234 118H235V117H234ZM244 118H245V117H244ZM11 119H10V121L12 122ZM47 119H48V118H47ZM47 119H46V120H47ZM57 119H58V117H57ZM61 119H62V118H61ZM64 119H65V118H64ZM66 119H67V118H66ZM71 119H69V120L71 121ZM80 119L82 120V117H81ZM83 119H84V118H83ZM94 119H95V117L93 118V122H94ZM100 119H101V118H99L98 121H100ZM104 119H106V117H105ZM129 119H130V117H129ZM210 119H211V118H210ZM217 119H218V118H217ZM232 119H231V121H232ZM260 119H261V120H260V125H262V124L264 125V117L262 116V117H260ZM24 120H22V121H24ZM53 120H54V119H53ZM73 120H74V119H73ZM73 120H72V122H73ZM81 120H78V119H77V121H78L79 123H80ZM90 120H91V119H90ZM115 120H116V119H115ZM151 120H148V121L150 122ZM172 120H173V119H172ZM172 120H170V121H172ZM183 120H185V119H183ZM189 120H190V119H189ZM191 120H193V119H191ZM207 120H208V119H207ZM222 120H219V121L222 122ZM228 120H229V121H228ZM243 120H246V119H243ZM3 121H5V120H3ZM6 121H7V120H6ZM25 121H24V122H25ZM36 121H37V122H36ZM50 121H51V120H50ZM58 121H59V120H58ZM61 121H62V120H61ZM61 121H59V122H61ZM82 121H83V120H82ZM84 121H85V120H84ZM95 121H96V120H95ZM175 121H176V120H175ZM8 122H9V121H8ZM13 122H12V123H13ZM34 122H35V123H34ZM40 122H41V121H40ZM59 122H58V123H59ZM85 122H86V121H85ZM106 122H107V121H106ZM106 122H105V123H106ZM195 122H196V121H195ZM211 122H212V121H211ZM211 122H210L209 124H213V123H211ZM213 122H214V121H213ZM226 122L223 121V123L227 124ZM27 123H28V122H27ZM43 123H44V121H43ZM43 123H42V124H43ZM52 123H53V122H52ZM64 123H65V122H64ZM75 123H76V121H75ZM83 123H84V122H83ZM90 123H91V122H90ZM100 123H101V122H100ZM153 123H154V122H153ZM153 123H152V124H153ZM164 123L166 124V123H167V120H166ZM189 123L191 124V122H189ZM246 123H247V122H246ZM39 124H40V123H39ZM69 124H70V122H69ZM97 124H99V123H97ZM107 124H108V123H106L105 125H107ZM110 124H111V123H110ZM155 124H156V123H155ZM157 124H156V125H157ZM200 124H202V123H200ZM215 124H216V123H215ZM218 124L220 125L221 123H218V122H217V125H218ZM19 125H20V124H18V126H19ZM26 125H27V124H26ZM26 125H25V126H26ZM75 125H78V124H75ZM86 125H87V124H86ZM92 125H93V124H92ZM95 125H96V124H95ZM101 125L103 126V123H101ZM144 125H145V124H144ZM186 125H187V124H186ZM206 125H207V124H206ZM206 125H205L204 127H206ZM235 125H237V124H235ZM238 125H239V124H238ZM238 125H237V126H238ZM9 126H10V125H9ZM18 126H17L16 128H18ZM40 126H41V125H40ZM42 126H43V125H42ZM46 126H47V125H46ZM46 126H45V127H46ZM68 126H69V125H68ZM88 126H89V125H88ZM99 126H100V125H99ZM108 126H109V125H108ZM115 126H116V125H115ZM119 126H120V125H119ZM147 126H148V125H147ZM197 126H198V125H197ZM208 126H209V125H208ZM211 126H212V125H211ZM220 126H222V125H220ZM241 126H242V125H241ZM13 127H14V126H13ZM22 127H23V126H22ZM55 127H56V126H55ZM62 127H64V126H62ZM71 127H72V126H71ZM73 127H74V124H73ZM76 127H77V126H76ZM76 127H75V129H76ZM85 127H86V126H85ZM93 127H94V125H93ZM97 127H98V126H97ZM97 127H96V128L94 127V129H97ZM142 127H143V126H142ZM187 127H188V126H187ZM195 127H196V126H195ZM223 127H224V126H223ZM250 127H248V128L250 129ZM263 127H264V126H262L261 128H263ZM5 128H6V127H5ZM5 128H3V129H5ZM10 128H11V127H10ZM10 128H9V129H10ZM14 128H15V127H14ZM19 128H20V126H19ZM25 128H26V127H24V130H25ZM31 128H30V129H31ZM46 128H47V127H46ZM68 128H69V127H68ZM87 128H88V127H87ZM113 128H116V127L113 126ZM185 128H186V127H185ZM189 128H190V127H189ZM192 128H193V130H194V129H196V130L198 129L197 127H196V128L192 127ZM215 128H217V127H215ZM227 128H228V125H227ZM233 128H234V127H233ZM244 128H245V127H244ZM244 128H241V127L239 128V127H238V130H237V131L241 130V131H239V134H238V140H239V142H245L244 139L247 138V137H248V139H250V135H249V136L247 135V134H249V131H248V132L245 131ZM254 128H255V127H254ZM0 129H1V128H0ZM27 129H28V128H27ZM32 129H34V128H32ZM54 129H55V128H54ZM62 129H64V128H62ZM70 129H74V128H69V130H70ZM84 129H85V128H84ZM91 129H92V128H91ZM94 129H93V130H94ZM99 129H100V128H99ZM99 129H98V130H99ZM143 129H144V128H143ZM199 129H200V125H199ZM209 129H210V128H209ZM217 129L220 130V128H217ZM217 129H214L213 131L211 130L212 132L209 130V133L211 134V135L209 134V135H210L209 137L206 135V134H208V133H206V132H204V133H206L204 136H203V134H202L203 132H202L201 134H199V135H200V136H198L199 139L196 137L197 135H192V136H194L195 139L197 140V141H196V140L194 139L197 143L194 142V140H193L194 143L192 142V140L190 141V142L193 143L194 145H193V144H188V141H187V140H188V139L190 140V138H188L187 140H185V139H186V138H185L184 141H185V142L187 141L186 143L188 144V145H187V148H188L190 145H191V146H194V149H195V147H196V148H202V147H203V144H204V142H205L204 140H206V145H204V148H203V149L207 150L208 147H209V148H212L213 144H214L215 142H218V141H216L215 138H214V136H215L216 134L219 135V136H217V135L215 136V137H217L216 139H218V138H219V139H222V138H223L224 140L222 139V140H220V141H222V143L227 144L226 146H218V144L223 145V144H221L220 141H219V143H215V144H214V145L217 144V146H218L219 148L216 147V146H213V147H214V148L216 147V149L218 148L219 150H221V151H220L221 154H223L222 151L225 149V147L227 148V146H228L229 144H232V145H234L235 143L237 144L238 141L235 142V140H234V142H233V140H229V139H228V138L230 137V135H231V134H229L230 131L220 130V131L218 132ZM222 129H224V128H222ZM242 129H243V131H242ZM249 129H247V130H249ZM263 129H264V128H263ZM11 130H12V129H11ZM14 130H15V129H13L12 131L14 132ZM22 130H23V128H22ZM41 130H42V129H41ZM41 130H40V134H41V132H42ZM50 130H51V129H50ZM82 130H83V128H82ZM141 130H142V129H141ZM190 130H191V128H190ZM200 130H201V129H200ZM200 130H199V131H200ZM204 130H205V128H204ZM261 130H262V129H261ZM17 131H18V129H17ZM19 131H21V129H19ZM19 131H18V132H19ZM27 131H28V130H27ZM27 131H26V133H27ZM36 131H37V129H36ZM51 131H52V130H51ZM78 131H79V129H78ZM95 131H96V130H95ZM185 131H186V130H185ZM191 131H192V130H191ZM191 131H190V132H191ZM199 131H197V134L199 133ZM202 131H203V129H202ZM214 131H215V132H214ZM224 131H225V132H224ZM254 131H255V130H254ZM254 131H253V132H254ZM1 132L3 133V131H1ZM15 132H16V131H15ZM32 132H33V131H32ZM75 132H77V131H75ZM80 132H81V131H80ZM93 132H94V131H93ZM174 132H175V131H174ZM176 132H177V131H176ZM181 132H184V131H181ZM188 132H189V131H188ZM190 132H189V133H190ZM195 132H196V131H195ZM213 132H214V133H213ZM221 132H222V133H221ZM232 132H233V131H232ZM250 132H251V131H250ZM10 133H11V132H10ZM36 133H37V132H36ZM44 133H45V132H44ZM44 133H43V135H44ZM73 133H74V132H73ZM178 133H180V132H178ZM178 133H177V134H178ZM192 133H193V131H192ZM224 133H225V134H224ZM236 133H237V132H236ZM236 133H235V134H236ZM259 133H262V132H259ZM259 133H258V134L255 133V135H256V136L254 135L255 138L259 135ZM28 134H29V133H27V136H28ZM31 134H33V133H31ZM66 134H67V133H66ZM68 134H69V133H68ZM168 134H169V133H168ZM173 134H174V133H173ZM177 134H176V137H177ZM186 134H187V131H186ZM194 134H195V133H194ZM214 134H215V135H214ZM19 135H20V133H19ZM23 135H25V134H23ZM41 135H42V134H41ZM169 135H170V134H169ZM169 135H167V136H169ZM220 135H221L222 137H220ZM226 135H227V136H226ZM17 136H18V135H17ZM35 136H36V135H35ZM37 136H40V135H37ZM37 136H36V137H37ZM65 136H66V135H64V137H65ZM69 136H70V135H69ZM160 136H161V135H160ZM167 136L165 135V137H167ZM184 136H185V135H184ZM184 136H183V138H184ZM186 136H187V135H186ZM201 136H203V137H206V136H207L208 138L206 137L207 139H205V138L202 137V138H203V141H201V140H202V139H201ZM225 136H226V137H225ZM235 136H236V135H235ZM259 136H261V135H259ZM262 136L264 137V132L262 133ZM262 136L259 137V138H261V140L264 139V138H262ZM20 137L23 138L21 135L19 136V138H20ZM33 137H34V136H33ZM36 137H35V138H36ZM170 137H171V136H170ZM194 137H192V139H193ZM227 137H228V138H227ZM29 138H31V137L29 136ZM35 138H34V139H35ZM37 138H38V137H37ZM37 138H36V139H37ZM159 138H160V137H159ZM162 138H164V137H162ZM173 138H175V137L172 136V139H173ZM211 138L214 139V142L211 144L212 146L209 145V144L211 143L210 141H213ZM231 138H232V135H231L230 139H231ZM252 138H253V134L251 135V140L253 141ZM257 138H258V137H257ZM2 139H3V138H2V135H1V133H0V141H1ZM26 139H27V138H26ZM38 139H39V138H38ZM180 139H181V138H180ZM200 139H201V140H200ZM210 139H211V140H210ZM225 139H227V141H228L229 143H226V142H225ZM233 139H236V138H233ZM3 140H4V139H3ZM155 140H156V138H155ZM177 140H178V138H177ZM208 140H209L210 143L208 142ZM236 140H237V139H236ZM240 140H242V141H240ZM243 140H244V141H243ZM255 140H260V139H255ZM255 140H254V141H255ZM25 141H26V140H25ZM25 141H24V142H25ZM157 141H158V140H157ZM160 141H161V140H160ZM166 141H167V140H166ZM169 141H170V140H169ZM184 141L182 142V140H181L182 143H185ZM22 142H23V141H22ZM173 142H175V141H173ZM178 142H179V140H178ZM190 142H189V143H190ZM201 142H202V143H201ZM249 142H250V141H249ZM255 142H257V141H255ZM2 143H3V142H2ZM9 143H10V142H9ZM140 143H141V142H140ZM157 143H158V142H157ZM157 143H155V144H157ZM253 143H254V142H253ZM257 143H258V142H257ZM23 144H24V143H23ZM127 144H128V143H127ZM132 144H134V143H132ZM153 144H154V143H153ZM153 144H151V145H153ZM161 144H162V143H161ZM169 144H171V143H169ZM179 144H180V143H179ZM195 144H196V146H195ZM199 144H200L202 147L199 146ZM225 144H224V145H225ZM240 144H241V143H240ZM240 144H239V146H238V144H237V146H235V145H234V146L229 145L228 148H227V152L230 153V154H232V156L237 155V156L239 157L240 155H242V156L245 155V157L247 156L248 158H249V157L251 158V156H252L251 154H252V153L255 154V152H256L255 150H254L255 152L252 151V153H249V152H248V149H245V148L242 147V145H240ZM249 144H250V143H249ZM27 145H29V144H27ZM128 145H129V144H128ZM145 145H146V144H145ZM148 145H149V144H148ZM180 145H181V144H180ZM182 145H183V144H182ZM185 145H186V144H185ZM185 145H184V146H185ZM207 145H208V146H207ZM20 146H21V145H20ZM82 146H83V145H82ZM198 146H199V147H198ZM243 146H244V145H243ZM245 146H248V145L245 144ZM250 146H251V145H250ZM25 147H27V146H25ZM70 147H71V146H70ZM70 147H68V148L70 149ZM92 147H93V146H92ZM94 147H95V146H94ZM100 147H101V146H100ZM131 147H132V146H131ZM135 147H136V146H135ZM137 147H139V146H137ZM206 147H207V149H206ZM221 147H222V148H221ZM239 147H242V148H239ZM3 148H4V147H3ZM75 148H78V147H75ZM84 148H86V147H84ZM144 148L146 149V147H144ZM150 148H151V146H150ZM153 148H154V147H153ZM172 148H173V146H172ZM184 148H185V147H184ZM187 148H186V150L188 151ZM189 148H190V147H189ZM192 148H193V147H192ZM192 148L189 149V150H190L189 157L192 158L193 160L196 159L195 162H197V161H199V159L196 158V155H197V154L194 155V153L192 152L193 155H194V157L190 156V155L192 154L191 151L194 150V149H192ZM243 148H244L245 150H244ZM259 148H260V147H259ZM259 148H258V149H259ZM6 149H7V148H6ZM11 149H12V148H11ZM15 149H19V148H15ZM69 149H68V151H70ZM94 149H95V148H94ZM131 149H132V148H131ZM140 149H141V148H140ZM142 149H143V148H142ZM142 149H141V150H142ZM145 149H144L143 151H145ZM175 149H178V147L175 148ZM180 149H181V148H180ZM191 149H192V150H191ZM253 149H254V148H253ZM258 149H256V150H258ZM3 150H4V149H2V153H3ZM65 150H67V149L65 148ZM71 150L73 151L74 149H72V147H71ZM86 150H87V148H86ZM98 150H99V149H98ZM125 150H126V149H125ZM135 150H136V149H135ZM135 150H134V152H137V151H138V149H137V151H135ZM147 150H148V149H147ZM158 150L161 151L162 148H161V150H160V149H158ZM198 150H199V149H198ZM208 150H209V149H208ZM246 150H247V151H246ZM11 151H12V150H11ZM11 151H10V152H11ZM45 151H46V150H45ZM68 151H67L66 153H64L63 151H61V152H63L64 154H67ZM81 151H84V149L81 150ZM81 151H80V153H83V152H81ZM92 151H93V149H92ZM92 151H88V152H86V155H87L88 153L92 152ZM104 151H105V150H104ZM119 151H120V150H119ZM123 151H124V150H123ZM143 151H142V152H143ZM155 151H156V150H155ZM187 151H186V152H187ZM215 151H216L217 153H219L218 150H215ZM224 151L226 152V150H224ZM43 152H44V151H43ZM51 152H52V151H51ZM59 152H60V151H59ZM74 152H75V151H74ZM117 152H118V151H117ZM125 152H126V151H124V153H125ZM128 152H129V151H128ZM134 152H133V153H134ZM150 152H151V151H150ZM152 152H153V151H152ZM161 152H162V151H161ZM170 152L172 153V151H170ZM181 152H184V150L182 149ZM199 152H200V151H199ZM202 152H204V151H202ZM216 152H214V153H216ZM225 152H224L223 155H228V154H225ZM0 153H1V151H0ZM15 153H17L16 150H15ZM49 153H50V152H49ZM52 153H53V152H52ZM57 153H58V152H57ZM72 153H73V152H72ZM72 153H71L72 156H76V155H74V154H72ZM75 153H77V152H75ZM108 153H109V152H108ZM121 153H122V152H120V154H121ZM159 153H160V152H159ZM162 153H163V152H162ZM262 153H263V152H262ZM4 154H5V153H4ZM7 154H8V153H7ZM44 154H48V151H47V153H44ZM59 154H60V153H59ZM100 154H101V153H100ZM109 154H110V153H109ZM114 154L116 155V153H114ZM136 154H137V153H136ZM139 154H140V153H139ZM141 154H142V153H141ZM175 154H176V153H175ZM186 154H187V153H186ZM204 154H205V153H204ZM206 154H207V153H206ZM230 154H229L228 156H230ZM258 154H259V153H258ZM263 154H264V153H263ZM12 155H13V156L10 157L11 159H12L13 157H15L14 154H12ZM18 155H19V154H18ZM20 155H23V154H20ZM36 155H38V154H36ZM36 155H33V156H36ZM55 155H58V154L55 153ZM83 155H84V153H83ZM110 155H111V154H110ZM131 155H132V153H131ZM163 155H164V154H163ZM209 155H210V156H213V155H211V154H209ZM209 155H208V156H209ZM1 156H2V154H1ZM3 156H5V155H3ZM51 156H52V155H51ZM58 156H59V155H58ZM58 156H56V157H58ZM60 156H61V155H60ZM79 156H80V154H79ZM97 156H98V155H97ZM102 156H103V155H102ZM113 156H114V155H113ZM133 156H135V154H134ZM156 156H157V155H156ZM168 156H169V155L167 154L166 157L169 159L170 157H168ZM177 156H178V155H177ZM183 156H184V154H183ZM200 156H201V155H200ZM200 156H199V157H200ZM204 156L207 157L206 155H203V158H204ZM261 156H262V154H261ZM6 157H8V158H5V159H6V160L8 159V161H9V160H10V159H9V156H6ZM18 157H19V156H18ZM18 157L16 156L15 159L18 158ZM38 157H39V156H38ZM69 157H71V156H68V158H69ZM76 157H78V156H76ZM80 157H81V156H80ZM80 157H79V158H80ZM86 157H87V156H86ZM86 157H85V158H86ZM91 157H92V155H91ZM93 157H94V156H93ZM103 157H104V156H103ZM107 157H108L107 160L109 161V156H107ZM110 157H111V156H110ZM129 157H130V155H128V159H129ZM151 157H152V156H151ZM234 157H235V156H234ZM253 157H254V155H253ZM257 157H259V156L257 155ZM21 158H22V157H21ZM48 158H49V157H48ZM53 158H54V156H53ZM73 158H74V157H73ZM73 158H72L71 160H73ZM82 158H83V157H82ZM101 158H102V157H101ZM115 158H116V157H115ZM118 158H119V157H118ZM120 158H121V157H120ZM173 158H175V156H174ZM177 158H178V157H177ZM180 158H181V157H179V159H180ZM194 158H195V159H194ZM201 158H202V157H201ZM207 158H208V157H207ZM207 158H205V159L207 160ZM210 158H211V157H210ZM210 158H209V159H210ZM214 158H215V156H214ZM221 158H222V157H221ZM221 158L218 159V160L220 161ZM227 158H229V157H227ZM19 159H20V158H19ZM39 159H40V158H39ZM69 159H70V158H69ZM111 159H112V158H111ZM113 159H114V157H113ZM126 159H127V158H126ZM162 159H163V158H162ZM164 159H165V158H164ZM183 159L185 160L184 157L182 158V160H183ZM192 159H191V160L189 159V161H187V163H185L184 165H182V167H185V165H186V167H187L188 162H190V161L193 162ZM209 159H208V161H209ZM230 159H231V158H230ZM254 159H255V158H254ZM262 159H263V158H262ZM21 160H23V161H21V163L24 162L25 168H26V167H27V168H33V167H34L33 169H35V166H37L38 164L41 165V164H45V163H46V162H44V161L46 160V158H45V159H42V158H41V161H40V160L37 159V157H36V158H33V157H31V156H30V157H28V156L23 157V159H21ZM43 160H44V161H43ZM48 160H49V159H48ZM71 160H70V161H71ZM76 160H77V159L75 158V161H76ZM89 160L91 161V160H93V159H88V161H89ZM100 160H101V159H100ZM173 160H174V159H173ZM186 160H187V159H186ZM186 160H185V161H186ZM212 160H213V159H212ZM212 160H211V162H212ZM215 160H216V159H215ZM218 160H217V161H218ZM233 160H234V158H233ZM237 160H238V158H237ZM242 160H243V159H242ZM263 160H264V159H263ZM12 161H13V160H12ZM46 161H47V160H46ZM82 161H83V159H82ZM82 161H81V159H80V161L77 160V162H78L79 164H80V162H81V164H82ZM103 161H105V160H103ZM108 161H107V162H108ZM112 161H113V160H112ZM124 161H125V160H124ZM129 161H130V160H129ZM141 161H142V160H141ZM176 161H177V159H176ZM180 161H181V160H180ZM200 161H201V160H200ZM200 161H199V162H200ZM202 161H203V163H204V159H203ZM219 161H218V162H219ZM229 161H230V160H229ZM16 162H18V161H16ZM61 162H62V161H61ZM61 162H60V163H61ZM77 162H76V163H77ZM91 162H92V161H91ZM107 162H106V163H107ZM119 162H120V161H119ZM148 162H151V161H148ZM148 162H147V163H148ZM161 162H162L163 164L165 163V165H166V161H165V160L160 161L159 163L161 164V166H160V164H157V166H159V168L156 167L157 170H156V168H154L155 171H157V172H156V173L154 172L155 174H152V175H154V176H155L156 174H158V175H159V178H160V173H162L161 170H162V169H164V170L168 169V168L165 169L164 166L162 167L163 164H162ZM177 162H178V161H177ZM183 162H184V161H182V163H183ZM199 162H197V163L200 164L201 167H200L197 163H194V162L192 163V165L194 164L193 167H192V168H193L192 171L194 172V168H195V172H196V173H195V172H194V173L197 175L198 180L200 179V177H201V176L203 175V173H204V171H203V169H202V168H204V167H202L203 163L201 164V163H199ZM211 162H209V165H210ZM215 162H216V161H215ZM218 162H217V163H218ZM241 162H242V161H241ZM245 162H246V161H244V163H245ZM253 162H254V161H253ZM261 162H262V161H261ZM3 163H4V162H3ZM6 163H7V161H6ZM13 163H14V162H13ZM13 163H10V164L8 165V168H6L8 172H9V170L11 171V170H14V169H15V165H16L17 163H15V164H13ZM60 163H59V164H60ZM65 163H66V161H65ZM74 163H75V162H74ZM74 163H72V164H74ZM83 163H84V161H83ZM85 163H87V162L85 161ZM171 163H172V162H171ZM171 163H170V165L173 166V163H174V162H173L172 164H171ZM182 163H181V164H182ZM217 163H214L215 166H217V167H215V166H213V167H215V168L210 167V169L212 168V171H213V169H216V168H217V169H216L217 171H220V173H218L216 170H214V172L216 171L215 174L217 173V174H216L217 176L220 174V175H219V178H218L217 176H215L214 173H213L214 177L212 178L211 181L213 182V180L216 179L215 177H217V178H218V181H217V179L214 181L215 183H216V181H217L216 184H214V182H213V183L211 182L213 185L210 183V186H207V184L205 185V180H206V179H203V178L201 177V178L204 180L203 183H202L201 180H199V181H197V182L195 181L196 183H194L193 186H192V185L190 186V190H189V188H188V186H187L186 184L183 185V186H181L182 184H180V183H179L180 186L178 185V186L176 187V189H173V191H174L175 193L172 191V186H170L171 188H170V187H167V188H170V190H171V192H169V193H171V194H168L169 197H170V199H169L168 197H166V195H165V197H166L167 199H169V200H167V202H168V201H170V202H168V204H166L165 202H163L164 204H162V205H158L159 202H158V199H156L157 196L155 197V200H153V198H152V201H153V205H152V207L154 206V208L151 209V210H154V211H155L154 214H155L156 216H157V215L159 216L158 213H159L161 210L163 211L165 207L168 208L169 205L172 207L173 204H175L174 207H175V206H178V205L181 207V206L184 204L183 202L186 201V200L188 199L189 196H192V199H193V198H194V199L197 198V199H195V200H197V201H198V199L200 198L199 196H201V195L203 194V196H201V197L204 198V196H205L206 194H208V193H211V196L214 195V196H216V197H220V200H221V199L223 200V198H226L227 196H222V195H224V193H226V195L229 193L228 191H229V189H231V187L229 188V186H230V185L232 186V184H230L227 188H225L226 190L223 188L224 186H222V185H225V186H226V184H225L226 181H225V180L227 179V178H223V177H224V174H223V173H224V172H223L224 170H223V169H225V171H226V170H229V169H226V167H223V166H222V164H223L222 160H221V165L219 164L220 162H219L218 164H217ZM237 163H238V162H237ZM251 163H252V162H251ZM7 164H8V163H7ZM7 164H6V165H7ZM18 164H19V163H18ZM46 164H47V166H49V170H50L51 173L57 171L58 166L55 165L54 163H48V162H47ZM57 164H58V163H57ZM59 164H58V165H59ZM79 164H78V166H79ZM88 164H90V167H93L94 169H93V168L91 169L90 167L87 166L86 171H88V168H89V169H90L89 172L92 173V172L95 170V167L92 166L93 162H92V164L88 162L86 165H88ZM97 164H101V161H100V163H97ZM207 164H208V163H207ZM207 164H205V165H207ZM214 164H213V165H214ZM216 164H217V165H216ZM227 164H228V163H227ZM227 164H226V165H227ZM235 164H236V163H235ZM240 164H241V163H240ZM242 164H243V162H242ZM6 165H5V166H6ZM21 165H22V164H21ZM24 165H23V166H24ZM62 165H63V163H62ZM69 165H70V164H69ZM93 165H94V164H93ZM95 165H96V164H95ZM105 165H106V164H105ZM105 165H104V166H105ZM130 165H131V164H130ZM176 165H179V163L176 164ZM192 165H191V166H192ZM196 165H197V166H196ZM237 165H239V164H237ZM248 165H249V164H248ZM143 166H144V165H143ZM155 166H156V165H155ZM171 166H170V169H168V172H169V170H170L171 172L173 171V169L171 170V168H172ZM179 166H181V165H179ZM194 166H195V167H194ZM211 166H212V165H211ZM242 166H243V165H242ZM242 166H240V167H242ZM246 166H247V163H246V165H244V167H246ZM251 166H252V165H251ZM263 166H264V165H263ZM18 167H19V166H18ZM37 167H38V166H37ZM59 167H60V166H59ZM76 167H77V164H76ZM83 167H84V166H83ZM83 167H82V168H83ZM106 167H108V165H107ZM152 167H153V166H152ZM165 167H167V166H165ZM186 167H185V173L187 172V170H186L187 168H186ZM196 167H197V168H196ZM229 167L232 168L233 166H232V167L229 166ZM229 167H228V168H229ZM234 167H236V166H234ZM237 167H238V166H237ZM23 168H24V167H23ZM25 168H24V169H25ZM27 168H26V169H27ZM46 168H48V167H46ZM72 168H73V167H72ZM79 168H80V166H79ZM82 168H81V169H82ZM124 168H126V167H124ZM132 168H133V167H132ZM150 168H151V166H149V168L144 167L143 169H141V168H140V169L142 170V172L147 173L149 170L151 171ZM173 168H176V167L173 166ZM177 168H178V167H177ZM189 168H190V166L188 165V170H189ZM205 168H206V169H205ZM205 168H204L205 171L209 169L207 166H205ZM207 168H208V169H207ZM6 169H5V170H6ZM19 169H20V168H19ZM59 169H60V168H59ZM65 169H66V168H65ZM114 169H115V168H114ZM126 169H127V168H126ZM126 169H120L118 172H116L115 177H113V180H114L115 182L111 180L112 183H110V180H108L109 182H107V184H104L105 182H104V183L102 182L103 185H102V183H97V184H95V182H94L95 185H93V186H95V187H94L93 191L95 192V190H96V192H95V196H94V198H95L94 200L96 201L97 199H99V200L101 201L102 198L106 199V203H105V200H103V199H102V202H103V203H102V202H100V203H101V206H103L104 203L107 204V206H108L109 208L113 207V206H114L115 204H117V203H119V204L122 203L123 206L120 205L121 207L124 208V205H125V206L129 209V210H128V209L126 210V208H124V211L126 210L124 213H125V216H126V218H127L128 220H129V217L132 215V211H131L132 208L134 209V206H136L137 209L135 208L136 211L134 210V212L136 213V215L139 216V214H140L141 216H139V217H140L141 219L144 218L145 220H146V219L148 220V219H149V216L152 215L153 211H152V213H151V210L148 208L149 205L146 204V203H147V202H146L147 199L144 197L145 199H144L143 201H141V200H142V199H141L142 196H141V197H140V199H141V200H140L141 203H143L144 201H145V202H144L143 204H140V201H139V203L136 202L138 205H140V206H138V205H136V203H135L131 198L127 197V196L123 193V190H122V189H123L122 186L124 185V184H123L124 182L122 183V181H123L124 179H128V181L133 182L132 180L135 179L136 176H140L139 173H140L141 170H138V169L126 170ZM144 169H145V170H144ZM146 169H148V170H146ZM152 169H153V168H152ZM154 169H153V170H154ZM182 169H184V168H182ZM218 169H219V170H218ZM220 169H221V170H220ZM235 169H236V168H235ZM238 169H240V168H238ZM241 169H242V168H241ZM246 169H247V168H246ZM28 170H29V169H28ZM69 170H71V169H69ZM76 170H77V169H76ZM158 170H159V171H158ZM190 170H191V168H190ZM7 171H4V172H7ZM73 171H74V170H73ZM81 171H83V169H82ZM150 171L148 172V174H150ZM175 171H176V170H175ZM178 171H179V170H178ZM248 171H249V172H248ZM2 172H3V171H2ZM2 172H1V173H2ZM12 172H13V171H12ZM19 172L22 173V172H23V169H22V171H19ZM19 172H18V173H19ZM75 172H76V171H75ZM75 172H73V173L75 174ZM77 172H78V171H77ZM165 172L167 173V170L164 171V173H165ZM188 172H190V171H188ZM188 172H187V174H188ZM208 172H209V171H208ZM210 172H211V170H210ZM222 172H223V173H222ZM242 172H243V171H242ZM260 172H261V171H260ZM13 173L16 174V172H13ZM21 173H20V174H21ZM55 173H56V172H55ZM58 173H59V171H58ZM79 173H80V172H79ZM79 173H78V174H79ZM173 173H174V172H173ZM190 173H191V172H190ZM225 173H226V172H225ZM245 173H246V172H244L243 174L246 175V176L248 175V173H249V175H251V172H250L249 169L247 170V173H246V174H245ZM4 174H5V173H4ZM62 174H63V173H62ZM62 174H61V175H62ZM140 174H142V173H140ZM143 174H144V173H143ZM148 174H147V175H148ZM168 174H170V172H169ZM182 174H183V173H182ZM195 174H194V176H195L194 178L197 179V177H196ZM210 174H211V173H210ZM240 174H241V173H240ZM2 175H3V174H2ZM6 175H7V174H6ZM17 175H18V174H17ZM35 175H36V174H35ZM38 175H41V174L39 173V174H37V176H38ZM158 175L156 176L155 179H158ZM161 175H162V174H161ZM164 175H165V174H164ZM175 175H177V172H176ZM183 175H184V174H183ZM188 175H190V174H188ZM204 175H205V174H204ZM204 175H203V176H204ZM249 175H248V177H245V178H243V179H242V177L240 178V179H241L240 181H241L242 183L239 184V186L242 185V187H243L244 189H247V190H249V191H250V190L252 191L253 188H255V189L257 190V188H256L257 185H261V184L256 183V180H254L253 178L250 179V177H252V175H251V176H249ZM11 176H12V175H11ZM73 176H74V175H73ZM141 176H142V175H141ZM148 176H149V175H148ZM148 176H146V174H145L144 176H142V177H140V178H142V180H143V178H146V177L148 178ZM169 176H170V175H169ZM172 176H173V175H172ZM199 176H200V177H199ZM208 176H209V175H208ZM256 176H257V175H256ZM12 177H14V176H12ZM49 177H50V176H49ZM68 177H69V175H68ZM175 177H176V176H175ZM180 177H182L181 174H180ZM180 177H179V178H180ZM190 177H191V176H190ZM259 177H260V176H259ZM63 178H64V177H63ZM83 178H84V177H83ZM149 178L153 179V176H152V177H149ZM167 178H168V177H167ZM170 178H171V177H170ZM177 178H178V176H177ZM177 178H176V179H177ZM185 178H187V176H186ZM209 178H210V177H209ZM32 179H33V178H32ZM37 179H38V178H37ZM44 179H45V178H44ZM163 179H164V178H163ZM187 179H189V178H187ZM187 179H186V180H187ZM224 179H225V180H224ZM233 179H234V178H233ZM252 179H253V180H252ZM35 180H36V177H35ZM45 180H46V179H45ZM48 180H49V179H48ZM83 180H84V179H83ZM103 180H106V181H107V179H103ZM146 180H148V179H146ZM164 180H165V179H164ZM169 180H170V179H169ZM169 180H166V181H169ZM171 180H172V179H171ZM190 180H191V179H190ZM222 180L224 181V183H223ZM259 180H260V179H259ZM16 181H17V180H16ZM16 181H15V182H16ZM27 181H28V180H27ZM29 181H30V180H29ZM89 181H90V180H89ZM89 181H86V183H85L83 186H80V187L77 189V198H75V200L80 201V200H82L83 198L87 197L88 195H91V194H92V193H91L92 190H91V191L89 190V188H91V187H89V186L91 185V184L89 183ZM124 181H125V180H124ZM135 181L138 182V180H135ZM135 181H134V183H136ZM149 181H151L152 183L149 182V184L146 186L147 188L145 189V193H149V192H150V194L152 193V194L154 195V194H155V190H154L155 188L153 189V190H154V193L152 192V190H149V189L152 188L150 185L153 186V185H154V184H153L154 182H153L152 180H150V179H149ZM162 181H163V180H162ZM172 181H173V180H172ZM182 181H183V180H182ZM200 181H201V183L199 184L198 182H200ZM262 181H263V180H262ZM262 181H257V182H259V183L261 182V183H262ZM37 182H38V181H37ZM37 182H36V183H37ZM46 182H47V181H46ZM55 182H56V181H55ZM113 182H114L115 184H116V183H117V184L115 185V184H113ZM142 182H143V181H142ZM144 182H146V181H144ZM176 182H177V181H176ZM180 182H181V181H180ZM190 182H191V181H190ZM19 183H20V182H18L17 185H15L14 187H13L14 184H12V187H13V188L10 187L11 190L7 187V189H9V190L7 191V189H6V191H7L8 194L4 191V193H5V194H3V196H5V197H3V198H4V199H3L4 202H8V201H10V200H11V202H12L14 199H16V202H17V199H18L19 201H25V202H23V203H25V205H26V211H27L30 215H32L36 209H37V210L39 209V206H38V205H40V204H42V206L45 207V208L47 209V208L52 207L53 204H51V203H56V204L58 203L57 205H55V206H57V208H58V206H59V208L64 207V208L66 209L65 206H66V203L68 202V201H67V195H65V194H63V193H59V194L57 195L56 200H54L55 202H52L53 199L51 198V196H49L50 193L47 192V191H45V192H43L42 199L40 200L41 202L39 201L40 203L38 202V203L36 204V203H35V199H34L33 197H31V196H32L31 194L33 193V195H34L35 192L39 193V191H41V188H40V190L37 189V188H35L36 191L34 192V191H32V189H34V187H35V186H34L32 189L29 190V191H32V193L29 192V193H31V194H28V193H26V192L24 191V189H25V188H23L24 186H22V185L19 184ZM31 183H32V182H31ZM34 183H35V182H34ZM36 183H35V184H36ZM38 183H39V182H38ZM140 183H141V182H140ZM146 183H148V181H147ZM160 183H162V182H160ZM170 183H171V182H170ZM183 183H184V182H183ZM185 183H186V182H185ZM187 183H189V182L187 181ZM226 183H227V182H226ZM254 183H256L257 185L254 184ZM82 184H83V182H82ZM86 184H90V185H86ZM119 184H121V186H119ZM201 184H202V185H201ZM203 184H204V185H203ZM228 184H229V183H227V185H228ZM4 185H5V184H4ZM10 185H11V183H10ZM23 185H24V184H23ZM85 185L88 186L89 188H88V187L86 188ZM137 185H138V184H137ZM139 185H140V184H139ZM145 185H146V184H145ZM145 185H142V187H144ZM162 185H166V184H165V183H162ZM167 185H168V182H167ZM174 185H175V183H174ZM188 185H190V183H189ZM195 185H196V186H195ZM200 185H201V186H200ZM234 185H235V186L237 185V188H238V183H236V184H234ZM262 185H263V184H262ZM29 186H30V185H29ZM32 186H33V185H32ZM127 186H128V184H127ZM140 186H141V185H140ZM140 186H139V187H140ZM149 186H150L151 188H150ZM159 186H160V185H159ZM185 186H186V189L184 188ZM197 186H198V187H197ZM203 186H205V187H203ZM212 186H213V187H212ZM263 186H264V185H263ZM263 186H260V187L262 188ZM30 187H31V186H30ZM45 187H46V186H45ZM130 187H131V186H130ZM135 187H136V186H135ZM135 187H134V188H135ZM163 187H164V186H163ZM173 187H174V186H173ZM178 187H179V188H178ZM180 187H181V188H180ZM191 187H192V188H191ZM242 187H241V188H242ZM260 187H259L258 190H262V189H260ZM0 188H1V187H0ZM49 188H50V187H48V190H49ZM132 188H133V186H132ZM132 188H131V189H132ZM140 188H141V187H140ZM165 188H166V187L161 188V189L165 190ZM13 189H14V190H13ZM15 189H16V191H15ZM35 189H34V190H35ZM43 189H44V188H42V190H43ZM183 189H185V190H189L190 193H189V191H186V192H185V190L183 191ZM227 189H228V190H227ZM255 189H253V191H255ZM25 190H26V189H25ZM128 190H129V189H128ZM137 190H138V189H137ZM140 190H141V189H140ZM147 190H149V192H147ZM223 190H224L225 192H224ZM233 190H235L234 187L230 190V192L233 191ZM237 190H238V189H237ZM247 190H244V191H247ZM263 190H264V187H263ZM23 191H24V192H23ZM49 191H50V190H49ZM52 191H53V190H52ZM130 191H131V190H130ZM226 191H227V192H226ZM241 191H243V189H242ZM241 191H240V192H241ZM253 191H252V192H253ZM9 192H10V193L12 192V193L10 194ZM15 192H16V193H15ZM64 192H65V191H64ZM126 192H127V191H126ZM161 192H162V191H161ZM161 192H160V193H161ZM163 192H164V191H163ZM163 192H162V195H164ZM166 192H167V191H166ZM187 192H188V193H187ZM233 192H235V191H233ZM237 192H238V191H237ZM261 192H262V191H261ZM0 193H1V192H0ZM48 193H49V194H48ZM136 193H137V191H136ZM139 193H140V192H139ZM156 193H157V192H156ZM167 193H168V192H167ZM186 193H187V194H186ZM1 194H2V193H1ZM54 194H55V193H54ZM67 194H68V193H67ZM128 194H129V193H128ZM134 194H135V192H133L132 195H134ZM152 194H151V196H152ZM172 194H174V195H172ZM188 194H190V195H188ZM231 194H232L233 196L236 195V194H233L232 192H231ZM254 194H256V193H254ZM260 194H261V193H260ZM260 194H259V195H260ZM6 195H7V197H6ZM36 195H37V194H36ZM36 195H35V196H36ZM132 195H131V197H133ZM143 195H144V194H143ZM170 195H171L172 197H171ZM185 195H186L187 197H186ZM209 195H210V194H209ZM209 195H206V196H209ZM247 195H248V194H247ZM247 195H245V197H246ZM250 195H251V194H250ZM262 195L264 196V192H263ZM262 195H260V196H262ZM91 196H93V195H91ZM134 196H135V195H134ZM144 196H145V195H144ZM154 196H155V195H154ZM154 196H153V197H154ZM248 196H249V195H248ZM251 196H253V195H251ZM260 196H258V197L261 198ZM53 197H54V196H53ZM159 197H160V196H159ZM185 197H186V198H185ZM198 197H199V198H198ZM222 197H223V198H222ZM228 197H230V196H228ZM228 197H227V199H228ZM239 197H240V196H239ZM243 197H244V196H243ZM96 198H97V199H96ZM190 198H191V197H190ZM247 198H248V197H247ZM253 198H254V197H253ZM256 198H257V197H256ZM262 198H263V197H262ZM6 199H7L8 201H7ZM133 199H136V198H133ZM160 199H161V198H160ZM201 199H202V198H201ZM201 199H200V201H201ZM210 199H211V198H210ZM215 199H216V198H215ZM227 199L225 200V202L227 201ZM248 199H249V198H248ZM251 199H252V197H251ZM263 199H264V198H263ZM36 200H37V199H36ZM75 200H74L73 202H75ZM137 200H139V199H137ZM216 200H217V199H216ZM218 200H219V199H218ZM228 200H233V201H228V203H230L231 206H229V205H227V206H228L229 208H230V207H233V208H231V209H235V210H236V207L233 206V205L236 204V202L240 204L239 201H241L240 199H239V200H238V199L236 200L235 198H230V199H228ZM249 200H250V199H249ZM152 201H151V204H152ZM155 201H157L158 203H156ZM163 201H164V200H163ZM202 201H203V200H202ZM235 201H236V202H235ZM263 201H264V200H263ZM263 201H262V202H263ZM210 202H211V201H210ZM225 202L223 201V203H225ZM232 202H234V203H232ZM249 202H250V203H249V204H250V205H249L250 207L247 205V202L245 203L246 206L244 207V209H245L246 211L244 210V213H243V215H245V217H246L247 215L250 216L249 213H250L251 207L253 208L252 205H253V204L255 205V203H256V202L254 203V202H252V201H249ZM14 203H15V202H14ZM19 203H21V202H19ZM171 203H172V205H171ZM189 203H190V202H189ZM191 203H192V202H191ZM206 203H207V202H206ZM206 203H204V204H206ZM212 203H213V202H212ZM212 203H210L209 206H211ZM220 203H222V202H220ZM252 203H253V204H252ZM260 203H261V202H260ZM260 203H258V204H260ZM7 204H8V203H7ZM9 204H10V203H9ZM9 204H8V205H9ZM16 204H17V203H16ZM67 204H68V203H67ZM89 204H90V203H89ZM96 204H97V203H96ZM154 204H155V205H154ZM156 204H157V205H156ZM159 204H160V203H159ZM186 204H187V203H186ZM196 204H197V203H196ZM218 204H219V203H218ZM232 204H233V205H232ZM251 204H252V205H251ZM8 205H7V207H8ZM11 205H12V204H11ZM48 205H49L50 207H48ZM90 205H91V204H90ZM90 205H89V206H90ZM147 205H148V207H147ZM163 205H165V207H164ZM166 205H168V206H166ZM213 205H216L215 202H214ZM219 205H220V204H219ZM236 205H237V204H236ZM256 205H257V204H256ZM256 205H255V206H256ZM68 206H69V205H68ZM68 206H67V207H68ZM156 206H158L160 209H158V207H156ZM161 206L164 207V208H161ZM194 206H195V204H194ZM194 206H193V207H194ZM204 206L208 207L207 204L204 205ZM238 206H239V205H238ZM238 206H237V207H238ZM262 206H263V205H262ZM0 207H2V206H0ZM92 207H93V206H92ZM95 207H97V206L95 205ZM95 207H93V208H95ZM146 207L148 208V210H150V211H148L149 215H148L147 212H146V211H147ZM155 207H156V208H155ZM182 207H183V206H182ZM187 207H192V206L190 205V206H187ZM198 207H200V205H199ZM214 207H215V206H214ZM214 207H213V209H217L218 206H216V208H214ZM246 207H247V208H246ZM13 208H14V207H13ZM45 208H44V211L46 212L47 210H46ZM64 208H63V209H64ZM93 208H92V209H93ZM97 208L99 209V207H97ZM97 208H96V209H93V211H91L92 214H90L89 216H88L89 213L86 214L87 216H85L84 214H83V215H80V217H77V215H76V216H71L72 214H70L71 212H69L70 216H69V214H68V215H67L68 217H67V216L64 217V220L62 219V221H61V220H56V221H60V222H56V223H59V224L61 223V224H62V228H69V227H67V225H70V224H71V225L74 224V227H75V224H78V225H76V227L78 226L77 228L80 229L79 227L81 226V228H82V229L79 230V232H85V231H86L85 234H87V236H88V233H90L91 231H92V232H98V231H100L101 229L105 228V227H106L105 224H107V223L109 224V227H111V226H110L109 219H107V218L105 217V218L108 220V221H106V219L102 217V214L100 215V213H99V211H98ZM100 208H101V207H100ZM105 208H106V207H105ZM105 208H104V210H105ZM109 208H107V209H109ZM166 208H165V210H166ZM194 208H195V207H194ZM194 208H192V209H194ZM226 208H227V207H226ZM241 208H242V207H241ZM241 208H240V210H241ZM249 208H250V209H249ZM261 208H262V207H261ZM5 209H6V208H5ZM83 209H84V208H83ZM102 209H103V208H102ZM102 209H101V210H102ZM112 209H114V208H112ZM184 209H185V208H184ZM192 209H188L189 211L186 209L187 213H183V211H182V213H183L182 215L186 214V215L182 216V218H183V222H184L185 224H186V223H188V224H189V223L192 224V223H195V222H197L198 220L202 219V220H204V222L202 221V222H200V223H205L206 225H211V226H212V223L214 222V220H216V219L218 220L219 215H220V211H219V210H221V208H220V209H217V210H214V211H209V212L212 214V217H211L210 215H208L209 218L211 219V222H209V221H208L209 218L206 217V213H205L206 210L202 212V213H204L203 216H202L203 218H202V217H198V215H195V214H198V213L200 212L199 210H198V213H197L196 210H195V211H196V212H195L194 210L192 211ZM196 209H199V208L196 207ZM201 209H202V208H201ZM201 209H200V210H201ZM211 209H212V207H211ZM237 209H238V208H237ZM259 209H260V208H259ZM54 210H55V209H54ZM99 210H100V209H99ZM119 210L122 212V210H121L120 208H119ZM145 210H146V211H145ZM156 210H158V211L160 210V211L158 212V211H156ZM167 210H168V209H167ZM169 210H170V209H169ZM178 210H179V207H177V210L175 209V212L178 211ZM203 210H204V209H203ZM207 210H208V209H207ZM224 210L227 212V210H229V209L226 210V209L224 208ZM224 210H223V209L221 210V214H222V215H220V218L223 217V215H226V216H227V215L229 214V213H227V214H223V213H225ZM261 210H262V209H261ZM19 211H20L19 209H18L17 211H16V210H11V209H10V210L8 211V215H13V214H15V213H18ZM39 211H40V210H39ZM50 211H52V210H50ZM116 211H117V210H116ZM162 211H161L160 213H162ZM180 211H181V210H180ZM215 211H216V212H215ZM217 211H219V212H217ZM222 211H224V212H222ZM230 211H231V210H230ZM253 211H254V210H253ZM253 211H252V212H253ZM256 211H257V210H256ZM256 211H255V212H256ZM4 212H5V211H4ZM48 212H49V211H48ZM55 212L57 213V211H55ZM91 212H90V213H91ZM138 212H139V213H138ZM157 212H158V213H157ZM167 212H170V211H167ZM171 212H172V214H173V210H171ZM171 212H170V213H171ZM188 212H189V213H188ZM193 212H194V213H193ZM207 212H208V211H207ZM212 212L214 213V215H216V213H217L218 217L216 218V217L213 215ZM238 212H240V211H238ZM241 212H242V211H241ZM248 212H249V213H248ZM257 212H258V211H257ZM261 212H264V209H263V211H261ZM21 213H22V212H21ZM103 213H104V212H103ZM105 213H107V212H105ZM165 213H166V212H165ZM165 213H162V214H163L162 216H161V214H160V218H161V220H162V219H163V220L165 219V217H164V214H165ZM177 213H178V212H177ZM179 213H180V212H179ZM191 213H192V214H191ZM246 213H247V214H246ZM38 214H39V212H38ZM58 214H59V213H58ZM66 214H67V213H66ZM78 214H79V213H78ZM107 214H108V213H107ZM110 214H112V213H110ZM110 214H109V215H110ZM120 214H121V213H120ZM146 214H147L148 217L146 216ZM167 214H169V213H166V215H167ZM180 214H181V213H180ZM180 214H179V215H180ZM231 214H232V213H231ZM239 214H240V213H235V214H234L235 217H236V220L238 219V215H239ZM259 214H260V213H259ZM26 215H27V214H26ZM74 215H75V214H74ZM144 215H145L146 217H145ZM169 215H171V214H169ZM169 215H168V216H169ZM229 215H230V214H229ZM37 216H38V215H37V213H36V216H35V217H37ZM44 216H45V215H44ZM51 216H52V213H51ZM53 216H54V215H53ZM78 216H79V215H78ZM104 216H105V215H104ZM121 216H122V217H121ZM121 216H120L121 218L125 217V216L123 215V213L121 214ZM152 216H153V215H152ZM152 216H151V218H152ZM174 216H175V215H174ZM176 216H178V214H177ZM180 216H181V215H180ZM193 216H195V217H193ZM232 216H233V215H232ZM240 216H241V215H239V218H240ZM26 217H27V216H26ZM132 217H133V216H132ZM153 217H154V216H153ZM162 217H164V218H162ZM27 218H28L27 221L30 220V221H28V223L32 225V221L35 220V219H34V215H33V217H32V216L30 217V218L32 219V221H31V219H30L29 217H27ZM37 218H38V217H37ZM126 218H123V220L126 219ZM130 218H131V217H130ZM135 218H138V217H135ZM140 218H139V219H134V217H133V220L136 221V224H137V221H138V222L141 221ZM172 218H174V217L170 216V218H167V216H166V219H167V220L169 219V220L166 221V222H170V223H172V225L169 223V224H170V227H172V228L168 227L170 230H169L168 228H166V229H168L167 232L170 231V232H169L170 235H173L172 237H174L175 235L172 234V232H175V231H176L175 229H176V227H177V226L175 227V225H177V223H176V221H175V223H174V220H178V218H176V217H175L176 219H172ZM195 218H196V219H195ZM204 218H206V220H205ZM212 218H213V219H212ZM241 218H242V217H241ZM241 218H240V219H241ZM60 219H61V218H60ZM65 219H66V220H65ZM153 219H155V218H152V220H153ZM156 219H158V217H157ZM197 219H198V220H197ZM228 219H229V218H227L226 220L228 221ZM249 219H250V218H249ZM49 220H50V219H49ZM52 220H53V219H52ZM52 220H51L52 223H49V222H48V224H47L46 222L43 223L42 225L39 223V224L41 225V227H40V231H41L42 228H43V231H42L43 234H42V235H45V236H43V237L41 236L42 239L38 236V234L41 233L39 230H38L39 233L37 232V229H39V228H37L36 231H35V233L33 234L35 228L32 227V229H33L32 234L34 235V237H33V236L31 237V235H32L31 232L28 233L29 231H24V230H30V228L27 227V229H24V230L22 229L21 232L24 231L25 234L22 232V235H23V236L21 235V236H22V237H21V238H22V239H21L22 241L19 242V243H21V242H22V243H21V244H19V243L17 244V245H19V248L16 246L18 249H20V251L16 248V251L18 250L16 255L18 256V255H21V254H22V256L25 257L26 255H29L30 252L33 253V252H37V251H39V248L41 249V247H42L43 245L46 246L47 243H46V244H43V242H41V240H42V241H46L47 239L45 240L44 238H46V235H47V238H48V241H49V235H48V233H49V232H53V233H54V230H52V229H55V228H56V232L59 231L60 233H63V234L65 233V232H63V231H66V232L68 231V230L64 229V230H62V232H61V231H60V229H61V227H60L61 224H60V225H59V224L56 225V224H55V221H52ZM128 220H127V221H128ZM131 220H132V219H131ZM158 220H159V219H158ZM158 220H157V222L152 221L154 224H156L157 230L159 229V228H158L159 225H160V228H162L161 225H162V226L164 225V222H163V221L160 220L161 222H163V223L160 224V223L158 222ZM170 220H173V221H170ZM184 220H185V221H184ZM223 220H224V219H223ZM242 220H243V218H242ZM244 220H245V219H244ZM63 221H64V222H63ZM110 221H111V220H110ZM127 221H125V223H126ZM150 221H151V220H150ZM212 221H213V222H212ZM230 221H231V220H230ZM233 221H234V220H233ZM24 222H25V221H24ZM37 222H38V221H37ZM62 222H63V223H62ZM105 222H106V223H105ZM129 222H130V223H126V224H125V225H126V227H125L126 229H127V226L129 227V224H130V225L132 224V221L129 220ZM178 222H179V221H178ZM206 222H207L208 224H207ZM218 222H219V221H218ZM222 222H223V221H222ZM248 222H249V221H248ZM250 222H251V221H250ZM260 222H261V220H260ZM260 222H259V223H260ZM263 222H264V221H263ZM64 223L67 224V225L65 226ZM148 223H149V227H150L151 223L149 222V220H148ZM179 223H180V222H179ZM184 223H183V224H184ZM225 223L227 224V222H225ZM228 223H229V222H228ZM245 223H246V222H245ZM14 224H15V223H14ZM23 224H24V223H23ZM23 224H22V225H23ZM25 224H27V222H25ZM29 224H28V225H29ZM39 224H38V225H39ZM44 224H45L46 226H44ZM63 224H64V225H63ZM108 224H107V225H108ZM165 224H167V223H165ZM185 224H184V225H185ZM188 224H186V226H190V225H188ZM223 224H224V223H223ZM234 224H235V223H234ZM234 224H233V230H236L235 227H237V225L235 224L236 226L234 227ZM260 224H261V223H260ZM20 225H21V224H20ZM71 225H70V226H71ZM119 225H120V224H118L117 227L115 226V229H119V228L122 226V225H120V227L118 228ZM123 225H124V223H123ZM132 225H133V226H132ZM132 225H131L132 227H134V228H138L137 225H135V222H133ZM134 225H135V226H134ZM138 225L141 226V225H142V221H141V224L139 223ZM146 225H147V224H146ZM146 225H145V226H146ZM157 225H158V226H157ZM173 225H174V226H173ZM206 225H204V226H206ZM230 225H231V224H230ZM255 225H256V224H255ZM257 225H258V224H257ZM25 226H26V225H25ZM33 226H34V225H33ZM42 226H44V227H42ZM64 226H65V227H64ZM143 226H144V225H143ZM147 226H148V225H147ZM211 226H210V227H211ZM221 226H222V225H221ZM224 226H225V225H224ZM241 226H242V225H241ZM243 226H244V225H243ZM243 226H242V227H243ZM258 226H260V225H258ZM258 226H257V227H258ZM5 227H6V226H5ZM10 227H11V226H10ZM13 227H14V226H13ZM19 227H20V226H19ZM30 227H31V226H30ZM34 227H35V226H34ZM53 227H54V228H53ZM58 227H59V228H58ZM76 227L73 229V231L76 229ZM149 227H148V228H149ZM154 227H155V226H154ZM174 227H175V229H174ZM182 227H183V226H182ZM196 227H197V225H196ZM239 227H240V226H239ZM242 227H240V228L243 229ZM244 227H245V226H244ZM255 227H256V226H255ZM255 227H254V228H255ZM142 228H145V229H146V227H142ZM142 228H141V229H142ZM177 228H178V227H177ZM179 228H180V227H179ZM189 228H190V227H188L187 229H189ZM193 228H194V227L192 226L191 230H192ZM211 228H214V227H211ZM211 228H210V230H211ZM223 228L225 229V227H223ZM229 228H230V227H227V229H229ZM240 228L237 229L238 232H239ZM7 229H8V228H7ZM32 229H31V230H32ZM57 229H58V230H57ZM70 229H72V227H71ZM78 229H76V232H75V233L73 232L75 235H77L76 233L79 234ZM105 229H107V228H105ZM141 229H140V230H141ZM145 229H144V230H145ZM162 229H163V228H162ZM162 229H160V230L157 231V232H154V231H153V232L155 233V235H157V233L159 232V233H158V237H159V238H156V236L153 235V234H152V236H151L150 233H149L148 236L150 237V239H148V240H151V239L153 238V239H154L157 243H159V244H160V242H162V245H161V246H164V245H165V246L163 247L164 249H163L162 247H161V249H163V251H164L165 248H166V250H167L168 252H170V254H171V255L169 254V260H171V261L168 262V263H169V264H171V263H173V262L175 263L176 260L179 261V258H180V259L182 258V257H180V256H182V255H179L180 252H179L178 250H176V249H180V247H178V246H181L180 244L183 243V240H185V238H188V237H187V236L185 237L184 235H182V237H181L180 239H182L183 236H184V239L182 240V243H181V241H180V244H179V245L177 244V247H176V246H174V244L178 242V239H177V236H175L174 238H176L175 240H177V242H175V240L173 239L175 243L172 242V243H174V244H171V245L168 246V245H166L165 243H163V241H161V240H164V242H165V240H167V239H165V238L170 237V236L166 237L167 235H169V233H167V235H166L165 237H163V236L160 235V234L165 235V234H166V233H165V232H166V229L164 228V229H165V231H164L165 234H164V233H161V232H162ZM164 229H163V230H164ZM171 229H172V230H171ZM194 229H195V228H194ZM218 229H219V228H218ZM230 229H231V228H230ZM258 229H259V228H258ZM3 230H4V229H3ZM82 230H84V231H82ZM137 230H138V229H137ZM137 230H136V232H137ZM144 230L142 229L143 232H144ZM180 230H181V229H180ZM185 230H186V229H184V231H185ZM207 230H208V229H207ZM210 230H209V231H210ZM215 230H216V229H215ZM215 230H214V231H215ZM243 230L245 231V229H243ZM87 231H88V232H87ZM89 231H90V232H89ZM155 231H156V229H155ZM160 231H161V232H160ZM192 231H193V230H192ZM198 231H199V230H198ZM244 231H243V232H244ZM247 231H248V230H247ZM247 231H246V232H247ZM250 231H251V230H250ZM250 231H248V232H250ZM21 232H20V233H21ZM110 232H111V231H110ZM132 232H133V233H131V235H129V236H128V235H124L125 238H127V237H129V238L131 237V238H130V239L127 238L128 240H127V239H126V240L124 239L125 242H124V240H123L122 243L124 242V243L128 244V243H129L128 241H134V238H136V240H137V238L142 237V235H143V233H142V235L140 234L141 236H140V235L138 236L137 234L135 235L134 230H133ZM138 232H139V231H138ZM145 232H146V231H145ZM150 232H151V231H150ZM153 232H151V233H153ZM189 232L191 233V231H189ZM202 232H203V231H202ZM202 232H201V233H202ZM212 232H213V231H212ZM212 232H211V233H212ZM221 232H222V231H221ZM231 232H233V231H231ZM238 232H236V233H238ZM26 233H28V235L30 234V236L28 237V235H27ZM68 233H69V232H68ZM106 233H107V232H106ZM106 233H105V234H106ZM111 233H112V232H111ZM139 233H140V232H139ZM176 233H177V232H176ZM178 233H179V232H178ZM180 233H181V232H180ZM192 233H194V232H192ZM199 233H200V232H199ZM203 233H204V232H203ZM213 233H214V232H213ZM222 233H223V232H222ZM252 233H253V232H252ZM261 233H262V232H261ZM50 234H51V236L53 237L54 234H52V233H50ZM66 234H67V233H66ZM74 234H73V235H74ZM82 234H83V233H82ZM82 234H81V235H82ZM90 234H92V235H90ZM90 234H89V236H93V237H92V238H91V237H87V239L90 238L91 240L89 239L88 241H91V242H92V241H93L92 239L94 238V235L97 234V233H90ZM116 234H117V233H116ZM183 234H184V233H183ZM206 234H207V233H206ZM209 234H210V233H209ZM224 234H225V233H224ZM234 234H235V233H234ZM238 234H239V233H238ZM241 234H242V233H240V235H241ZM245 234H246V233H245ZM245 234H244V236H245ZM250 234H251V233H250ZM25 235H27V237H28V238H26V241H25V239H24V238L26 237ZM35 235H37V236L39 237L38 240H35V237H37V236H35ZM39 235H41V234H39ZM103 235H104V234H103ZM110 235H111V234H110ZM112 235H113V233H112ZM112 235H111V237H112ZM117 235H120V234H117ZM176 235H177V234H176ZM191 235H192V234H191ZM207 235H208V234H207ZM228 235H229V234H228ZM228 235H226V236L228 237ZM235 235H236V234H235ZM247 235H248V234H247ZM259 235H260V232H259ZM63 236H64V235H63ZM77 236H78V235H77ZM101 236H102V234H101ZM101 236H100V238H101ZM104 236H105V235H104ZM132 236H133V239H132ZM135 236H137V237H135ZM148 236H147V232H146V234H145L142 238H145V240L147 241V238H149ZM160 236H162L163 239H160ZM193 236H194V235H193ZM193 236H192V237H193ZM212 236H213V235H212ZM229 236H231V235H229ZM233 236H234V235H233ZM249 236H253V234H251V235H249ZM249 236H247V238H248ZM260 236H261V235H260ZM9 237H10V236H9ZM69 237H70V236H69ZM96 237H97V236H96ZM111 237H110V238H111ZM115 237H116V239L118 238L117 236H114V238H115ZM192 237H191V238H192ZM206 237H207V236H206ZM208 237L211 238L210 236H208ZM245 237H246V236H245ZM245 237H244V238H245ZM78 238H79V237H78ZM78 238H77V241H79L80 244L77 243V242H73V244L75 243L74 245H78V246L80 245V247H81L82 245H83V246L86 245V247H85V246H84V247L82 246V247L85 248V251H87V248L91 245V244H90L91 242H87V241H86L88 245L85 244L86 242L83 244V243H82V240L80 239V240H81V241H80V240H78ZM107 238H108V237H107ZM112 238H113V237H112ZM142 238H141V239H142ZM178 238H179V237H178ZM196 238H197V237H196ZM219 238H220V237H219ZM221 238H222V237H221ZM244 238H243V239H244ZM257 238H259V237H257ZM260 238H261V237H260ZM263 238H264V237H263ZM31 239H32V240H31ZM36 239H37V238H36ZM40 239H41V240H40ZM75 239H76V238H75ZM75 239H73V240H75ZM94 239H95V238H94ZM96 239H97V238H96ZM116 239H115V240H116ZM131 239H132V240H131ZM170 239H171V237H170ZM180 239H179V240H180ZM198 239H200V237H199ZM229 239H230V238H229ZM231 239H232V238H231ZM18 240H19V239H18ZM27 240H28V241H27ZM56 240H57V239H56ZM85 240H86V239H85ZM99 240H100V239H99ZM102 240H103V239H102ZM109 240H110V239H109ZM118 240H119V239H118ZM154 240H153V241H154ZM173 240L171 239V241H173ZM194 240H195V239H194ZM211 240H212V239H211ZM222 240H223V239H222ZM227 240H228V239H227ZM227 240L224 239V241H226V242H227ZM238 240H239V239H238ZM246 240H247V239H246ZM248 240H249V239H248ZM250 240H252V239H250ZM256 240H257V239H256ZM39 241H40V242H39ZM69 241H70V239H69ZM69 241H66L67 243H65V245H67V244L69 245L70 242L72 243V241H70V242H69ZM75 241H76V240H75ZM120 241H121V240H120ZM155 241H154V242H155ZM171 241H169V242L171 243ZM186 241H187V239H186L184 242L186 243ZM195 241H196V240H195ZM262 241H264V239H263ZM101 242H102V241H101ZM137 242H138V241H137ZM142 242H143V241H142ZM148 242H149V241H148ZM154 242H152V243H154ZM187 242H189V240H188ZM191 242H192V241H191ZM197 242H198V240H197ZM222 242H223V241H222ZM228 242H229V241H228ZM231 242H232V241H231ZM241 242H245V241H241ZM246 242H247V241H246ZM250 242H251V241H250ZM252 242H253V240H252ZM258 242H259V241H258ZM12 243H13V242H12ZM16 243H17V242H16ZM49 243H50V242H49ZM54 243H55V242H54ZM167 243H168V241H167ZM170 243H169V244H170ZM185 243H183V245H186V244H187V243H186V244H185ZM224 243H225V242H224ZM2 244L4 245V243H2ZM10 244H11V243H10ZM58 244H59V243H58ZM73 244H70L71 247H72ZM89 244H90V245H89ZM95 244H96V243H95ZM110 244H111V243H110ZM146 244H147V243H146ZM149 244H151V243H149ZM154 244H156V243H154ZM163 244H164V245H163ZM196 244H200V243H196ZM201 244H202V243H201ZM226 244H227V243H226ZM236 244H237V243H236ZM240 244H242V243H240ZM0 245H1V244H0ZM7 245H8V244H7ZM7 245H5V247L8 248ZM11 245H12V244H11ZM13 245H14V244H13ZM50 245H51V244H50ZM52 245H53V244H52ZM62 245H64V242H63V243H60V244L57 245L55 248H54V247H51L52 249H49V251H48L47 248H45V246H43V247L45 248V252H47V253H46L47 255H45L46 260H45L44 264H56L58 261H60L61 258H63V262H65V260L68 259L67 257H65L66 255L69 257V259H70V258L72 259V256H71V255H73V254L76 255V252H75L76 250H77V252H78V251H80V250L83 249V248L81 249L80 247L77 248V246H74V245H73L74 248L76 247V248H75V251L72 252L73 254L70 253V254H69L70 256H69L68 253H67V252L69 251V249H68V251H67V248L70 247V246L67 245V246H68V247H67V246H65V245H64V246H62ZM175 245H176V244H175ZM190 245H191V244H190ZM216 245H217V244H216ZM229 245H230V244H229ZM238 245H239V244H238ZM260 245H261V244H260ZM58 246H59L60 248H59ZM61 246H62L63 248H61ZM91 246H92V245H91ZM91 246H90V248H91ZM120 246H121V245H120ZM120 246H119V248L121 249ZM156 246L159 247L160 245H159V246L156 245ZM171 246H174V247L171 248ZM188 246H189V245H188ZM191 246H192V245H191ZM191 246H190V247H191ZM201 246H202V245H200V247H201ZM207 246H208V245H207ZM225 246H226V245H225ZM236 246H237V245H236ZM5 247H4V246H3V247L0 246V264H1V263H4V264H5V263H7V264L10 263V262H7V261L10 260V255H12V254L15 253V252H14L15 250H14V251L12 250L13 252H11V250H9L10 248L7 249V248H5ZM48 247H49V246H48ZM73 247H72V248H73ZM117 247H118V245H117ZM117 247H114V249H115V248L118 249ZM194 247H195V246H194ZM194 247H193V248H194ZM200 247H199V248H200ZM209 247H210V246H209ZM230 247H231V246H230ZM234 247H235V246H234ZM234 247H231V248H234ZM239 247H241V246H239ZM255 247H256V246H255ZM259 247H260V246H259ZM263 247H264V246H263ZM263 247L261 246V248H263ZM44 248L41 249V252L44 251V250H43ZM102 248H103V247H102ZM154 248H155V247H154ZM184 248H185V247H184ZM197 248H198V247H197ZM199 248H198V249H199ZM202 248H203V247H202ZM213 248H214V247H213ZM243 248H244V247H243ZM261 248H259L258 250L254 249V250L258 251L259 256L262 255V253L264 252V250H263L262 253H260V252H261V250H260ZM35 249H36V250H35ZM37 249H38V250H37ZM54 249H55V250L57 249V250L55 251ZM58 249H59V250H58ZM78 249H79V250H78ZM88 249H89V248H88ZM108 249H110V248H108ZM111 249H113V248H111ZM114 249H113V250H114ZM120 249H118V251H119ZM132 249H133V248H132ZM143 249H145V248H143ZM168 249H169V250H168ZM195 249H196V248H195ZM220 249H221V248H220ZM220 249H219V250H220ZM228 249H229V248H228ZM235 249H236V248H235ZM8 250H9V251H8ZM52 250H53V251H52ZM64 250H66V251H64ZM71 250L73 251V249H71ZM122 250H123V249H122ZM158 250H159V249H158ZM180 250H181V249H180ZM209 250H210V249H209ZM212 250H213V249H212ZM237 250H238V249H237ZM250 250H251V249H250ZM50 251H52V252H50ZM82 251H83V250H82ZM95 251H96V250H95ZM104 251H105V250H104ZM118 251H115V252L117 253ZM124 251H125V250H124ZM144 251L146 252L147 249L144 250ZM177 251H178V252H177ZM181 251H184V250L182 249ZM195 251H196V250H194V252H195ZM201 251H202V249H201ZM205 251H206V250H205ZM225 251H226V250H225ZM225 251H224V253H225ZM251 251H252V250H251ZM9 252H11V253H9ZM39 252H40V251H39ZM49 252H50V253H49ZM64 252H65V253H64ZM109 252H110V251H109ZM115 252H114V253H115ZM191 252H192V251H191ZM197 252H198V250H197ZM202 252H203V251H202ZM227 252H228V251H227ZM227 252H226V253H227ZM235 252H237V251L235 250ZM243 252L245 253V250H244ZM8 253H9L10 255H9ZM31 253H30V254H31ZM124 253H125V252H123V251H122V254H121V252H119V254H121V256H120L119 254L116 255V258H118V259H116V258L114 257V258H115V261H116V264L119 263L118 260H119V261L122 260V261H120L119 264H121V262H124L125 260L127 261V262H124V263H126V264H132L131 262H134V260H136L135 262H138V259H137V258H133V257L129 258V259H130V260H129L128 258H126L127 255L124 254ZM134 253H136V252H134ZM147 253H148V252H147ZM147 253H146V255H145V254H144V255L147 256ZM177 253H178V254H177ZM183 253H184V252H183ZM185 253H186V252H185ZM189 253H190V252H189ZM195 253H196V252H195ZM199 253H201V252L199 251ZM209 253H210V252H209ZM215 253H216V251H215ZM221 253H222V252H221ZM248 253H250V252H248ZM256 253H257V252H256ZM256 253H255V254H256ZM7 254H8V255H7ZM42 254H43V253H42ZM64 254H65V256H64ZM79 254H80V256L82 257V255H81L82 253H81V252H78V255H79ZM86 254H87V253H86ZM109 254H110V253H109ZM181 254H182V252H181ZM201 254H202V253H201ZM251 254H252V253H251ZM40 255H41V254H40ZM78 255H76V256L78 257ZM83 255H84V254H83ZM125 255H126V256H125ZM149 255H150V254H149ZM164 255H165V253H164ZM192 255H193V254H192ZM192 255H190V256L192 257ZM196 255H197V254H196ZM208 255H209V254H208ZM210 255H212V254H210ZM218 255H219V254H218ZM221 255H222V254H221ZM229 255H230V254H229ZM240 255H241V254H240ZM240 255H239V256H240ZM256 255H257V254H256ZM7 256L9 257V259H8ZM12 256H13V255H12ZM14 256H15V254H14ZM100 256H102V255H100ZM145 256H144V257H145ZM167 256H168V255H167ZM170 256H171V257H170ZM177 256H178V258H177ZM190 256H188V257H190ZM243 256H244V255H243ZM15 257H16V256H15ZM30 257H32V256L30 255ZM40 257H41V256H40ZM43 257H44V254H43ZM73 257H75V256H73ZM83 257H86V255H84ZM83 257H82V258H83ZM119 257H120V258H119ZM121 257H122V258H121ZM128 257H130V256H128ZM164 257H165V256H164ZM186 257H187V255H186ZM217 257H218V256H217ZM224 257H225V256H224ZM226 257H227V256H226ZM260 257H261V256H260ZM20 258H21V257H20ZM64 258H65V260H64ZM66 258H67V259H66ZM78 258H79V257H78ZM94 258L97 259L96 256H94ZM107 258H108V257H107ZM123 258H124V259H123ZM140 258H141V257H140ZM170 258H171V259H170ZM197 258H199V255H198ZM235 258H236V256H235ZM250 258H251V257H250ZM252 258H253V257H252ZM71 259H70V260H71ZM87 259H88V258H87ZM154 259H155V258H154ZM158 259H159V258H158ZM189 259H190V258H189ZM201 259H202V261H201ZM204 259L206 260V258H204ZM221 259H223V257H222ZM89 260H90V259H89ZM97 260H98V259H97ZM109 260H110V259H109ZM109 260H108V261H109ZM128 260H129V261H128ZM131 260H133V261H131ZM143 260H144V259H143ZM148 260H149V259H147V261H148ZM167 260H168V259H167ZM181 260H182V259H181ZM181 260H180V261H181ZM185 260H186V259H185ZM199 260H200V262H202V264H203V263L205 264V263L207 262V261L205 262V261L203 260V256H201ZM209 260H210V259H209ZM226 260H227V258H226ZM238 260H239V259H238ZM247 260H248V259H247ZM247 260H245V261L247 262ZM252 260H254V259H252ZM261 260H262V259H261ZM263 260H264V259H263ZM10 261H12V260H10ZM31 261H32V260H31ZM34 261H35V260H34ZM61 261H62V259H61ZM61 261H60V263H61ZM85 261H86V260H85ZM93 261H94L93 264H95V263L97 262L96 260H93ZM95 261H96V262H95ZM113 261H114V260H113ZM113 261H112V262H113ZM140 261H141V260H140ZM144 261H145V263L147 262L146 259H145ZM158 261H159V260H158ZM187 261H188V260H187ZM193 261H195V259H194ZM193 261H192V262H193ZM216 261H217V260H216ZM220 261H221V260H220ZM228 261H229V260H228ZM230 261H231V259H230ZM39 262H40V261H39ZM89 262H90V261H89ZM128 262H129V263H128ZM148 262L151 263L150 261H148ZM148 262H147V263H148ZM155 262H157V261L155 260ZM160 262H161V260L158 262V264H160ZM234 262H235V261H234ZM254 262H255V261H254ZM259 262H261V261H258V263H259ZM75 263H76V262H75ZM85 263H86V262H85ZM97 263H98V262H97ZM140 263H141V262H140ZM168 263H167V264H168ZM189 263H190V262H188L187 264H189ZM219 263H220V262H219ZM222 263H223V262H222ZM231 263H233V262H231ZM263 263H264V262H263ZM10 264H11V263H10ZM38 264H39V263H38ZM62 264H63V263H62ZM68 264H69V263H68ZM86 264H87V263H86ZM88 264H89V263H88ZM112 264H115V263H112ZM142 264H143V263H142ZM154 264H155V263H154ZM164 264H166V263H164ZM176 264H177V262H176ZM178 264H179V263H178ZM184 264H185V263H184ZM190 264H191V263H190ZM192 264H193V263H192ZM210 264H212V263H210ZM215 264H216V263H215ZM225 264H226V263H225ZM227 264H228V262H227ZM240 264H241V263H240ZM259 264H260V263H259Z\"/></svg>", "mask_w": 264, "mask_h": 264}]
</instances>
